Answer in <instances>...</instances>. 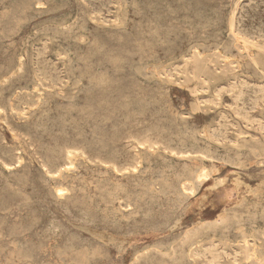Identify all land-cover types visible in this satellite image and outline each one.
Returning <instances> with one entry per match:
<instances>
[{"label": "rangeland", "instance_id": "rangeland-1", "mask_svg": "<svg viewBox=\"0 0 264 264\" xmlns=\"http://www.w3.org/2000/svg\"><path fill=\"white\" fill-rule=\"evenodd\" d=\"M10 1V2H9ZM22 1V2H19ZM8 0V2H6L5 0H0L1 4H0V13H2L0 15V23L1 25H6L7 23L9 25L6 26H1L0 25V42L2 43V45H0L1 49H0V62L1 66H0V251H2V253L0 252V264H11V263H15V264H183V263H187V264H249L247 263L249 260L245 259V252L246 249H244L242 247L243 240L246 239V241L249 242L250 247H258L257 252H261V255L263 253V257H264V130L262 131L261 129H264V36L262 37L261 35H264V0H240L237 1L239 2L237 4L236 0H179V2L177 0L173 1V0H165L163 2V0H156L157 2L159 1V3L153 2V0H147L149 2H147L146 0H122V2H120L121 0H106V4H108V6L106 4H104L103 0L102 2H100L101 0H51V2H49L48 0L44 1V0H35L37 2H30V0ZM26 1V3H25ZM48 1V2H47ZM64 1V2H63ZM86 1V3H84ZM95 1V2H94ZM97 1V3H96ZM109 1V2H108ZM112 1V2H111ZM126 1V2H125ZM135 5L137 3L136 6L133 7V5L131 6V3ZM133 1L135 3H133ZM140 1V2H139ZM161 1V3H160ZM173 1V2H172ZM181 1V2H180ZM184 1V3H183ZM204 1V2H203ZM207 1L209 3H207ZM211 1V3H210ZM218 1V2H217ZM230 1V2H229ZM250 1V2H249ZM4 2V4H3ZM16 2V3H15ZM38 2H40V7L38 5ZM63 2V3H62ZM90 2V3H88ZM94 2V3H92ZM153 2V4H152ZM167 2V3H166ZM175 2V3H174ZM216 2V3H215ZM220 2L226 4H221ZM229 4H227V3ZM7 3V4H6ZM20 3L21 5L25 6V7H20L21 5L18 4ZM33 3V4H30ZM106 5L103 6L102 5ZM110 3V5H109ZM144 3V4H143ZM157 3V4H156ZM173 3V5H172ZM202 3V4H201ZM207 4L206 5L204 4ZM215 3V4H212ZM236 3V4H235ZM251 3V4H249ZM255 3V4H253ZM3 4V5H2ZM9 4V6H7ZM18 4V5H17ZM42 4H44V6H42ZM55 4V5H54ZM62 4H68V5H62ZM89 4V5H88ZM100 4V5H99ZM127 4V5H126ZM144 5L141 6V5ZM148 4V7L145 6ZM150 4H152L153 6H151ZM166 6H169L166 7ZM175 4H183L181 6L179 5H175ZM221 4V5H219ZM234 4V5H233ZM246 4H248V6H245ZM259 4V5H258ZM263 5L261 8L260 6ZM2 5V6H1ZM38 5V7H37ZM51 5H53L51 7ZM76 5V7H75ZM97 7H96V6ZM141 6V10L138 8ZM150 5V6H149ZM156 5V6H155ZM161 5V6H160ZM209 5V6H208ZM216 7H215V6ZM219 5V7H218ZM254 8H253V6ZM5 8H4V7ZM10 6H12L10 8ZM17 8H16V7ZM28 6V8H27ZM33 6V8H32ZM58 6V7H57ZM62 6V7H61ZM91 6V7H90ZM103 6V9H101ZM115 6V7H114ZM125 6V7H124ZM131 6V7H130ZM163 6V7H162ZM176 6L174 10V7ZM179 6V8H178ZM212 6V7H211ZM228 8H227V7ZM234 6V7H233ZM239 6V7H238ZM256 6V7H255ZM20 9H19V8ZM31 7V8H30ZM57 7V9H56ZM61 7V8H60ZM64 7V8H63ZM69 9H68V8ZM71 7V8H70ZM108 7V9H106ZM124 7V8H123ZM151 7V8H150ZM153 7V8H152ZM173 7V9L171 8ZM210 7V8H209ZM232 7H233V11H232ZM244 9H243V8ZM246 7H248L246 9ZM252 7V9H251ZM6 10H4V9ZM15 8V9H14ZM40 8V9H39ZM74 8V9H73ZM83 8V9H82ZM99 8V9H98ZM121 8V9H120ZM127 8V9H126ZM132 8V9H131ZM138 8V9H136ZM144 8V9H143ZM146 8V9H145ZM155 8V9H154ZM166 8V9H164ZM169 8V9H168ZM172 9V12L170 11ZM217 8V9H216ZM227 8V9H226ZM250 8V9H249ZM258 8V9H257ZM13 9V10H12ZM33 9V10H31ZM61 13H60V11ZM64 9V10H63ZM73 9V10H72ZM95 9V10H93ZM151 9V10H149ZM154 9V10H153ZM161 9V10H160ZM188 9V10H187ZM220 9V10H219ZM229 9V10H228ZM240 9V10H239ZM242 9V10H241ZM4 10V11H3ZM12 12H11V11ZM18 10V11H17ZM20 10V11H19ZM58 10V13H56ZM71 10V11H70ZM77 12H76V11ZM108 10V11H107ZM110 10V12H109ZM143 10V11H142ZM148 10V11H147ZM164 10V11H163ZM168 12H165V11ZM186 11L185 13H183V11ZM213 10V11H212ZM219 10V11H217ZM231 10V11H230ZM246 12H242L245 11ZM262 10V11H261ZM10 11V12H9ZM16 11V12H15ZM33 11V12H30ZM52 11V12H51ZM94 11V12H93ZM98 11L99 14H98ZM134 11V13H133ZM140 11V13H139ZM142 11V12H141ZM146 11V12H145ZM177 11V12H176ZM222 11V12H221ZM237 11V12H235ZM254 11V12H252ZM257 11V12H256ZM5 14H4V13ZM7 12V14H6ZM17 14V16L14 14ZM20 12V13H19ZM22 12V13H21ZM30 12V13H29ZM39 12L41 14H39ZM74 12H76L74 14ZM93 12V13H92ZM107 12V13H106ZM113 12V13H112ZM126 12L128 13L127 15ZM136 12V13H135ZM149 12H150V16L152 15V12H154L153 14L156 15H152L151 17L149 16ZM163 14H162V13ZM173 14L172 16H170L171 14ZM180 12L181 14L179 15ZM241 12V16L243 14V16H239ZM253 14H252V13ZM12 13V14H11ZM25 13V14H23ZM37 13V15L35 16V14ZM60 13V14H59ZM65 15H64V14ZM69 13V14H68ZM86 15H85V14ZM148 13V14H146ZM168 15H165L167 14ZM177 13V14H176ZM188 13V15H186ZM203 13V14H202ZM236 13V14H234ZM238 13V14H237ZM248 17H245V15ZM263 13V14H262ZM11 14V15H10ZM34 14V16H30V15ZM48 14V15H46ZM72 14V15H71ZM79 14V15H78ZM131 14V15H129ZM136 14V15H135ZM138 14V16H137ZM145 14V15H144ZM158 14V15H157ZM170 14V15H169ZM183 14V15H182ZM190 14V15H189ZM200 14V16H199ZM221 14V15H220ZM229 14V15H227ZM248 14V15H247ZM255 14V15H254ZM259 14V15H258ZM262 14V15H261ZM5 15V16H4ZM25 15V16H22ZM27 15V16H26ZM44 15V16H43ZM58 15V16H57ZM77 15V17H76ZM91 15L93 18H91ZM99 15V16H98ZM111 15V16H110ZM141 15V16H139ZM147 15V16H146ZM176 15V16H175ZM178 15V16H177ZM258 15V16H257ZM4 16V17H3ZM10 16V17H9ZM14 16V17H11ZM30 16V17H29ZM42 16V17H41ZM54 16V17H52ZM61 16V17H60ZM64 18H63V17ZM72 16V18H71ZM85 16V17H84ZM154 16V18H153ZM158 16V17H157ZM165 16L167 17L165 19ZM187 18L185 19L184 18ZM199 16V17H198ZM3 20L4 18L6 20L5 23ZM8 17V18H6ZM21 17V18H20ZM25 17V19H24ZM35 17V18H34ZM37 17H39L37 19ZM41 17V18H40ZM58 17V18H57ZM69 17V18H68ZM88 17V18H87ZM140 19H139V18ZM156 17V18H155ZM172 17V18H171ZM229 17V18H227ZM238 17V18H237ZM257 17V18H256ZM262 17V18H261ZM14 19V21H17V23L15 22L14 26H17L18 30L16 27L13 26L14 21H12ZM18 18V19H17ZM29 18V20H28ZM53 18L54 21L52 20ZM63 18V19H62ZM90 18V20H89ZM141 20V21H139ZM147 18V19H146ZM184 18V19H183ZM232 18V19H231ZM242 18V19H241ZM245 18H247L245 20ZM256 18V19H255ZM7 19L9 21H7ZM21 19L23 20V22L21 21ZM36 19V20H35ZM49 22H47L46 20ZM49 19V20H48ZM65 19V21H63ZM97 19V20H96ZM122 19V20H121ZM149 19V20H148ZM156 21H154V20ZM160 19H163L162 21H160ZM165 19V20H164ZM172 20V22L170 20ZM180 19V20H179ZM183 19V21L181 20ZM195 19H199L197 22V20ZM206 21H205V20ZM216 19V20H215ZM244 19V20H243ZM31 20V22H30ZM51 20V21H50ZM60 20V21H59ZM68 20V21H67ZM74 23H73V21ZM76 20V21H75ZM104 20V21H103ZM124 20V21H123ZM135 20V21H134ZM174 20V21H173ZM176 20V22H175ZM181 21L179 23H177L178 21ZM187 20V22H186ZM191 22H190V21ZM194 20V21H192ZM243 20V22H242ZM7 21V22H6ZM11 21V23H10ZM43 21V22H42ZM62 21V22H61ZM94 21V22H93ZM151 21V23H150ZM158 21V22H157ZM193 23L195 25H190ZM204 21V22H203ZM240 21V22H239ZM248 21V22H247ZM251 21V24H250ZM254 21V22H253ZM21 22V23H20ZM30 22V23H29ZM41 22V23H40ZM61 22V23H60ZM65 22V23H64ZM67 22V23H66ZM87 22V23H86ZM92 22V23H90ZM104 22V24H103ZM106 22V24H105ZM129 22V23H128ZM135 22V23H133ZM139 22V23H138ZM145 22V23H144ZM157 24V26L154 24ZM183 22V23H182ZM203 22V23H202ZM215 22V23H213ZM227 22V23H226ZM229 22V23H228ZM238 22V23H237ZM242 22V26L241 23ZM254 24H253V23ZM4 23V24H3ZM29 23V25H28ZM55 23V24H53ZM89 23V25H88ZM141 23V24H140ZM160 23V24H159ZM177 23V24H176ZM197 23V24H196ZM206 23V24H205ZM226 23V24H225ZM244 23V25H243ZM249 23V24H248ZM258 23V24H257ZM12 24V25H11ZM27 24V25H26ZM33 24V25H32ZM36 24V25H35ZM39 24H41L39 26ZM69 24V26H68ZM72 24V25H71ZM85 24V25H84ZM128 24V25H127ZM133 24L135 26H133ZM146 24V25H144ZM154 26H153V25ZM182 24L184 26H182ZM199 24V25H198ZM204 24V26H203ZM240 24V25H238ZM246 24V25H245ZM263 24V25H261ZM24 25H26L24 27ZM35 25V27H34ZM38 25V26H37ZM79 25V26H78ZM81 25V27H80ZM84 25V28H83ZM100 25V26H99ZM132 25V26H131ZM138 25V26H137ZM143 25V26H142ZM148 25V26H147ZM162 25V26H161ZM190 25V26H189ZM196 29L194 26H197ZM216 25V26H215ZM227 25V26H226ZM250 25V27H249ZM11 26V27H10ZM13 26V27H12ZM67 26V27H66ZM78 26V27H77ZM119 26V27H118ZM124 26H126L124 28ZM137 26L136 29L132 30L133 28H135ZM156 26V27H155ZM186 26V27H185ZM188 26V27H187ZM210 27V28H204V27ZM226 26V27H225ZM231 26V27H230ZM236 26V28H235ZM239 26V28H238ZM248 26V28H247ZM254 26V27H253ZM256 26V27H255ZM4 27V29L2 28ZM6 27V28H5ZM23 27V28H21ZM35 28V32H34V28H33V35H31L32 33H30V31L32 32V28ZM57 27V28H56ZM88 27V28H86ZM90 27V28H89ZM132 27V28H131ZM141 27V28H140ZM153 27V28H152ZM162 27V28H161ZM201 27V29L199 28ZM229 27V28H228ZM16 28V29H14ZM96 28V29H94ZM123 28V29H122ZM148 28V29H146ZM150 28V29H149ZM155 28V30H154ZM183 28V29H182ZM189 30L192 29V30ZM199 28V29H197ZM229 30H228V29ZM244 28V29H243ZM252 28V29H251ZM10 29V30H9ZM84 29V30H82ZM94 29V30H93ZM109 30L110 34H108V31H104V30ZM123 32H122V30ZM126 29V30H124ZM159 29H162L161 31ZM174 29V30H173ZM203 29V30H202ZM210 29V30H209ZM241 31H239V30ZM11 32L10 31H13ZM76 30V31H75ZM89 34H88V31ZM120 30V31H119ZM137 30V32H136ZM157 30V31H156ZM237 30V31H236ZM245 30H248L247 32ZM255 33H253L252 32ZM7 31V33H6ZM17 31V32H16ZM19 31V32H18ZM23 31V32H21ZM26 31V32H25ZM49 31V32H48ZM59 31V32H58ZM86 31V32H84ZM115 31V32H113ZM117 31V32H116ZM151 31V32H149ZM164 31H167L164 32ZM186 31V32H185ZM189 33H188V32ZM193 31V32H192ZM196 31V32H194ZM201 31V32H200ZM205 31V33H203ZM229 32V33H223V32ZM234 31V32H232ZM243 31V32H242ZM245 31V32H244ZM30 34H29V33ZM42 32V33H41ZM48 32V33H47ZM54 36H53V34ZM58 32V33H56ZM77 32V33H74ZM82 32V33H81ZM119 32V33H118ZM129 32L131 35H129ZM133 32V33H132ZM140 32V33H138ZM143 32H146V34ZM162 32V33H160ZM164 32V34H163ZM193 33V34H190ZM231 32L233 34H231ZM240 32V33H239ZM250 32V33H249ZM259 32V33H258ZM21 33V34H20ZM45 33V34H44ZM64 33V34H63ZM86 33V34H85ZM116 33V34H115ZM124 33V34H123ZM128 33V34H127ZM169 33V34H168ZM202 35H201V34ZM211 34V36L209 34ZM221 33V34H220ZM237 33V34H236ZM241 33H245V37L243 35L240 36ZM6 34V35H5ZM13 34V35H10ZM19 34V35H18ZM42 34V35H41ZM79 35V36H76ZM91 34V37H90ZM94 34V35H93ZM108 34V36H106ZM122 34V35H121ZM150 34V35H149ZM160 34V35H159ZM185 34V35H184ZM197 36H195V35ZM206 37H205V35ZM215 34V35H214ZM217 34V35H216ZM220 34V35H219ZM235 34V35H234ZM248 34V35H247ZM259 34V36H258ZM5 35V38H4ZM28 35V36H27ZM50 35V38H49ZM59 35V36H58ZM65 35V37H63ZM82 35V36H81ZM118 35V36H117ZM129 35V36H128ZM139 35V36H137ZM147 35V36H146ZM149 35V36H148ZM176 35V36H175ZM178 35V36H177ZM180 35L182 37H180ZM209 35V36H208ZM253 35V36H252ZM256 35V36H254ZM9 36V38H8ZM14 36V37H13ZM24 38H23V37ZM26 36V37H25ZM41 36V38H40ZM48 36V37H47ZM57 36V38H56ZM111 36V40L110 39ZM113 36V38H112ZM116 36V37H115ZM132 36V37H130ZM135 36V37H134ZM142 36V38H141ZM153 36V37H151ZM161 38H160V37ZM187 36V37H186ZM192 38L190 39L189 38ZM196 38H195V37ZM201 36V37H200ZM215 36V38H214ZM233 38H232V37ZM249 36V37H247ZM261 36V38H260ZM7 37V38H6ZM21 37V39H20ZM35 37V38H34ZM39 37V38H38ZM54 39H52V38ZM58 37H61L58 38ZM75 37V38H74ZM97 39H96V38ZM103 39H102V38ZM107 37V38H106ZM121 37V38H120ZM123 37V38H122ZM130 37V38H129ZM134 37V38H133ZM141 40H140V38ZM144 37V38H143ZM155 37V38H154ZM164 37V38H163ZM172 37V38H170ZM204 37L206 39H204ZM212 40H210V38ZM217 37V38H216ZM229 39H228V38ZM244 37V38H243ZM252 37V38H250ZM256 37V39L254 38ZM38 38V39H37ZM49 38V39H48ZM56 38V40H55ZM72 38V39H71ZM87 38V39H86ZM93 38V39H92ZM95 38V39H94ZM106 38V39H105ZM124 38H126V40H124ZM153 38L157 41H153ZM180 38V39H179ZM250 38V39H249ZM258 38L260 40H258ZM4 39V40H3ZM21 40L20 43L19 41L16 40ZM25 39V40H24ZM52 39V40H51ZM101 39V41H100ZM110 39V40H109ZM128 39V40H127ZM134 39V40H133ZM144 39H147L146 41ZM171 41H170V40ZM203 39V40H201ZM224 39V40H223ZM239 39V40H238ZM248 39V40H247ZM34 40H36L35 42H33ZM58 40V41H57ZM65 40V41H64ZM99 40V41H97ZM103 40V41H102ZM138 40V41H137ZM151 40V42L149 41ZM165 40V42H164ZM170 42H168V41ZM193 40V41H192ZM194 40L196 41L194 43ZM200 40V41H199ZM210 42H209V41ZM217 40V42H216ZM219 40V41H218ZM238 40V42L235 41ZM253 40V41H252ZM258 40V41H256ZM263 40V41H262ZM14 41V42H13ZM25 43H23V42ZM32 41V43L30 44V42ZM87 41V42H86ZM89 41V42H88ZM105 41V42H104ZM108 41V43L106 42ZM120 41V42H119ZM127 41V42H126ZM137 41V42H136ZM142 41V42H140ZM163 41V42H162ZM212 41V42H211ZM230 41L233 42L232 44H230ZM242 41V42H241ZM12 42V43H11ZM16 42V43H15ZM22 42L23 45H20ZM45 42V43H44ZM63 42V43H62ZM69 42V43H67ZM123 42V43H122ZM140 42V43H139ZM176 44H174V43ZM181 42L183 45H181ZM184 42V43H183ZM187 42V43H186ZM191 44H190V43ZM205 42V44H204ZM207 42V43H206ZM215 42V44H214ZM225 42V43H224ZM5 43V44H4ZM36 43V44H35ZM97 43V45H96ZM107 43V44H105ZM110 43V44H109ZM115 43V44H114ZM127 43V44H126ZM138 43V44H137ZM145 43H147L145 45ZM161 43V44H160ZM169 43V45H167ZM173 43V44H172ZM197 43V44H196ZM241 43H247V50L244 51ZM9 44V45H8ZM11 44V45H10ZM30 45V46H27ZM62 44L64 46H62ZM73 44V45H72ZM77 44V45H76ZM114 44V46H113ZM136 44L138 46V48H140L141 50H139L137 48V46L134 45ZM153 44V45H152ZM207 44V45H206ZM236 44V45H235ZM253 44V45H252ZM254 44L256 46H254ZM14 47H13V46ZM18 45V46H17ZM72 45V46H71ZM89 45V46H87ZM109 45V46H108ZM124 45V46H122ZM127 45V47H126ZM129 45V46H128ZM163 45V46H162ZM187 45V46H186ZM201 45V46H199ZM205 45V46H204ZM214 45H216V47L219 46V48H216ZM232 45V46H231ZM235 45V47H234ZM238 45V46H237ZM262 45V46H261ZM11 49H9V47ZM61 48H60V47ZM73 48H71V47ZM121 49H119L118 48ZM121 46V47H120ZM132 46V48H131ZM150 46V47H149ZM161 46V47H158ZM166 46V47H165ZM168 46V47H167ZM192 46V48L190 47ZM204 48H203V47ZM209 46V47H208ZM212 46V47H210ZM221 46V47H220ZM5 50H4V48ZM17 47V48H16ZM28 49H27V48ZM44 47V49H43ZM81 50H80V48ZM86 47V48H85ZM89 47V48H88ZM94 47V48H93ZM102 47V48H101ZM134 47V49H133ZM147 47V48H146ZM156 49H155V48ZM183 47L185 49V51L183 50ZM200 47V49H199ZM207 47V48H206ZM234 47V49H233ZM250 47V48H249ZM14 48V49H13ZM21 48V49H20ZM26 48V49H25ZM62 48H64V50H62ZM79 48V49H78ZM104 48V49H103ZM112 49L108 50V49ZM116 48H118V51H116ZM124 48V49H123ZM130 48V49H128ZM136 48V49H135ZM145 48V49H143ZM171 48V49H170ZM175 48V49H173ZM177 48V49H176ZM179 48V49H178ZM202 48V49H201ZM224 48V49H223ZM263 48V49H262ZM25 49V50H24ZM52 49L57 50V51H52ZM69 49V52L67 51ZM100 49V51H99ZM123 49V50H122ZM128 49V50H127ZM132 49V50H131ZM150 49V51L148 50ZM163 49V50H162ZM190 51H189V50ZM7 50V52H6ZM15 50V53H14ZM24 50V51H23ZM28 50V51H27ZM75 50V52L73 51ZM83 53H81L80 51ZM98 50V51H97ZM104 50V51H103ZM130 50V51H129ZM135 52H132L134 51ZM143 50V51H142ZM153 50V51H152ZM157 50V51H155ZM161 50V51H160ZM168 50V51H167ZM171 50V51H170ZM173 50L175 51V53L173 52ZM216 50V51H215ZM232 52H231V51ZM250 50V51H249ZM261 50V51H260ZM39 51V52H38ZM44 51V52H43ZM48 51V52H47ZM88 51V52H87ZM103 51V52H102ZM115 51V52H114ZM121 51V52H119ZM128 51V52H127ZM163 51V53H162ZM178 51V53H177ZM183 51V52H182ZM193 51V52H192ZM229 51V52H228ZM238 53H237V52ZM242 51V52H241ZM244 51V52H243ZM69 56L68 55V53ZM87 52V54H86ZM90 52V53H89ZM107 52H109L107 54ZM113 52V53H111ZM119 52V54H117ZM124 52V53H123ZM148 52V53H147ZM150 52V54H149ZM168 52H171L170 54ZM180 52V53H179ZM185 52V53H184ZM188 52V53H187ZM192 52V54H191ZM198 52V54H197ZM218 52V53H217ZM247 52V53H245ZM5 55H4V54ZM6 53H8L6 55ZM12 53V54H11ZM17 53V55H16ZM37 53V54H36ZM58 53V54H57ZM71 53V54H70ZM76 53V54H75ZM115 53V54H114ZM128 55H126V54ZM135 53V54H134ZM137 53V55H136ZM141 53V55H139ZM143 53V54H142ZM157 55V58L155 56V54ZM158 53V54H157ZM174 54L171 56V54ZM196 53V54H195ZM215 53V54H214ZM252 53V56H251ZM19 54V55H18ZM73 54V56H72ZM75 54V55H74ZM96 54V55H95ZM100 54V55H99ZM104 55L102 57V55ZM107 54V56H106ZM121 54V56H120ZM125 54V55H124ZM129 57V55H131ZM169 54V55H167ZM179 54V56H178ZM187 54V55H186ZM200 54V55H199ZM212 54V55H211ZM219 54V55H218ZM241 54V55H240ZM248 56H247V55ZM14 55V56H13ZM80 55V57H79ZM92 55V56H91ZM147 55V56H146ZM153 55V57L151 56ZM163 55V56H162ZM185 55V56H184ZM198 55V57H197ZM204 56L201 58V56ZM207 55V56H205ZM236 55V56H235ZM16 56V57H15ZM57 56V57H56ZM78 56V57H77ZM87 56V57H86ZM139 56V57H137ZM147 58H146V57ZM183 56V57H181ZM193 56V57H192ZM221 56V57H220ZM247 56V57H246ZM36 57V58H35ZM74 57V58H73ZM107 57V58H106ZM110 57V59H109ZM112 57V58H111ZM116 57V58H115ZM122 57V58H121ZM126 57V58H124ZM142 57V58H141ZM152 57V59H151ZM164 57V58H163ZM166 57V58H165ZM170 57L171 60H170ZM233 57V58H232ZM239 57V58H238ZM8 58V59H7ZM28 58V59H27ZM73 58V60H72ZM76 58V59H75ZM132 58V59H130ZM136 58V59H135ZM149 58V59H148ZM156 58L157 61H155L154 59ZM190 58V59H189ZM200 58V59H199ZM232 58V59H231ZM250 58V59H249ZM253 58V60H252ZM5 59V60H4ZM23 59V61L21 60ZM36 59V60H34ZM58 59V60H57ZM66 59V60H65ZM118 61H117V60ZM121 59V60H120ZM145 59H147V61H145ZM160 59V61H159ZM165 59V60H164ZM235 62H232L234 61ZM259 59V60H258ZM12 60V61H11ZM20 60V61H19ZM94 62H93V61ZM101 60V61H100ZM106 60V61H105ZM120 60V61H119ZM150 60V61H149ZM152 60V61H151ZM173 60V61H172ZM176 60V62H175ZM179 60V61H178ZM187 60V61H186ZM221 60V62H220ZM232 60V61H231ZM6 61V62H5ZM10 61V62H9ZM40 63H39V62ZM61 61V62H60ZM99 61V62H97ZM105 61V62H104ZM112 61V62H111ZM129 61V62H128ZM138 61V62H137ZM163 61V62H162ZM229 61V62H228ZM231 61V62H230ZM240 61V63H239ZM92 62V63H91ZM116 62V63H115ZM132 62V63H131ZM142 62V65H141ZM146 62V63H145ZM160 62V63H159ZM166 62V63H165ZM225 62H228L227 64ZM250 62V63H249ZM255 64V68L252 65V63ZM6 63V64H5ZM12 65H11V64ZM16 63V64H15ZM18 63V64H17ZM96 63V64H95ZM112 63V65H111ZM121 63V64H120ZM129 63V64H126ZM131 63V65H130ZM135 63V64H134ZM138 63V64H137ZM144 63V64H143ZM153 63V64H152ZM159 63V64H158ZM163 63V64H162ZM169 63V65H168ZM173 63V64H172ZM175 63V64H174ZM225 63V64H223ZM242 63V64H241ZM261 63V64H260ZM4 64V65H3ZM36 64V65H35ZM96 67H95V65ZM108 64V65H107ZM124 64V65H123ZM148 64V65H147ZM161 64V65H160ZM166 64V65H164ZM242 66H241V65ZM251 64V65H250ZM9 65V67H8ZM18 65V66H17ZM26 65V66H25ZM43 65V66H42ZM104 65V66H103ZM123 65V66H122ZM129 65V66H128ZM133 65V66H132ZM141 65V67H140ZM146 65V66H145ZM157 65V66H156ZM181 65V66H180ZM250 65V66H249ZM258 65V67H257ZM12 66V67H11ZM17 66V70L16 67ZM36 66V67H35ZM48 66V67H47ZM72 66V67H71ZM79 66V69L76 68ZM84 66V67H83ZM104 68H103V67ZM108 66V67H105ZM122 66V67H121ZM126 66V67H125ZM131 66V67H130ZM137 66V68H136ZM145 66V67H144ZM153 66V67H152ZM167 66V67H166ZM208 66V67H207ZM232 66V67H231ZM238 66V67H237ZM241 66V67H240ZM244 66V67H243ZM252 66V67H251ZM3 67V68H2ZM24 67V68H23ZM43 67V69H42ZM76 69H75V68ZM129 69H128V68ZM207 67V68H206ZM6 68V69H5ZM38 71H37V69ZM63 68V69H62ZM72 68V69H71ZM74 68V69H73ZM88 68V69H87ZM126 68V70H125ZM141 68V69H139ZM160 68V69H159ZM178 70H177V69ZM259 68H261L259 70ZM71 69V70H69ZM101 69V70H100ZM111 71H109V70ZM138 69V70H137ZM154 69V70H153ZM172 69V70H171ZM239 69V70H238ZM244 69V70H243ZM255 69V70H253ZM4 70V71H3ZM20 70V74L19 71ZM25 70V71H24ZM87 70V71H86ZM89 70V71H88ZM94 70V71H93ZM168 70V71H167ZM243 70V71H242ZM24 73H23V72ZM74 71V72H73ZM100 71V72H99ZM109 71V73H108ZM132 71V72H131ZM135 71V72H134ZM166 71V72H165ZM173 71V72H172ZM175 71V72H174ZM245 71V72H244ZM258 73H257V72ZM262 71V72H261ZM6 74H5V73ZM32 73L29 74V73ZM38 72V73H37ZM44 72V73H43ZM46 72V73H45ZM68 72V73H67ZM74 74H73V73ZM94 72V73H93ZM97 72V73H95ZM103 74H102V73ZM129 74H128V73ZM142 72V73H141ZM218 72V73H217ZM244 72V73H243ZM41 73V74H40ZM55 73V74H54ZM61 73V74H60ZM72 73V75H71ZM117 73V74H116ZM127 73V74H126ZM163 73V74H162ZM263 73V74H262ZM12 74V75H11ZM43 74V75H42ZM80 74V75H79ZM84 74V75H83ZM90 74V75H89ZM112 74V75H111ZM119 74V75H118ZM130 74L132 77L134 78H130ZM135 74V76H134ZM144 74V75H143ZM240 74V75H239ZM243 74L245 76H243ZM259 74V75H258ZM3 75V76H2ZM14 75V76H13ZM31 75V76H30ZM35 77H34V76ZM46 75V77H45ZM69 75V77H68ZM78 75V79L77 76ZM93 77H92V76ZM98 75V76H97ZM102 75V77H101ZM108 75V77H106ZM154 75V76H153ZM171 75V76H170ZM181 75V76H180ZM191 75V76H190ZM252 75V76H250ZM2 76V77H1ZM11 76V77H9ZM23 76V77H22ZM30 76V77H29ZM44 76V77H43ZM71 76V77H70ZM83 76V77H82ZM104 76V77H103ZM112 76V77H111ZM125 76L127 78H125ZM148 76V77H145ZM151 76L153 77V79L151 78ZM248 76V77H247ZM260 76V77H259ZM9 77V78H8ZM14 77V78H12ZM41 77V78H40ZM73 77V78H72ZM81 79H80V78ZM101 79H100V78ZM110 77V78H109ZM121 77V80H119V78ZM124 77V80H123ZM139 77V78H137ZM145 77V78H144ZM161 77V78H160ZM163 77V78H162ZM167 77V78H166ZM171 77V78H170ZM178 77V78H177ZM195 77V78H194ZM203 77V78H202ZM207 79H206V78ZM234 77V78H233ZM246 77V78H245ZM26 78V79H25ZM54 82H52V79ZM69 78V80L67 79ZM89 78V79H88ZM93 78V79H90ZM98 78V79H97ZM103 78V79H102ZM113 78V79H112ZM118 78V80H117ZM231 78V79H230ZM251 78V79H250ZM262 78V79H260ZM11 79V80H10ZM24 79V80H23ZM51 82H50V80ZM88 82H87V80ZM133 79V80H132ZM136 79V80H135ZM186 79V80H185ZM189 79V80H187ZM191 79V81H190ZM6 80V81H4ZM17 80H19L20 82H18ZM22 80V81H21ZM57 80H59L58 82H56ZM75 80H77L75 82ZM91 80V81H89ZM148 80V81H147ZM153 80V81H152ZM220 80V81H219ZM259 80V81H258ZM29 81L31 82L30 84ZM72 81L73 83H70ZM83 83H82V82ZM105 81H108L107 83H105ZM137 81V82H135ZM142 81H147V82H142ZM151 81V83H150ZM170 84H169V82ZM222 81V82H221ZM242 81V82H241ZM7 82V83H5ZM27 82V83H26ZM46 82V83H45ZM75 82V83H74ZM78 82V83H77ZM80 82V83H79ZM86 82V84L84 83ZM91 82V83H90ZM96 84H95V83ZM99 82V83H97ZM104 82V83H103ZM124 82V83H122ZM133 82V83H132ZM159 82V83H158ZM181 82V83H180ZM190 82V85L189 83ZM197 82V83H196ZM202 82V83H200ZM205 82V83H204ZM221 82V83H220ZM39 83L41 84V87L39 85ZM102 83V84H100ZM130 83V85H129ZM139 83V84H138ZM144 83V84H143ZM150 83V84H149ZM163 83V84H162ZM172 83V85H171ZM179 85H177V84ZM183 83V84H182ZM247 83V84H246ZM38 84V86H37ZM54 84V85H53ZM77 84V85H75ZM111 84V85H110ZM156 84V85H155ZM168 84V87H167ZM185 84V86H184ZM241 86H238V85ZM246 84V85H244ZM21 85L23 88H21ZM25 85V86H24ZM28 85V87H27ZM71 85V86H70ZM79 85V86H78ZM85 85V86H84ZM90 87V88H86ZM94 85L92 88L91 86ZM101 85V87H100ZM120 85V86H119ZM127 85V86H126ZM141 88V86H143L138 89V86ZM148 87H146V86ZM154 85V86H153ZM170 85V87H169ZM176 85V86H175ZM198 85V86H197ZM231 87H230V86ZM248 85V86H247ZM3 86V87H2ZM20 86V87H19ZM37 88H36V87ZM78 88H77V87ZM125 86V87H124ZM135 86V87H134ZM157 88H156V87ZM175 86V87H173ZM235 86V87H234ZM245 86V88H243ZM252 86V87H251ZM258 86V87H257ZM15 87V88H14ZM18 87V88H16ZM27 87V88H25ZM46 87V88H45ZM80 87V88H79ZM82 87V88H81ZM85 87V88H84ZM96 87V89H95ZM123 87V88H122ZM151 89H150V88ZM182 87V88H179ZM197 87V88H196ZM222 87V89H221ZM234 87V88H233ZM249 87V88H248ZM254 87V88H253ZM260 87V89H259ZM7 88V89H6ZM33 88V89H31ZM76 88V89H75ZM109 88V89H108ZM125 88V91L123 90ZM129 88V91L128 89ZM133 88L135 90H133ZM149 88V89H147ZM165 88V89H164ZM168 88V89H167ZM178 88V89H177ZM188 88V89H187ZM224 88V89H223ZM230 88V89H229ZM234 90H233V89ZM257 88V89H256ZM22 89V90H20ZM70 89V90H69ZM79 94H78V91ZM81 89V90H80ZM88 89H92L89 90L91 91L90 93L88 92ZM121 89V91H119ZM144 89V90H143ZM162 89V90H161ZM172 89V90H171ZM182 89V90H181ZM187 89V90H186ZM191 89V90H190ZM237 91H236V90ZM251 89V90H250ZM263 89V90H262ZM11 90V91H10ZM46 90V92H45ZM98 90V91H97ZM132 90V91H131ZM148 90V91H147ZM156 90V91H155ZM161 90V91H160ZM206 92H205V91ZM218 90V91H217ZM245 93H244V91ZM35 91V92H34ZM87 94H86V92ZM93 91V92H92ZM134 91V92H133ZM144 91V93H143ZM151 91V93H153V95L156 93V95H152L149 94ZM155 91V92H153ZM167 94H165L166 92ZM169 91V92H168ZM192 91V92H191ZM196 91V92H195ZM199 91V92H198ZM252 91H254L252 93ZM262 91V93H261ZM20 95H18L19 93ZM23 92V94H22ZM34 92V93H31ZM42 92V93H41ZM115 94H114V93ZM118 92V93H117ZM121 92V93H120ZM126 92V93H125ZM133 92V93H132ZM148 92V94H147ZM163 92V93H161ZM203 92V93H202ZM219 92V93H218ZM244 95H243V93ZM248 92V93H247ZM256 92V93H255ZM258 92V93H257ZM12 93V94H11ZM17 93V94H15ZM29 93V94H28ZM41 93V94H40ZM59 93V94H58ZM74 93V94H73ZM77 93V94H76ZM89 93V94H88ZM98 93V94H95ZM100 93V94H99ZM125 93V94H124ZM159 93V94H158ZM198 93V94H197ZM215 93H217L215 95ZM241 95H239V94ZM251 93V94H250ZM4 94V95H3ZM7 94V95H6ZM28 94V95H27ZM39 94V95H38ZM44 94V96H42ZM70 94V95H69ZM72 94V95H71ZM93 94V97H92ZM117 94V95H116ZM143 94V95H142ZM161 94L163 96H161ZM194 94V95H193ZM196 94V95H195ZM258 94L257 96H254ZM263 96V100L260 101V97ZM6 95V96H5ZM9 95V96H8ZM25 95V96H24ZM82 95V96H81ZM96 95L98 96V98H96ZM104 96L101 98V96ZM110 95V96H108ZM122 95V96H120ZM130 95V96H129ZM142 95V96H141ZM146 99H145V97ZM147 95V96H146ZM151 95L152 100L151 101ZM167 95H169L168 97H166ZM192 95V97H191ZM228 95V96H227ZM236 95V96H233ZM246 95H250L249 97H247ZM253 95V97H252ZM21 96V97H20ZM34 96V97H33ZM40 96V97H39ZM57 96V97H56ZM74 96V97H72ZM79 96V97H78ZM84 96V97H83ZM88 96V97H87ZM109 98H108V97ZM134 96V97H133ZM139 96H141V99L139 98ZM161 96V97H160ZM165 96V97H164ZM173 96V97H172ZM241 96V98H240ZM20 97V98H19ZM23 97V98H22ZM30 97L32 99H30ZM36 97V98H35ZM100 97V100H99ZM114 101H113V98ZM133 98V99H130ZM163 97V98H162ZM219 97V98H218ZM245 97V98H244ZM257 97V98H256ZM78 98V99H77ZM86 101H85V99ZM94 98V99H93ZM96 98V99H95ZM143 98V99H142ZM150 98V99H149ZM159 98V100H158ZM161 98V99H160ZM167 98V99H166ZM169 98V99H168ZM171 98V99H170ZM197 98V100H196ZM238 98V99H237ZM245 103H242L244 102ZM254 98V99H252ZM18 99V100H17ZM22 101H21V100ZM108 99V101H107ZM128 99V100H127ZM145 99V101H144ZM156 99V102H155ZM163 99V100H162ZM227 99V100H226ZM235 101H234V100ZM250 99V100H249ZM259 101H258V100ZM21 103H20V101ZM25 100V101H23ZM36 100V101H34ZM39 100V101H38ZM53 101V102H49V101ZM81 104H78V101ZM83 100V102H82ZM92 100V101H91ZM95 100V101H94ZM104 100V101H103ZM118 101V103L116 101ZM131 100V101H130ZM134 100H136L134 102ZM139 102H138V101ZM160 100H162V103H159ZM165 100V101H164ZM167 100V102H166ZM241 100V101H240ZM243 100V101H242ZM255 100V101H254ZM16 101V102H15ZM19 101V102H18ZM39 103H38V102ZM59 103H58V102ZM89 101V102H88ZM126 101V102H125ZM152 103H151V102ZM177 101V102H176ZM196 101V102H195ZM200 103H199V102ZM234 101V103H233ZM237 101V102H236ZM240 101V102H239ZM251 101V102H250ZM257 101V103H256ZM91 102V103H90ZM94 102V103H93ZM104 102V103H103ZM125 102V106L124 103ZM129 102H133L130 103ZM137 102V103H136ZM142 102V104L140 103ZM165 102V103H164ZM175 102V103H174ZM240 104H239V103ZM248 102H250L248 104ZM19 103V104H18ZM27 103V105H25ZM51 103V104H50ZM88 103V104H87ZM103 103V104H102ZM107 103V104H106ZM113 103V104H112ZM121 103V105L119 104ZM129 103V104H128ZM148 103V104H147ZM151 103V104H150ZM171 103V104H170ZM206 103V104H205ZM237 103V104H235ZM242 103V104H241ZM256 103V104H255ZM11 104V105H10ZM31 104V106H30ZM38 104V105H37ZM51 106H50V105ZM57 104V105H56ZM68 104H70L68 106ZM73 104V105H72ZM90 104V106H89ZM119 104V105H118ZM123 104V105H122ZM139 104V105H138ZM140 104L142 106H140ZM146 104V105H145ZM155 104V105H154ZM160 104V105H158ZM174 104V105H173ZM198 106H197V105ZM15 105V106H14ZM30 107H29V106ZM56 105V107H55ZM67 105V106H65ZM83 105V106H82ZM96 105V106H95ZM138 105V107H137ZM155 107H154V106ZM167 105V106H166ZM210 105V106H209ZM237 107H236V106ZM242 105V106H240ZM244 105V107H243ZM263 105V106H262ZM61 106V107H60ZM87 106V107H86ZM98 106V107H97ZM120 106V107H119ZM130 108H128V107ZM133 106V107H131ZM136 106V107H135ZM149 106V107H147ZM160 108H158V107ZM165 106V107H164ZM172 106V107H171ZM186 106V107H184ZM215 106V107H214ZM230 106V107H229ZM247 106V108H246ZM254 106V107H253ZM24 107V108H23ZM34 107V108H33ZM50 109H49V108ZM69 107V108H68ZM76 107V108H74ZM77 107L79 109H77ZM81 107V108H80ZM86 107V108H85ZM90 107V108H88ZM117 107V108H116ZM146 107V108H145ZM154 107V108H153ZM164 107V108H162ZM167 107V109H166ZM170 107V108H169ZM217 107V108H216ZM258 107V108H257ZM15 108V109H14ZM17 108H19L18 110H16ZM62 108V109H61ZM85 108V109H83ZM93 108V109H92ZM133 108V109H132ZM136 108V109H135ZM143 108V109H142ZM145 108V110H144ZM149 108V109H148ZM172 108V109H171ZM174 108V110H173ZM179 108V109H178ZM183 108V109H182ZM239 108V109H238ZM250 110L252 111H249ZM255 108V109H254ZM23 109V110H22ZM44 109L46 111H44ZM50 111H49V110ZM54 110L53 111H51ZM56 109V110H55ZM97 111H95V110ZM98 109H102L101 111ZM122 109V110H121ZM131 109V110H128ZM137 109L138 112H137ZM157 109V110H156ZM166 109V110H164ZM178 109V110H177ZM236 109V110H235ZM246 109V111L244 110ZM260 109V110H259ZM62 110V111H61ZM87 110V112L85 111ZM88 110L89 113L88 114ZM111 110V111H110ZM119 110V111H117ZM135 112H134V111ZM168 110V111H167ZM189 110V111H188ZM241 110V111H240ZM244 110V111H243ZM40 111V112H39ZM57 111V112H56ZM66 111V112H64ZM69 111V112H68ZM83 111L85 114H83ZM93 111V112H92ZM95 111V112H94ZM100 111V112H98ZM115 111V113H113ZM129 111V112H128ZM155 111V114L154 112ZM161 113H160V112ZM167 111V112H166ZM240 111V112H239ZM12 112V113H11ZM14 112V113H13ZM53 112V114H52ZM59 112V113H58ZM112 112V113H111ZM119 113V115H115L116 113ZM131 112V113H130ZM134 112V113H133ZM158 112V113H156ZM164 112V113H162ZM166 112V113H165ZM169 112V113H168ZM178 112V113H177ZM197 112V113H196ZM201 112V113H200ZM212 112V113H211ZM220 112V113H219ZM244 112V114H243ZM246 112V113H245ZM250 112V113H248ZM9 113V114H8ZM11 113V114H10ZM45 113V114H44ZM105 113V114H104ZM110 115H109V114ZM142 113V114H139ZM149 113V115H148ZM153 115H151V114ZM173 113V114H172ZM50 114V115H49ZM62 114V115H60ZM66 114V115H65ZM68 114V117L72 114L71 118L66 117ZM80 114V115H79ZM87 114V115H86ZM92 114V115H91ZM108 114V115H107ZM123 114V116H122ZM129 114V115H128ZM134 114V116H133ZM158 114V115H156ZM165 116H163V115ZM184 114V115H183ZM209 114V115H208ZM237 114V115H236ZM250 116V118L247 116ZM5 115V116H4ZM9 115L11 117H9ZM17 115V116H16ZM20 115V116H19ZM53 115L55 118H53ZM59 115V116H58ZM76 115V116H75ZM96 115V116H95ZM100 115V118H98ZM103 118H102V116ZM106 115V116H105ZM113 115V116H111ZM115 115V116H114ZM139 115L141 117H139ZM160 115V116H159ZM188 115V116H187ZM222 115V116H221ZM239 115V116H238ZM46 116V118H45ZM50 116V117H49ZM105 116V118H104ZM132 116V117H131ZM167 116V117H166ZM172 116V117H171ZM182 116H184L182 118ZM221 116V117H220ZM224 116V117H223ZM234 116V117H233ZM246 118H242L245 117ZM13 117V118H12ZM25 117V118H24ZM36 117L38 119H36ZM42 117V118H41ZM48 117V118H47ZM66 119H65V118ZM77 117V118H76ZM109 117V119H108ZM119 117V118H118ZM128 117V118H127ZM131 117V118H130ZM176 117V120H175ZM188 117V118H187ZM44 118V119H43ZM60 118V120H59ZM80 118V119H79ZM84 118L86 120L89 121H85L84 122ZM92 118V119H91ZM114 118L119 119V123L118 120L115 119V121H111L114 120ZM125 118V119H124ZM127 118V119H126ZM161 118V119H160ZM165 118V119H163ZM172 118H174L172 120ZM190 118V119H189ZM223 121H221L220 120ZM252 118V119H251ZM13 119V121H12ZM34 119V120H33ZM51 119H55V121L52 120L51 123ZM57 119V120H56ZM73 119V120H71ZM76 119V120H75ZM94 119V120H93ZM99 119V120H98ZM105 119H106V123H105ZM121 119V120H120ZM156 119V120H155ZM258 119V120H257ZM68 120V121H67ZM81 120V121H80ZM110 120V123H109ZM124 120V121H123ZM126 120V121H125ZM128 120L130 122H128ZM163 120V121H162ZM165 120V121H164ZM170 122L171 120V123ZM246 120V122H245ZM251 120V122H250ZM255 120V121H253ZM18 121V123H17ZM60 121V122H59ZM70 121V122H69ZM72 121V122H71ZM83 121V122H82ZM94 121V122H93ZM104 121V122H103ZM108 121V122H107ZM121 121V122H120ZM154 121V122H153ZM156 121V123H155ZM173 121V122H172ZM210 121V122H209ZM262 121V122H261ZM28 122V123H27ZM39 122V123H38ZM41 122V123H40ZM45 122V124H44ZM59 122V123H58ZM88 122V123H87ZM114 122V123H112ZM116 122L118 124H116ZM124 122V123H122ZM153 122V123H152ZM159 122V123H158ZM161 122V123H160ZM165 122V123H164ZM167 122V123H166ZM217 122V124H216ZM2 123V125H1ZM33 123V124H32ZM48 123V125H47ZM69 123V124H67ZM77 123V124H76ZM81 123V124H80ZM86 123V124H85ZM103 123V124H102ZM133 123V124H132ZM177 123V124H176ZM182 123V124H181ZM186 123V124H185ZM188 123V124H187ZM223 123V124H222ZM254 125H253V124ZM261 123V124H260ZM38 124V125H37ZM50 124H52L54 127H52ZM62 130H58L60 128V125ZM80 124V125H79ZM85 124V125H84ZM90 124V126H89ZM98 124V125H97ZM100 124V125H99ZM107 125L105 127V125ZM116 124V125H115ZM120 124V127H119ZM167 124V126L165 127V125ZM170 124V125H169ZM176 124V125H175ZM180 124V125H179ZM192 124V125H191ZM219 124V125H218ZM259 124V125H258ZM55 125L56 128H55ZM75 125V126H74ZM83 125V128L80 127ZM89 127H87V126ZM94 125V126H92ZM111 125H115V128H110L113 127ZM118 125V126H117ZM123 127H122V126ZM156 125V126H155ZM163 125V126H162ZM173 125V127H171ZM191 125V126H190ZM218 125V127H217ZM222 125V126H221ZM232 125V126H231ZM19 126V127H18ZM39 126V127H38ZM65 129H63L64 127ZM70 126V128L68 127ZM72 126V127H71ZM102 126V127H101ZM106 129L104 131V128ZM110 126V127H109ZM124 126L126 128H124ZM159 126V127H158ZM171 128H170V127ZM177 126V127H175ZM187 126V127H186ZM209 126V127H208ZM221 126V127H220ZM235 126V127H234ZM243 126V127H242ZM261 128H259V127ZM24 128L23 130L21 128ZM37 127V128H34ZM74 127V128H73ZM78 127V128H77ZM85 127V128H84ZM90 127L93 130L90 129ZM101 127V128H100ZM109 127V128H108ZM129 129H128V128ZM161 127H165L166 129H163ZM203 127V129H202ZM225 127V128H224ZM258 127V128H257ZM29 128V129H28ZM47 128V130H46ZM50 128V129H49ZM53 128V131H52ZM60 128V129H61ZM67 128V129H66ZM77 128V130H76ZM81 128V129H80ZM122 128V129H120ZM146 128L149 130H147L148 132H146ZM160 128V129H159ZM169 128V129H168ZM174 128V129H173ZM177 128V129H176ZM180 128V129H179ZM198 128V129H197ZM211 128L213 130V132L211 131ZM216 128V129H215ZM224 128V129H222ZM227 128V131H226ZM41 129V130H40ZM48 129L50 131H52L50 133V131H48ZM70 129V130H69ZM75 129V130H74ZM95 129H98L95 130ZM111 131H110V130ZM114 129V130H113ZM118 129L119 131L115 130ZM126 129V130H125ZM152 129V130H151ZM183 129V130H182ZM184 129H186L187 132L184 131ZM190 129V130H189ZM197 131H196V130ZM200 129V130H199ZM219 129L221 131H219ZM21 130L23 132H21ZM34 130V131H33ZM57 132H56V131ZM65 130V132H64ZM69 130V132H68ZM80 130V131H79ZM81 130H83V132L81 133ZM128 130V131H127ZM165 130V131H164ZM175 130V131H172ZM179 130V131H178ZM181 130V132H180ZM224 130V132H223ZM29 131V132H28ZM73 131V133L71 132ZM101 131V132H100ZM105 133H104V132ZM145 131V133L143 132ZM178 131V132H177ZM190 131V132H189ZM219 131V132H217ZM38 132V133H37ZM47 132V133H46ZM57 134H56V133ZM60 134H59V133ZM87 132V133H86ZM113 132V135H110V133ZM116 132V133H115ZM125 132V133H124ZM152 132V133H151ZM168 132V133H167ZM174 132V133H172ZM176 132V133H175ZM194 132V133H193ZM13 133V134H12ZM30 133V134H29ZM32 133V134H31ZM35 133V134H34ZM53 133H55L53 135ZM62 133V134H61ZM68 133V135H67ZM74 135H72V134ZM111 136H109L108 134ZM123 133V134H122ZM163 133L165 134V136L163 135ZM188 133L192 134L188 135ZM213 133V134H212ZM216 133V136H215ZM221 133V136L219 135ZM224 133V134H222ZM226 133V134H225ZM26 134V135H25ZM38 134V136H37ZM41 134V136L39 135ZM86 135V136H82V135ZM105 134V135H103ZM120 134V135H119ZM122 134V135H121ZM145 134V135H143ZM148 134V135H147ZM155 134V135H154ZM168 134V135H167ZM181 134H183L184 136L186 135L187 137L184 138V136H182ZM195 134V137H194ZM218 134V136H217ZM250 134V135H249ZM28 135V136H27ZM32 135V136H30ZM34 135V136H33ZM71 135V136H70ZM77 135V136H76ZM96 135V136H95ZM115 135V137H114ZM130 135V136H129ZM174 135V136H172ZM181 135V137H180ZM201 135V136H200ZM205 135V136H204ZM225 138H223L224 136ZM261 135V136H260ZM18 136V137H17ZM38 139H37V137ZM68 136H70L68 138ZM90 136V137H89ZM94 137L93 140L92 137ZM120 136V137H117ZM123 136V137H122ZM134 136V137H133ZM141 136L143 138H141ZM167 136V137H166ZM190 136V137H189ZM200 138H198V137ZM33 137V139L31 138ZM41 137L43 138V140L41 139ZM45 137V138H44ZM48 137V138H47ZM57 137V138H56ZM60 137V139H59ZM81 137V138H80ZM83 137V138H82ZM99 140H97L96 139ZM99 137V138H98ZM110 139H109V138ZM117 137V138H116ZM163 137V138H162ZM173 137V138H172ZM176 139H175V138ZM183 137V138H182ZM215 137V139H214ZM220 139H217V138ZM249 137V138H248ZM14 138V139H13ZM15 138L17 140H15ZM25 138V140H24ZM51 138V139H50ZM73 138V139H72ZM87 138V139H86ZM108 138V139H107ZM119 138V139H118ZM149 138V139H148ZM151 138V139H150ZM222 138V139H221ZM20 139V140H19ZM32 139V140H31ZM50 139V140H49ZM57 139V140H54ZM66 141H65V140ZM69 139V141L67 140ZM82 139V140H81ZM96 139V140H95ZM104 141L102 142L101 141ZM166 139V140H165ZM172 139V140H171ZM179 139V140H178ZM192 142H191V140ZM197 139V140H196ZM205 139V140H202ZM224 139V140H223ZM226 139V140H225ZM247 139V140H246ZM54 140V141H53ZM59 140V141H58ZM76 140V142H75ZM81 140V142H80ZM85 140V141H84ZM148 140V141H146ZM165 140V141H164ZM174 142L171 144V142ZM180 140H183L181 142H179ZM188 140V143H187ZM194 140V141H193ZM196 140V141H195ZM210 140V141H209ZM223 140V141H222ZM232 140V141H230ZM18 141V143H17ZM22 141V142H21ZM50 141V142H49ZM52 141V143H51ZM57 141V142H55ZM72 141V142H71ZM84 141V142H83ZM90 141V143H89ZM94 141V142H93ZM150 141L151 144H150ZM177 141V142H175ZM186 141V142H185ZM199 141V142H197ZM202 141V142H201ZM238 141V142H237ZM43 142V143H42ZM65 142V144H64ZM70 142V144H69ZM83 142V143H82ZM101 142V143H99ZM106 142V143H105ZM170 142V143H169ZM193 142H197L198 145H196L197 143H193ZM232 142V143H231ZM45 143V144H44ZM81 143V145L79 146V144ZM87 143V144H86ZM95 143V144H94ZM103 143V144H102ZM105 143V144H104ZM108 143V144H107ZM179 143V146L177 145ZM182 143H184V145H182ZM203 145H202V144ZM212 143V144H211ZM255 143V144H254ZM55 144V146H54ZM59 146H58V145ZM98 144V145H97ZM108 147H107V145ZM142 144V145H141ZM171 144V145H169ZM174 144L176 146H174ZM190 144V145H189ZM195 144V145H194ZM201 144V145H200ZM208 144V145H207ZM251 144V145H249ZM262 144V145H261ZM45 145V146H44ZM69 145V146H68ZM73 145V146H72ZM89 145V146H87ZM97 145V146H96ZM103 145V146H101ZM137 145H139V148ZM151 145V146H150ZM155 147H154V146ZM199 145H200V149H199ZM207 145V148L205 149V146ZM213 145V146H211ZM255 145V146H253ZM258 145V146H257ZM48 146V147H47ZM66 146V147H65ZM105 146V148H104ZM167 146V147H166ZM173 146V147H172ZM186 146V147H185ZM194 150H193V148ZM198 146V147H197ZM247 146V147H246ZM255 148V149H253ZM262 146V147H260ZM44 147V148H43ZM52 147V148H51ZM59 147V148H57ZM73 148L75 150H77V156H76V161H75V169L72 170L69 173H63L59 178H52V176L56 177V175H52V173H48L47 171H50V169L53 167L54 164H59L62 162L63 160V149L64 148ZM100 147H102L99 149ZM117 147V148H116ZM121 149H120V148ZM135 147V148H134ZM170 147V148H169ZM172 147V148H171ZM178 147V148H177ZM210 147V149H209ZM213 147V149H212ZM108 148H110V150H108ZM131 148V149H130ZM134 148V149H133ZM168 148V149H167ZM175 148V150H173ZM185 148V149H184ZM187 148V149H186ZM192 148V149H191ZM196 148V149H195ZM225 148V150H224ZM227 148V149H226ZM239 148V149H238ZM252 150H251V149ZM260 148V149H259ZM262 148V149H261ZM4 149V150H3ZM94 149H96L94 151ZM117 149V150H116ZM158 149V150H157ZM166 149V150H165ZM178 149H182V150H178ZM191 149V152H189V150ZM198 149L200 150V152L198 151ZM202 149V150H201ZM208 149V152H207ZM212 149V150H211ZM219 149V150H218ZM244 149V150H243ZM246 149V150H245ZM44 150V151H43ZM59 150V152H58ZM89 150V151H88ZM148 150V151H147ZM184 150H188L187 152ZM197 150V151H196ZM205 150V151H203ZM228 150V151H227ZM261 150V151H260ZM28 151V152H27ZM98 151V152H97ZM167 151V152H166ZM178 151V152H177ZM184 151V152H182ZM193 151V152H192ZM196 151V152H195ZM203 151V153H201ZM210 151V152H209ZM214 151V152H213ZM220 151V152H219ZM224 151V154H223ZM231 151V152H230ZM249 151V152H248ZM53 152V153H52ZM56 152V153H55ZM102 152V153H100ZM104 152V154H103ZM110 153L109 155L107 153ZM150 152V153H149ZM173 152H175L173 154ZM189 152V153H188ZM207 154H206V153ZM228 152V153H227ZM234 152L236 154H234ZM240 156H239V154ZM245 154H244V153ZM258 152V153H257ZM261 152V153H260ZM19 153V154H18ZM24 153V154H22ZM45 153V154H44ZM51 153V154H50ZM58 153V154H57ZM142 153V154H141ZM152 153V154H151ZM166 153V154H165ZM191 153V154H190ZM197 153H199L197 155ZM209 153H211V156L214 157L212 159V157L209 155ZM215 153H217V155L215 156ZM227 153V154H225ZM7 154V155H6ZM55 154V155H54ZM57 154V155H56ZM102 154V155H101ZM115 154V155H114ZM134 154V155H133ZM137 154V155H135ZM141 154V155H140ZM149 154V156H148ZM173 154V155H172ZM201 154V155H200ZM203 154V155H202ZM233 154V155H231ZM247 154V155H246ZM44 155V156H43ZM113 155V156H112ZM129 155V156H128ZM161 155V156H160ZM187 155V156H185ZM205 155V156H204ZM220 155V156H219ZM222 155V157H221ZM228 156L225 158V156ZM230 155V156H229ZM238 155V156H237ZM243 155V156H242ZM252 155V156H251ZM4 156V157H3ZM54 156V157H53ZM59 156V157H58ZM119 156V157H118ZM122 156V157H121ZM125 156V157H124ZM179 156V157H178ZM231 161H230V157ZM237 156V157H236ZM19 157V158H18ZM30 159H29V158ZM42 157V158H41ZM44 157V158H43ZM50 157V158H49ZM58 157V158H57ZM83 157V158H82ZM96 157V158H95ZM121 157V159H119ZM142 157V158H141ZM144 157V158H143ZM146 157V158H145ZM153 159H151V158ZM206 157V159H205ZM236 157V158H235ZM240 157V158H239ZM253 159H252V158ZM255 157V158H254ZM2 158V159H1ZM48 158V159H47ZM85 158V159H84ZM108 161H107V159ZM123 158V159H122ZM125 158V159H124ZM161 158H164L162 161ZM237 158H239V160L237 161ZM242 158V159H241ZM262 158V159H261ZM46 159V161L44 160ZM106 159V160H105ZM158 159V160H157ZM193 159V160H192ZM204 159V160H202ZM251 159L253 161H251ZM257 159V160H256ZM23 161L20 163L19 166V162ZM88 160V161H87ZM96 160V161H95ZM152 162H151V161ZM154 160L156 162H154ZM170 160V161H169ZM183 160V161H182ZM215 160V161H214ZM225 160H228L225 161ZM234 160V161H233ZM260 160V161H259ZM18 161V162H17ZM35 161V162H34ZM53 161V162H52ZM84 161V162H83ZM114 161V162H113ZM139 161V162H138ZM172 161V162H171ZM194 161V162H193ZM196 161V162H195ZM211 161V162H210ZM233 161V162H232ZM244 161L243 164H241V162ZM256 161V162H255ZM259 163H258V162ZM33 162V163H32ZM55 162V163H54ZM89 162V163H88ZM113 162V163H112ZM116 162V163H115ZM120 162V163H119ZM130 162L132 164H130ZM166 162V163H165ZM175 162V163H174ZM217 162V163H216ZM230 162V164H228ZM240 162V163H239ZM37 163V164H36ZM47 163V164H46ZM122 163V164H121ZM124 163V164H123ZM181 163V164H180ZM185 165H184V164ZM188 163V164H187ZM191 163V165H190ZM195 165H194V164ZM197 163V164H196ZM231 163L233 164L231 167L229 165H231ZM238 165H237V164ZM254 163V164H253ZM262 163V164H261ZM15 164V166H14ZM34 164V165H31ZM45 164V165H44ZM85 164H87V167ZM103 164V165H102ZM121 164V166L119 165ZM140 164H142L141 166H143L142 168H140ZM149 164H152L151 166H149ZM179 164V165H178ZM189 166H187V165ZM109 165V166H108ZM156 165V166H155ZM177 165V167L175 168V166ZM182 165H184L182 167ZM201 165V166H198ZM237 166L236 168H234V166ZM241 167H240V166ZM247 165V166H246ZM17 166V167H16ZM38 166L40 168H38ZM104 166V167H103ZM107 166V167H105ZM133 166V167H131ZM139 166V167H138ZM149 166V167H147ZM172 166V167H171ZM250 166V167H249ZM3 167V168H2ZM7 167L8 170L7 171ZM115 169H114V168ZM157 167V168H156ZM171 167V168H170ZM180 167V168H179ZM186 167V170H185ZM188 167V168H187ZM195 167V168H194ZM200 167V168H199ZM46 168V169H45ZM87 168V170H86ZM93 168H98L97 170H94ZM107 168V169H106ZM134 168V169H133ZM148 168V170L146 169ZM163 168V169H162ZM184 168V169H183ZM243 168V169H242ZM6 169V171H5ZM38 169V172H37ZM42 169V170H41ZM89 169V170H88ZM99 169L101 172H99ZM123 169V170H122ZM149 169H151L152 171H150ZM158 169V170H157ZM166 169V170H165ZM181 169V170H179ZM197 170V169H204L206 170L205 172L207 173V176L204 180V182L198 187L196 185H190V181L191 179L186 177L190 172H192L193 170ZM210 169V170H209ZM257 169V170H256ZM260 169V170H259ZM77 170V171H76ZM93 170V171H92ZM114 170V171H113ZM122 170V171H121ZM127 170V171H126ZM144 170V171H142ZM146 170V172H145ZM155 170V171H154ZM162 170H165L164 172ZM177 170V171H176ZM187 171V172H184ZM190 170V171H189ZM213 170V171H212ZM217 172H216V171ZM246 170V171H245ZM92 171V172H91ZM108 173H107V172ZM137 171V172H136ZM160 171V172H159ZM170 171V172H169ZM183 171V172H182ZM209 173H208V172ZM234 171V172H233ZM250 171V172H249ZM24 174H23V173ZM44 172V173H43ZM88 172V173H87ZM105 173V175L103 173ZM124 172V173H123ZM144 172V173H143ZM174 172V173H173ZM12 173V174H11ZM22 173V174H21ZM36 173V174H35ZM46 173V174H45ZM102 173V174H101ZM122 173V174H121ZM140 173V174H139ZM147 173V174H146ZM156 173V174H155ZM162 173V174H161ZM164 173V175H163ZM180 173V175H179ZM184 173V174H183ZM214 173V174H213ZM217 173V174H216ZM250 173V174H249ZM6 174V175H5ZM15 174V175H14ZM21 174V175H20ZM93 174V175H91ZM95 174V175H94ZM101 174V176H100ZM110 174V175H109ZM125 174V175H124ZM146 174V176H145ZM162 175V177L160 175ZM167 174V176H166ZM5 175V176H4ZM26 175V176H25ZM42 175V176H41ZM48 175V176H47ZM98 175V176H96ZM113 175V176H112ZM116 175V176H115ZM141 175V176H138ZM144 175V176H143ZM179 175V176H178ZM181 175H183L181 177ZM209 175V176H208ZM30 176V177H29ZM38 176V177H37ZM93 176V178H92ZM102 180V178H104ZM112 176V177H111ZM151 176V177H149ZM154 176V177H153ZM157 176V177H156ZM159 176V177H158ZM164 176V177H163ZM177 177V179H175V177ZM6 177V178H5ZM14 177V178H13ZM27 177V178H26ZM49 177V178H48ZM51 177V178H50ZM78 177V178H77ZM84 177V178H83ZM91 177V178H90ZM99 177V178H97ZM109 177V178H108ZM116 177V178H115ZM126 177V178H125ZM128 177V178H127ZM133 177V178H131ZM167 177V178H166ZM10 178V179H9ZM12 178V179H11ZM22 178V180H21ZM71 178V179H70ZM97 178V180L95 179ZM116 180V181H114ZM120 178V179H118ZM131 178V179H129ZM138 178V179H137ZM148 178V179H146ZM154 178V179H153ZM155 178L158 180L159 178L162 179V181L159 179V181L157 182V180H155ZM181 178V179H180ZM212 178V179H211ZM222 178V179H221ZM7 179V182H6ZM42 179V182H41ZM75 179V180H74ZM79 179V180H78ZM94 179V180H93ZM102 181H101V180ZM123 179V182L122 181ZM126 179V180H125ZM127 179H129L127 181ZM133 179V180H132ZM152 179V181H151ZM169 179V180H167ZM185 179V180H183ZM190 179V180H189ZM12 180V181H11ZM71 180V181H70ZM82 180V181H81ZM88 180V181H87ZM92 182H91V181ZM105 180V181H104ZM111 180H113L111 182ZM125 180V181H124ZM131 180V181H130ZM139 180V182H138ZM156 184H154L155 182ZM175 180V181H174ZM182 180V181H181ZM188 181V185H186L187 183H185L184 181ZM223 180V182H222ZM6 182V184H3V182ZM20 181V182H18ZM38 181V182H37ZM45 181V182H44ZM62 181V182H61ZM69 181V182H68ZM74 181V182H73ZM84 181V182H83ZM86 181V182H85ZM98 181V183H97ZM101 181V182H100ZM105 184H104V182ZM111 183H108V182ZM130 181V182H129ZM135 181V183H134ZM144 181V183H143ZM147 181V182H146ZM166 183H163V182ZM177 181V182H176ZM180 181V183L182 182V184L178 183ZM186 181V182H187ZM238 181V182H237ZM16 182V183H15ZM25 182L27 183V185L25 184ZM48 182V183H47ZM72 182V183H71ZM88 182V184H87ZM97 184H95V183ZM115 182V183H114ZM118 184H117V183ZM154 182V183H153ZM162 184H160V183ZM172 182V183H171ZM192 182V181H191ZM220 182H222L221 184L224 186H221V184H219ZM237 182V184L235 183ZM11 185H10V184ZM14 183V184H13ZM43 183V184H42ZM60 183V185H59ZM71 185H67V184ZM79 183V184H78ZM81 183V184H80ZM92 183V184H91ZM129 183L130 184L129 186ZM134 183V184H133ZM142 183V184H141ZM146 183H148L149 185H147ZM159 183V184H158ZM168 183V184H167ZM174 183V185H173ZM185 184V186H187L188 190H183V185ZM224 183V184H223ZM18 184V185H17ZM42 184V185H41ZM78 184V185H77ZM90 184V185H89ZM103 184V186H102ZM112 186H111V185ZM123 184V185H122ZM127 184V185H126ZM143 184H146L143 186ZM151 184V185H150ZM158 184V185H157ZM166 184V185H165ZM4 187H2V186ZM26 185V187H25ZM37 185V186H36ZM40 185V186H39ZM93 185V187H92ZM109 185V186H108ZM119 187H118V186ZM121 185V186H120ZM137 185V186H134ZM156 188H155V186ZM167 185H171L170 187ZM180 185V186H179ZM235 185V187H234ZM261 185V186H260ZM11 186V187H9ZM15 186V187H14ZM56 186H64L68 189V194L63 197L60 198L57 196L56 192H55V188ZM68 186V187H67ZM79 186V187H78ZM82 186V187H81ZM97 186V187H96ZM105 186V187H104ZM113 186H115L114 188H112ZM124 186L126 188H124ZM147 186V187H146ZM152 186V187H151ZM158 186V187H157ZM162 186V187H160ZM166 186V187H165ZM192 186V187H191ZM194 186V187H193ZM21 187V188H20ZM70 187V188H69ZM77 187V188H76ZM109 187V189H108ZM140 187V188H139ZM151 187V190H150ZM153 187L155 190H153ZM166 189V194L164 193L165 191L162 189ZM177 187V189H176ZM211 187V189H210ZM216 187V188H215ZM2 188V189H1ZM29 188V189H28ZM33 188V190H32ZM75 188V189H74ZM95 188V189H94ZM98 188V189H97ZM117 188V189H116ZM120 188V189H119ZM124 190H122V189ZM128 188V189H127ZM136 188V189H135ZM140 190H139V189ZM146 189V193L145 190L142 191L143 189ZM158 188H160L163 192L159 191ZM170 188V189H169ZM173 188V189H172ZM180 188V189H179ZM194 188V189H193ZM199 188V189H198ZM216 189L215 190L213 189ZM255 188H259L263 194L262 197L260 195V193H262L259 189ZM6 189V190H5ZM14 189V190H13ZM72 189V190H71ZM74 189V190H73ZM79 189V191H78ZM82 189H86V193L85 191H82ZM97 189V190H96ZM105 189V190H104ZM113 189V190H112ZM131 189V190H130ZM136 191H134V190ZM149 189V190H148ZM176 192H175V190ZM179 189V190H178ZM191 189V190H189ZM210 189V190H209ZM1 190L3 191V193L1 192ZM32 190V191H30ZM81 190V191H80ZM112 192V194H109V191ZM116 190V193H115ZM119 190V191H118ZM125 190H127L125 192ZM150 192H148V191ZM159 192H158V191ZM170 190V192H169ZM204 190V191H203ZM6 191V192H5ZM19 191V192H18ZM21 191V192H20ZM28 191V192H27ZM34 191V192H33ZM37 193H36V192ZM44 191V192H43ZM89 191V192H88ZM114 191V192H113ZM133 191V192H132ZM138 191L140 192L138 194ZM152 191V192H151ZM156 191V193H155ZM180 191V192H179ZM184 191V192H183ZM196 191V192H195ZM211 191V194H210ZM232 192V195H230V192ZM257 191V193H255ZM30 192V193H29ZM73 192V193H72ZM75 192V193H74ZM81 194H80V193ZM93 192V193H92ZM100 192V193H99ZM125 192V193H123ZM154 192V193H153ZM158 192V194H157ZM170 197H169V194ZM175 192V193H174ZM228 192V193H225ZM5 193V194H4ZM14 193V194H13ZM28 194V196L26 194ZM41 193V195H40ZM47 193L48 196H47ZM79 193V194H77ZM107 193V194H106ZM119 195H118V194ZM137 194L138 198L136 195H132V194ZM160 193V194H159ZM162 193H164L163 195H161ZM177 193V194H176ZM185 195L183 197V194ZM189 193V194H188ZM192 193V194H191ZM220 193V194H218ZM252 195H251V194ZM255 193V195H254ZM4 194V195H3ZM21 194V195H20ZM23 194V195H22ZM32 194V195H30ZM56 194V195H55ZM77 194V195H76ZM84 194H86L85 198H87L90 194V196L87 199H84ZM94 194V195H93ZM103 194V195H101ZM106 194V195H104ZM123 194V195H122ZM126 197V195H128ZM146 194V196L144 198H142V196H144ZM153 194H156L153 196ZM175 194V195H173ZM180 194V196H179ZM210 194V195H209ZM226 194V195H225ZM14 195V196H13ZM74 195V196H73ZM82 197H81V196ZM93 195V197H92ZM97 195V198H96ZM108 195V196H107ZM112 195V197H111ZM118 195V196H116ZM132 195V196H131ZM152 195V196H150ZM158 195V196H157ZM177 195L179 197H177ZM200 195V196H199ZM222 195V196H221ZM236 195V196H235ZM260 195V196H259ZM7 196V197H6ZM14 197V198H9V197ZM27 196V197H26ZM34 196V198H33ZM73 196V198H72ZM104 196H106V198H103ZM114 196V197H113ZM149 196V197H147ZM168 199V202L166 200V198ZM175 196V197H173ZM187 196V198H185ZM232 196V198H231ZM252 196V197H251ZM30 197V198H29ZM32 197V198H31ZM53 197V198H52ZM80 197V198H79ZM119 197V198H117ZM152 197V198H151ZM155 197H159V200H156L157 198ZM164 197V198H163ZM177 197V198H176ZM203 197V198H200ZM221 197V198H220ZM227 197V198H225ZM258 197V198H256ZM8 198V199H7ZM36 198V199H35ZM38 198V200H37ZM41 202H40V199ZM58 198V199H57ZM71 198V199H70ZM78 198V200H76ZM93 200H92V199ZM111 199V203L108 199ZM116 198V199H115ZM121 198V199H120ZM123 198V199H122ZM140 198V199H139ZM147 198V199H146ZM176 198V199H175ZM179 198V199H178ZM185 198V199H184ZM206 198V201H204ZM244 198V199H243ZM33 199V201L31 200ZM75 199V200H74ZM81 199V200H80ZM90 199V200H89ZM101 199V201H100ZM118 199V203L115 202ZM130 199V200H129ZM154 202H153V200ZM162 199V200H161ZM165 199V200H164ZM202 199V200H201ZM12 202H11V201ZM28 200V201H27ZM67 200V202H66ZM96 200V203L94 202ZM123 200V201H120ZM139 200V201H138ZM143 200V201H141ZM152 200V201H151ZM173 200V202H172ZM195 200V201H194ZM221 200V201H219ZM226 200V201H225ZM231 200V201H230ZM243 200V201H242ZM4 201L5 202V206H4ZM71 201V203H70ZM81 201V202H80ZM90 201V202H89ZM100 201V202H98ZM104 201V203H103ZM107 203H106V202ZM120 201V202H119ZM130 201H132L133 203H131ZM151 201V202H149ZM164 203H163V202ZM179 201V202H177ZM184 201V202H183ZM188 201V202H187ZM194 201V202H193ZM241 201V202H240ZM255 203H254V202ZM257 201V202H256ZM261 201V202H260ZM2 202V203H1ZM14 202V203H13ZM48 202V203H47ZM54 202V203H53ZM60 202V203H59ZM64 202V203H63ZM79 202V204H78ZM85 202H87V205L85 204ZM102 202V203H101ZM140 202V203H139ZM143 204H142V203ZM166 202V204H165ZM168 202V203H167ZM187 202V203H186ZM225 202V203H224ZM229 202V203H228ZM9 203V204H7ZM44 203V204H43ZM47 203V204H46ZM50 203V205H49ZM63 203V204H62ZM73 203V204H72ZM85 205H84V204ZM98 203V204H97ZM162 203V204H161ZM175 203L177 204L175 206ZM199 203V204H198ZM263 203V204H262ZM7 204V205H6ZM25 204V205H24ZM43 204V205H42ZM77 207H75V205ZM83 204V205H82ZM89 204V207H88ZM96 204V205H95ZM110 204V205H109ZM124 204V206H123ZM128 204V205H127ZM155 204H158L157 206ZM184 204V205H183ZM186 204V206H185ZM256 207H255V205ZM258 204V205H257ZM12 205V206H11ZM24 207H23V206ZM28 209L27 208V206ZM68 205V206H67ZM72 205V207H70ZM93 205V206H92ZM136 205V206H135ZM138 205V206H137ZM155 205V207H154ZM163 207H162V206ZM172 206L169 209H167L168 206ZM175 207H174V206ZM261 205V206H260ZM4 206V207H2ZM47 206V207H46ZM55 206V207H54ZM63 206V207H62ZM66 206V207H65ZM81 206V208H80ZM94 206L96 208H94ZM114 208H113V207ZM140 206V207H139ZM148 206V208H146ZM184 206V207H183ZM188 206V207H187ZM248 206V208H247ZM254 206V207H253ZM263 206V207H262ZM7 207V208H6ZM21 207V208H20ZM36 207V208H35ZM40 207H42L40 209ZM46 207V208H44ZM61 207V208H60ZM86 207V208H85ZM94 209V213H93V209ZM108 207V208H107ZM120 207V208H119ZM130 207V208H129ZM141 207H144L141 208ZM154 207V208H153ZM157 207V208H156ZM166 207V208H165ZM174 207V209H173ZM177 207V208H176ZM181 207V209H180ZM190 207V208H189ZM197 207V208H196ZM232 207V208H231ZM259 207V208H258ZM2 208L4 209V212L2 211ZM13 208V209H12ZM19 208V209H18ZM27 208V210H25ZM35 208V209H33ZM56 208V209H55ZM65 208V209H64ZM71 211H70V209ZM74 208V209H73ZM88 208V209H87ZM99 208V209H98ZM112 208V209H111ZM118 208V209H117ZM129 208V209H128ZM153 208V209H151ZM185 208V209H184ZM189 208V209H188ZM255 208V209H253ZM17 209V211L15 210ZM38 209V210H37ZM45 209V210H43ZM53 209V211H52ZM61 209V210H60ZM69 209V210H68ZM86 209V210H85ZM90 209V212L88 211ZM92 209V210H91ZM96 209V210H95ZM98 209V210H97ZM101 209V211H100ZM117 209V210H115ZM123 209V211L121 210ZM125 209V210H124ZM139 209V210H138ZM143 209V211L141 210ZM150 209V210H149ZM162 211H161V210ZM180 209V210H179ZM188 209V210H187ZM199 209V210H198ZM245 209V210H244ZM249 209V211H248ZM10 210V211H9ZM26 212H25V211ZM57 210V211H56ZM84 210V211H81ZM104 210V213H103ZM107 210V211H106ZM114 215L111 214L114 211ZM141 210V212L139 213V211ZM178 210V211H177ZM192 210V212H191ZM237 210V211H235ZM239 210V211H238ZM257 210V211H255ZM263 210V211H262ZM43 211V212H42ZM64 211V213H63ZM69 211V212H67ZM75 212V214L73 212ZM86 211V212H85ZM96 211V212H95ZM109 211H111L109 213ZM146 211V212H145ZM151 211V212H150ZM154 211V212H153ZM159 211V212H158ZM165 211V212H164ZM235 211V213H234ZM252 211V212H251ZM2 212V213H1ZM15 212V213H13ZM26 214H23V213ZM28 212V213H27ZM47 212V213H46ZM56 212V214H55ZM59 212V213H58ZM84 212V213H83ZM99 212V213H98ZM103 214H102V213ZM120 212V215L119 213ZM129 212V213H128ZM137 212L136 215H134V213ZM145 212V213H144ZM148 212V213H147ZM151 215H150V213ZM164 212V213H163ZM169 212V213H168ZM170 212H172L170 214ZM187 212V213H186ZM232 212V214H231ZM240 212V213H239ZM249 214L247 216V214ZM10 213V214H9ZM30 213V214H29ZM37 213V214H36ZM43 217H41L42 215ZM49 213V214H48ZM54 213V214H53ZM73 213V214H72ZM82 213V214H79ZM88 213V214H87ZM154 213V214H152ZM162 213V214H161ZM185 213V214H184ZM242 216L244 214V216H239V214ZM243 213V214H242ZM252 213V214H251ZM21 214V216H20ZM32 214V216H31ZM84 214H87L84 216ZM92 214V215H91ZM102 214V215H101ZM111 216H109V215ZM122 214V215H121ZM132 214V215H131ZM140 214H144L142 216H140ZM147 214V215H146ZM160 214V218L159 219V215ZM181 214V215H180ZM224 214L226 215V217L224 216ZM251 214V215H250ZM15 217H14V216ZM28 217H26V216ZM35 215V216H33ZM39 217H38V216ZM48 215V216H47ZM54 215V216H53ZM59 215V216H58ZM80 217H79V216ZM94 215V217H93ZM98 215V217L96 216ZM150 217H149V216ZM157 215V217H156ZM172 215V216H171ZM180 215V217H179ZM186 215V216H185ZM263 217H262V216ZM20 216V217H19ZM49 216L51 218H49ZM64 216V217H61ZM73 216V217H71ZM83 216V218H82ZM86 216H90L86 217ZM107 216V217H106ZM122 216V217H121ZM124 216V217H123ZM126 216V218H125ZM130 216V217H128ZM138 216V217H137ZM165 216V217H164ZM177 216V217H176ZM222 216V221H217L218 217ZM236 216H239L237 218H235ZM252 216V217H251ZM257 216V217H256ZM3 217V218H2ZM4 217L6 218V222L4 220ZM8 217V218H7ZM30 217V219H29ZM35 219H33V218ZM101 217V218H100ZM110 217L109 221L108 218ZM112 217V219H111ZM116 217V218H115ZM121 217V219H120ZM134 217H135V221H134ZM155 217V218H153ZM171 217V218H170ZM179 217V218H178ZM183 217V218H182ZM262 217V218H260ZM14 218V219H13ZM16 218H18L17 220H15ZM25 220L23 222V220ZM38 218V219H37ZM40 218V219H39ZM48 218V219H46ZM53 218V219H52ZM74 218V219H73ZM88 218V219H87ZM97 221L95 222L94 220ZM100 218V219H98ZM126 220H124V219ZM130 218V219H129ZM139 218H143L142 220H140ZM147 218V219H146ZM153 218V220L151 219ZM163 218L165 221H163ZM167 218V219H165ZM182 218V219H181ZM189 218V219H188ZM244 222L243 221V219ZM245 218H248L247 220ZM252 218V219H251ZM28 221H27V220ZM64 219V220H63ZM67 219V220H66ZM83 219V220H82ZM94 219V220H92ZM114 219V220H113ZM122 220L121 222L118 220ZM146 219V220H145ZM172 219V220H171ZM175 219V220H174ZM241 219V220H240ZM251 219V220H250ZM41 220V221H40ZM51 220V222H49ZM62 220V221H61ZM66 220V221H65ZM87 220V221H86ZM91 220V221H90ZM100 220V221H99ZM104 222H103V221ZM108 222H107V221ZM133 220V221H132ZM140 220V221H139ZM145 220V222H144ZM151 220V222H150ZM167 220V221H166ZM181 222H179V221ZM188 220V221H187ZM191 220V221H190ZM257 220V221H256ZM3 221V222H2ZM12 221V222H11ZM40 221V222H39ZM45 221V222H44ZM53 221V223H52ZM58 221V222H57ZM83 221V223H81ZM93 221V222H92ZM115 221V222H114ZM138 221V222H137ZM158 221V222H156ZM162 221V222H161ZM172 221V222H171ZM206 223H204V222ZM238 221L237 224H235ZM241 221V223H240ZM250 221V222H249ZM253 224H252V222ZM261 221V222H260ZM10 222V223H9ZM27 222V224L25 223ZM34 224H33V223ZM71 223L69 225V223ZM79 222V223H78ZM87 222V223H86ZM91 222V224H90ZM99 222V223H98ZM101 222V223H100ZM113 222V223H112ZM119 223V225L117 226V224ZM128 226H127V224ZM130 222V223H128ZM136 222V223H135ZM153 222V223H152ZM156 222V223H155ZM165 222V224H164ZM170 222V223H169ZM215 222V224L213 223ZM217 222V223H216ZM225 222V225H224ZM249 222V223H248ZM256 222V223H255ZM3 223V224H2ZM15 223V224H14ZM21 223L22 226H25V228H23L20 224ZM24 223V224H22ZM30 223L33 225L31 226ZM93 223L95 225H93ZM139 223V224H138ZM162 223V224H161ZM174 223V225H173ZM178 223V224H177ZM200 223V224H199ZM210 223V224H209ZM218 223H220L221 225L223 224V226H221L219 224V226L221 228L218 227ZM242 223H246V224H242ZM251 223V225L249 226V224ZM9 224V225H8ZM11 224V226H10ZM49 224V225H48ZM52 224V225H50ZM59 226H57V225ZM65 224V226H64ZM80 224V225H79ZM84 224V225H82ZM90 224V225H87ZM106 224V225H105ZM114 224V225H113ZM121 224L122 227H121ZM135 224V225H133ZM155 224H157V227L155 226ZM160 224V225H159ZM165 226H164V225ZM167 224V227H166ZM185 224V225H184ZM191 224V225H190ZM232 224L234 226V228H232ZM261 224V225H260ZM27 225V227H26ZM56 225V227L54 226ZM68 225V226H67ZM97 225V226H96ZM111 225V226H110ZM125 225V226H124ZM144 225H146V229L144 227ZM155 226L154 227H152ZM173 225V226H171ZM183 225V227H182ZM195 227H194V226ZM212 225V227H211ZM243 225V226H242ZM255 225V226H254ZM11 228H10V227ZM18 226V229L17 227ZM20 226V227H19ZM32 228H31V227ZM42 226V227H41ZM52 226V227H51ZM71 228H70V227ZM84 226V227H83ZM110 228H109V227ZM114 226V227H112ZM117 226V227H116ZM133 229L131 230L130 228ZM135 226V227H134ZM153 229V230H151ZM169 226V227H168ZM185 226V227H184ZM192 226V227H191ZM209 226V227H208ZM215 226V229L213 228ZM239 226V227H238ZM7 227V228H6ZM22 227V228H21ZM40 229H39V228ZM57 228V231H53L55 230V228ZM66 227V228H65ZM68 227V228H67ZM91 227V228H90ZM104 227V228H103ZM116 227V228H115ZM124 227V229H123ZM129 229H128V228ZM144 227V228H143ZM160 227V228H159ZM165 227V228H164ZM181 227V228H180ZM191 227V228H190ZM211 227V228H210ZM228 227V228H225ZM237 227V229L235 228ZM243 227V228H242ZM253 227V228H252ZM257 227V228H256ZM12 228H16L15 230L18 231V233L16 231H14V229ZM21 228V229H20ZM28 228V229H27ZM48 228V229H47ZM52 230H49V229ZM62 228V229H61ZM70 228V229H69ZM103 228V229H102ZM107 230H106V229ZM112 228V229H111ZM120 230H119V229ZM141 228V229H140ZM143 228V229H142ZM149 230H148V229ZM161 229V231L159 229ZM167 228L169 230H167ZM175 228V229H174ZM206 228V229H205ZM213 228V229H212ZM223 228V229H222ZM249 228V229H248ZM252 228V229H251ZM260 230H257V229ZM64 230L65 232L67 231V234L70 236H68L67 234H65V232H63V234H61V230ZM69 229V231H68ZM78 231H77V230ZM80 229H82L80 231ZM87 229V230H86ZM145 229V230H144ZM158 229V230H157ZM173 229V230H172ZM188 229V230H187ZM205 229V230H203ZM211 229V230H209ZM232 229V230H231ZM244 229V230H242ZM1 230H4L3 232ZM33 230H35L34 232H32ZM47 230H49V234L48 233H44ZM71 230V231H70ZM76 232H75V231ZM113 230H115V232H113ZM130 230V232H129ZM144 230V231H142ZM156 230L158 232H156ZM168 232H166V231ZM187 230V231H186ZM197 230V231H196ZM209 230V231H208ZM218 230V231H217ZM223 230V231H222ZM225 230V231H224ZM227 230V231H226ZM237 230V231H236ZM238 230L240 231L238 233ZM247 233L244 234L243 232ZM6 231V232H5ZM11 231V232H10ZM39 231V232H38ZM42 233H41V232ZM53 231V233H52ZM59 231V232H58ZM83 231H86L83 232ZM88 231L90 232H94L93 233H88ZM105 231V232H103ZM106 231L108 233H106ZM126 231V232H125ZM132 231V232H131ZM136 231V232H135ZM139 231V232H138ZM146 231V232H145ZM152 231V232H150ZM200 231V232H199ZM206 231V233H205ZM216 231V233L214 232ZM252 233H251V232ZM261 231V232H259ZM263 231V233H262ZM15 232V233H14ZM69 232V233H68ZM100 232V233H99ZM103 232V233H102ZM118 232V234L116 233ZM136 235H134V233ZM141 232V233H140ZM143 232V233H142ZM173 232V233H172ZM199 232V233H198ZM202 232V236L201 235ZM205 234H204V233ZM225 232V233H224ZM228 232V233H227ZM260 234V235H258ZM4 233H6L7 235H5ZM22 233V234H21ZM25 233V234H24ZM32 233V234H31ZM56 233V234H55ZM60 233V235H59ZM76 233V234H75ZM80 233V235H79ZM102 233V234H101ZM123 235H122V234ZM133 236H132V234ZM140 233V234H139ZM148 233V234H147ZM151 233V234H150ZM156 233V234H155ZM165 233V235H164ZM177 233V234H176ZM179 233V234H178ZM193 233V235H191ZM212 233V235H210ZM215 233V234H214ZM222 235H221V234ZM230 233V234H229ZM232 233V234H231ZM238 233V234H237ZM250 233V234H249ZM257 235H256V234ZM40 234V235H39ZM45 234V236H44ZM47 234V235H46ZM73 237H71V235ZM75 234V235H74ZM78 234V235H77ZM93 235L94 237H92L91 235ZM97 234V235H95ZM101 236H99V235ZM108 234V235H107ZM116 236H115V235ZM121 234V235H120ZM170 234V235H169ZM174 234V235H173ZM184 234V235H183ZM209 234V235H208ZM228 234V235H227ZM253 234V235H252ZM31 235V236H29ZM38 238H37V236ZM43 235V236H42ZM54 236L51 238V236ZM59 235V236H58ZM112 235V236H111ZM127 235V236H126ZM130 235V236H129ZM144 235V236H143ZM167 235V237H166ZM169 235V236H168ZM182 235V238H181ZM204 235L206 236V238L208 237V239L206 240V238H204ZM208 235V236H207ZM238 235V236H237ZM241 235V236H240ZM250 237H249V236ZM4 236V238H3ZM7 236V237H6ZM36 236V237H35ZM47 236V237H46ZM56 236V237H55ZM58 236V237H57ZM76 236V237H75ZM95 236L98 237L100 240L102 241H98L99 239L96 238ZM103 236V237H102ZM111 236V237H110ZM124 236V237H122ZM137 236V237H136ZM188 236V238H187ZM215 239H214V237ZM222 236H224L219 240V238ZM228 236V237H227ZM236 236V237H235ZM252 236V237H251ZM49 237V238H48ZM61 237L63 239H61ZM67 237V238H66ZM86 237V238H85ZM88 237V238H87ZM102 237V238H101ZM108 237V238H107ZM120 239L118 240L117 238ZM131 237V239H130ZM175 237V238H173ZM195 237V238H194ZM200 237H202L200 239ZM218 237V238H217ZM227 237V238H226ZM239 239H238V238ZM254 237H256V239H254ZM263 237V239H262ZM7 238V241H6ZM14 238H16L14 240ZM20 238V239H18ZM26 238V240H25ZM31 238V239H29ZM42 238V239H41ZM48 238V240H47ZM57 238V239H56ZM59 238V239H58ZM70 238V240H69ZM74 238V239H73ZM90 238H92L90 240ZM105 238V239H103ZM115 238V239H113ZM124 238V239H123ZM158 238V239H157ZM172 238V240H171ZM177 238V239H176ZM179 238V240H178ZM181 238V239H180ZM190 238H194L191 239ZM198 238V239H197ZM210 238V239H209ZM226 238V239H225ZM230 238L232 240H230ZM239 240L236 241L235 240ZM251 238V240H250ZM261 241H260V239ZM3 241H2V240ZM22 239V240H21ZM29 239V240H28ZM38 239L40 240L38 242ZM48 241H46V240ZM50 239V240H49ZM52 239V240H51ZM68 239V244H66ZM77 239V240H76ZM83 239V240H82ZM107 239H111V241H106ZM127 239V240H126ZM136 239V240H135ZM159 239L161 241H159ZM165 239V240H163ZM189 239V240H188ZM205 241L207 242H204ZM217 239V240H216ZM228 239V241H227ZM249 239V240H248ZM259 239V240H258ZM13 240V241H12ZM21 240V242L19 241ZM43 240V241H42ZM66 240V241H65ZM114 240V241H113ZM117 240V241H116ZM123 240V241H122ZM158 240V241H157ZM174 240V242H173ZM176 240H178L176 242ZM188 240V241H187ZM194 240V242H193ZM255 240V241H254ZM8 246H7V242ZM20 243H23L20 245ZM35 243H34V242ZM51 241V242H50ZM53 241H55L53 243ZM74 241V243H73ZM83 243L85 244H82ZM90 241V242H88ZM120 241V242H119ZM126 241V242H125ZM132 241V242H131ZM152 241V242H151ZM171 241V242H170ZM189 241H191V243H189ZM197 241V242H196ZM200 241V242H199ZM209 241V242H208ZM234 241V242H232ZM242 241V242H240ZM259 243H258V242ZM6 242V243H5ZM12 242V243H11ZM14 242L16 244H14ZM31 242V243H30ZM51 244H50V243ZM61 242V243H60ZM71 242V243H70ZM88 242V243H87ZM94 242V243H93ZM98 242V243H97ZM116 242V243H114ZM118 242V244H117ZM125 242V243H124ZM129 242V243H128ZM153 242H155L153 244ZM160 242V245H159ZM168 242L170 244H168ZM195 243V244H192ZM229 242V243H228ZM261 242V243H260ZM19 243V244H17ZM43 243V245H42ZM45 243V244H44ZM49 243V244H48ZM60 243V244H59ZM62 243H64L65 245H63ZM112 243V245L110 244ZM127 243V244H126ZM131 243V244H130ZM133 243V244H132ZM171 243H174L171 244ZM186 243V246H185ZM190 245V247L188 246V244ZM204 243V244H202ZM234 243V245L232 244ZM251 243V244H250ZM3 244V245H2ZM5 244V245H4ZM27 244V245H26ZM53 244V245H52ZM77 244V245H76ZM89 244V245H88ZM92 244V245H91ZM94 244V246H93ZM102 246L101 249L100 247L97 248V246ZM105 244L107 245V247L105 246ZM129 244V245H128ZM197 244V245H196ZM232 244V245H231ZM241 246H240V245ZM255 244V245H254ZM257 244V245H256ZM16 247H13V246ZM34 245V246H33ZM46 245V246H45ZM59 245V246H58ZM67 245V246H66ZM70 245V246H69ZM74 245H76L74 247ZM88 245V247H86ZM116 245V246H114ZM118 245V246H117ZM140 245V246H139ZM151 245V246H150ZM156 245V246H155ZM164 245V246H162ZM166 245H168L166 247ZM176 245V246H175ZM182 245V246H181ZM216 247H215V246ZM260 245V246H259ZM262 245V247H261ZM39 246V247H38ZM48 246V247H47ZM53 246V247H52ZM66 246V247H65ZM84 246V247H83ZM113 246V247H112ZM143 246V247H142ZM154 246V247H152ZM159 246V247H158ZM162 248H161V247ZM171 246L173 249H171ZM214 246V247H213ZM7 247V248H6ZM25 247H27L25 249ZM43 247V249H42ZM47 247V248H45ZM55 247V248H54ZM61 247V248H60ZM70 247V248H69ZM77 247V249H76ZM90 247V248H89ZM118 247V248H117ZM126 249H125V248ZM130 247V248H129ZM133 247V248H132ZM136 247V248H135ZM150 247V250H149ZM152 247V248H151ZM166 247V248H164ZM170 247V248H168ZM182 249H181V248ZM192 249V250H190ZM207 247V248H206ZM209 247V248H208ZM212 247V248H211ZM237 247V248H236ZM16 250H15V249ZM21 248V249H20ZM49 248V249H48ZM57 249L54 251V249ZM80 248V249H79ZM83 248V249H82ZM93 248V249H92ZM96 248V249H95ZM138 248V249H137ZM155 248V249H154ZM180 248V250L178 249ZM215 248V249H214ZM260 248V249H259ZM263 248V250L261 251V249ZM13 251H12V250ZM20 249V250H19ZM25 249V250H24ZM31 249V250H30ZM35 249V250H34ZM42 249V250H40ZM47 249V250H46ZM53 249V250H51ZM82 249V250H81ZM95 249V250H94ZM100 251H99V250ZM107 249V250H105ZM110 249V250H109ZM125 251H124V250ZM135 249V250H134ZM166 249L167 252H165L164 250ZM170 249V250H169ZM189 249V250H188ZM210 249V250H209ZM212 249V251H211ZM215 251H214V250ZM235 249V250H234ZM257 249V248H256ZM8 250V251H7ZM23 250V251H22ZM34 250V251H33ZM38 250V251H37ZM44 250H46L44 252ZM49 250V251H48ZM74 250V251H72ZM87 250V251H86ZM92 250V252H91ZM94 250V251H93ZM128 250V251H127ZM147 250V251H145ZM157 250V251H156ZM164 252H162V251ZM182 250V251H181ZM185 250V251H184ZM208 250V251H205ZM223 250V251H222ZM234 250V251H233ZM19 252L18 254L16 252ZM21 251V252H20ZM25 251V254H24ZM27 251V253H26ZM51 251V253H50ZM53 251V252H52ZM59 251L60 256L62 257H58L59 254L57 253ZM80 251V252H79ZM120 251L119 255L117 252ZM130 251V252H129ZM136 251V252H135ZM151 251H152V255H151ZM160 251V252H159ZM176 251V252H175ZM180 251V252H179ZM226 251V252H224ZM235 251L239 252L236 253ZM5 252V254L3 253ZM13 252V253H12ZM23 252V253H22ZM31 252V253H30ZM42 254H40V253ZM61 252V253H60ZM90 252V253H89ZM105 254H104V253ZM122 252V253H121ZM127 254H126V253ZM134 252V253H133ZM143 252V253H142ZM156 254H155V253ZM175 252V253H174ZM177 252H179L177 255ZM182 252L184 253L182 255ZM189 252V253H188ZM200 252V253H199ZM206 252V253H205ZM224 252V253H222ZM229 252V255H228ZM258 252V255L260 256V253ZM10 253L12 255V257L10 256ZM14 253H16L14 255ZM22 253V255H21ZM50 253V254H49ZM71 253V254H70ZM75 253V254H74ZM79 253V255H78ZM87 253V254H86ZM96 253V255H95ZM136 253V254H135ZM141 253V254H138ZM164 253V254H163ZM188 253V254H187ZM204 253V254H203ZM214 253V254H212ZM216 253V254H215ZM218 253V254H217ZM7 254V255H6ZM30 254V255H29ZM32 254V256H31ZM49 254V255H48ZM57 256H56V255ZM64 254V255H63ZM66 254V255H65ZM91 256H90V255ZM93 254V256H92ZM134 254V255H133ZM166 254V255H165ZM184 257H182L181 255ZM226 254V255H224ZM231 254V255H230ZM14 255V256H13ZM20 255V256H19ZM48 255V256H47ZM52 255V256H51ZM54 255V256H53ZM86 256V258L83 257ZM104 255V256H103ZM107 255V256H106ZM165 255V256H164ZM168 255V258H166ZM191 255V256H190ZM206 255V256H204ZM209 255V256H208ZM224 255V256H223ZM228 255V256H227ZM239 255V256H238ZM18 256V257H17ZM51 256V258H50ZM64 256V257H63ZM81 256V257H80ZM102 256V258H101ZM116 256V257H115ZM124 256V257H123ZM136 256V257H135ZM157 256V257H156ZM162 256V257H161ZM176 256V257H175ZM186 256V257H185ZM197 256V257H196ZM202 256V258H201ZM211 256V257H210ZM214 256H219L218 258L215 257L218 261H216V259L214 258ZM226 256V257H225ZM235 256V257H234ZM43 257V258H42ZM57 259H56V258ZM133 257V259H132ZM170 257V259H169ZM229 257V258H228ZM231 257V258H230ZM261 258H263L262 256H260ZM7 258V260H6ZM9 258V259H8ZM16 258V259H14ZM46 261H45V259ZM50 258V259H49ZM59 258V259H58ZM66 258V259H65ZM88 258V259H87ZM91 258V259H90ZM116 258V259H115ZM122 258V259H120ZM157 258V259H154ZM187 258V261H186ZM210 261V263L206 260ZM235 258H237L235 260ZM244 258V259H243ZM24 259V260H22ZM43 259V260H42ZM84 259V262H82ZM88 262H87V260ZM95 259L97 260L98 263L95 262ZM119 259V260H118ZM145 262H144V260ZM160 259V261L158 260ZM167 261V262H163ZM179 259V260H177ZM205 259V260H204ZM10 260H12V262H10ZM19 260V261H16ZM33 260V261H32ZM41 260V261H40ZM49 260V261H48ZM55 263H54V261ZM63 260V261H62ZM124 260V261H122ZM139 260V261H138ZM158 260V261H157ZM172 260V261H171ZM184 260V261H183ZM234 260V261H233ZM48 261V262H47ZM57 261V262H56ZM68 261V262H67ZM77 261V262H76ZM91 261V262H89ZM111 261V262H110ZM115 263H114V262ZM155 261V262H153ZM171 261V262H169ZM183 263H182V262ZM192 261V262H191ZM247 261V262H246ZM17 262V263H16ZM38 262V263H37ZM50 262V263H49ZM60 262V263H59ZM62 262V263H61ZM87 262V263H85ZM123 262V263H122ZM162 262V263H161ZM176 262V263H175ZM197 262V263H196ZM213 262V263H212ZM13 263V264H14Z\"/></svg>", "mask_w": 264, "mask_h": 264}, {"label": "bare ground", "instance_id": "bare-ground-1", "mask_svg": "<svg viewBox=\"0 0 264 264\" xmlns=\"http://www.w3.org/2000/svg\"><path fill=\"white\" fill-rule=\"evenodd\" d=\"M5 1L8 2V0H5ZM15 1H17V0H15ZM18 1H19V0H18ZM28 1H29V0H28ZM34 1H35V0H34ZM34 1H31V0H30V2H34ZM37 1H38V0H37ZM37 1H35V2H37ZM40 1H41V0H40ZM44 1H46V0H44ZM48 1H49V0H48ZM48 1H47V2H48ZM52 1H53V0H52ZM57 1H58V0H57ZM61 1H62V0H61ZM64 1H65V0H64ZM64 1H63V2H64ZM82 1H84V0H82ZM87 1H88V0H87ZM104 1H105V2H104ZM126 1H127V0H126ZM126 1H125V2H126ZM129 1H130V0H129ZM136 1H137V0H136ZM136 1H135V2H136ZM140 1H142V0H140ZM140 1H139V2H140ZM146 1H147V0H146ZM161 1H162V0H161ZM161 1H160V3H161ZM164 1H165V0H163V2H164ZM167 1H169V0H167ZM173 1H175V0H173ZM173 1H172V2H173ZM177 1L179 2V0H177ZM205 1H206V0H205ZM214 1H215V0H214ZM237 1H240V0H236V2H237ZM253 1H254V0H253ZM256 1H258V0H256ZM9 2H10V1H9ZM19 2H22V1H19ZM35 2H34V3H35ZM49 2H51V0H50ZM53 2H54V1H53ZM63 2H62V3H63ZM65 2H66V1H65ZM94 2H95V1H94ZM94 2H92V3H94ZM100 2H102V0H101ZM103 2H104V4H106L107 1H106V0H103ZM108 2H109V1H108ZM111 2H112V1H111ZM120 2H122V0H121ZM123 2H124V0H123ZM135 2L133 1V3H135ZM147 2H149V1H147ZM153 2H154V0H153ZM153 2H152V4H153ZM155 2H157V1L155 0ZM180 2H181V1H180ZM203 2H204V1H203ZM217 2H218V1H217ZM229 2H230V1H229ZM240 2H242V1H240ZM249 2H250V1H249ZM260 2H261V0H260ZM15 3H16V2H15ZM25 3H26V1H25ZM39 3H40V2H38V5H39V7H40V4H41V3H40V4H39ZM51 3H52V2H51ZM84 3H86V1H85ZM88 3H90V2H88ZM96 3H97V1H96ZM98 3H99V0H98ZM149 3H150V2H149ZM157 3H159V1H158ZM157 3H156V4H157ZM166 3H167V2H166ZM174 3H175V2H174ZM183 3H184V1H183ZM207 3H209V2L207 1ZM210 3H211V1H210ZM215 3H216V2H215ZM215 3H212V4H215ZM220 3H221V4H224V3H222V2H220ZM226 3H227V2H226ZM238 3H239V2H237V4H238ZM0 4H1V2H0ZM3 4H4V2H3ZM3 4H2V5H3ZM6 4H7V3H6ZM18 4H20V3H18ZM18 4H17V5H18ZM29 4H30V3H29ZM31 4H33V3H31ZM31 4H30V5H31ZM129 4H131V6H132V5H133V4H132V1H131V3H129ZM137 4H139V3H137ZM137 4L133 5V7L136 6ZM143 4H144V3H143ZM143 4H142L141 6L144 7ZM152 4H150V5L153 6L154 4H153V5H152ZM201 4H202V3H201ZM203 4H204V3H203ZM221 4H219V5H221ZM227 4H229V3H227ZM235 4H236V3H235ZM249 4H251V3H249ZM253 4H255V3H253ZM263 4H264V3H263ZM2 5H1V6H2ZM20 5H21V4H20ZM23 5H25V4H23ZM23 5H21L20 7H22ZM38 5H37V7H38ZM54 5H55V4H54ZM62 5L64 6V5H68V4H62ZM88 5H89V4H88ZM99 5H100V4H99ZM102 5H103V3H102ZM106 5L108 6V4H106ZM106 5H103V6L106 7ZM109 5H110V3H109ZM126 5H127V4H126ZM150 5H149V6H150ZM163 5H165V4H163ZM169 5H170V4H169ZM169 5H168V6H169ZM172 5H173V3H172ZM175 5H176V6H177V5L181 6V5H183V4H181V5H180V4H175ZM204 5H206V7H207V4H204ZM219 5H218V7H219ZM224 5H226V4H224ZM233 5H234V4H233ZM258 5H259V4H258ZM260 5H261V4H260ZM7 6H9V4H8ZM42 6H44V4H42ZM52 6H53V5H51V7H52ZM95 6H96V5H95ZM103 6H102L101 9H103ZM131 6H130V7H131ZM138 6H140V5H138ZM141 6L138 7V8L140 9ZM145 6L148 7V4L145 5ZM155 6H156V5H155ZM160 6H161V5H160ZM165 6H166V5H165ZM168 6H166V7H168ZM176 6H175V7L173 6V7H174V10H177V9H175ZM179 6H178V8H179ZM208 6H209V5H208ZM214 6H215V5H214ZM216 6H217V5H216ZM216 6H215V7H216ZM245 6H248V4H246ZM252 6H253V5H252ZM262 6H263V5H261L260 8H261ZM3 7H4V6H3ZM11 7H12V6H10V8H11ZM15 7H16V6H15ZM23 7H25V6H23ZM57 7H58V6H57ZM57 7H56V9H57ZM61 7H62V6H61ZM61 7H60V8H61ZM64 7H65V6H64ZM64 7H63V8H64ZM75 7H76V5H75ZM90 7H91V6H90ZM96 7H97V6H96ZM114 7H115V6H114ZM124 7H125V6H124ZM124 7H123V8H124ZM162 7H163V6H162ZM173 7H171V8L173 9ZM211 7H212V6H211ZM226 7H227V6H226ZM233 7H234V6H233ZM233 7H232V11H233ZM238 7H239V6H238ZM255 7H256V6H255ZM4 8H5V7H4ZM4 8H3V9H4ZM16 8H17V7H16ZM18 8H19V7H18ZM27 8H28V6H27ZM30 8H31V7H30ZM32 8H33V6H32ZM44 8H45V6H44ZM67 8H68V7H67ZM70 8H71V7H70ZM134 8H135V7H134ZM138 8H136V9H138ZM148 8H149V7H148ZM150 8H151V7H150ZM152 8H153V7H152ZM171 8H170V9H171ZM209 8H210V7H209ZM227 8H228V7H227ZM227 8H226V9H227ZM242 8H243V7H242ZM247 8H248V7H246V9H247ZM253 8H254V6H253ZM14 9H15V8H14ZM19 9H20V8H19ZM39 9H40V8H39ZM68 9H69V8H68ZM73 9H74V8H73ZM73 9H72V10H73ZM82 9H83V8H82ZM98 9H99V8H98ZM106 9H108V7H107ZM120 9H121V8H120ZM126 9H127V8H126ZM131 9H132V8H131ZM143 9H144V8H143ZM145 9H146V8H145ZM154 9H155V8H154ZM154 9H153V10H154ZM164 9H166V8H164ZM168 9H169V8H168ZM172 9L170 10L171 12H172ZM179 9H180V8H179ZM216 9H217V8H216ZM243 9H244V8H243ZM249 9H250V8H249ZM251 9H252V7H251ZM254 9H255V8H254ZM257 9H258V8H257ZM4 10H5V9H4ZM4 10H3V11H4ZM6 10H7V9H6ZM6 10H5V11H6ZM12 10H13V9H12ZM31 10H33V9H31ZM58 10H59V9H58ZM58 10H57L56 13H58ZM60 10H61V9H60ZM60 10H59V11H60ZM63 10H64V9H63ZM93 10H95V9H93ZM103 10H104V9H103ZM140 10H141V9H140ZM149 10H151V9H149ZM160 10H161V9H160ZM187 10H188V9H187ZM219 10H220V9H219ZM219 10H217V11H219ZM228 10H229V9H228ZM239 10H240V9H239ZM241 10H242V9H241ZM10 11H11V10H10ZM10 11H9V12H10ZM17 11H18V10H17ZM19 11H20V10H19ZM70 11H71V10H70ZM75 11H76V10H75ZM107 11H108V10H107ZM142 11H143V10H142ZM142 11H141V12H142ZM147 11H148V10H147ZM151 11H152V10H151ZM163 11H164V10H163ZM177 11H178V10H177ZM177 11H176V12H177ZM182 11H183V13L186 12V11H184V10H182ZM212 11H213V10H212ZM230 11H231V10H230ZM261 11H262V10H261ZM11 12H12V11H11ZM15 12H16V11H15ZM30 12H33V11H30ZM30 12H29V13H30ZM51 12H52V11H51ZM76 12H77V11H76ZM76 12H74V14H75ZM93 12H94V11H93ZM93 12H92V13H93ZM99 12H100V11H98V14H99ZM109 12H110V10H109ZM145 12H146V11H145ZM165 12H168V11L166 10ZM171 12H170V14H171ZM221 12H222V11H221ZM235 12H237V11H235ZM242 12H246V10H245V11H242ZM252 12H254V11H252ZM252 12H251V13H252ZM256 12H257V11H256ZM3 13H4V12H3ZM13 13H14V12H13ZM19 13H20V12H19ZM21 13H22V12H21ZM33 13H34V12H33ZM60 13H61V11H60ZM60 13H59V14H60ZM106 13H107V12H106ZM112 13H113V12H112ZM133 13H134V11H133ZM135 13H136V12H135ZM139 13H140V11H139ZM153 13H154V12H152V15L155 14V13H154V14H153ZM161 13H162V12H161ZM178 13H179V15L181 14L180 12H178ZM263 13H264V11H263ZM263 13H262V14H263ZM1 14H2V13H0V15H1ZM4 14H5V13H4ZM6 14H7V12H6ZM11 14H12V13H11ZM11 14H10V15H11ZM14 14H15V13H14ZM23 14H25V13H23ZM39 14H41V13L39 12ZM63 14H64V13H63ZM68 14H69V13H68ZM84 14H85V13H84ZM127 14H128V13L126 12L125 15H127ZM146 14H148V13H146ZM162 14H163V13H162ZM170 14H169V15H170ZM176 14H177V13H176ZM202 14H203V13H202ZM234 14H236V13H234ZM237 14H238V13H237ZM252 14H253V13H252ZM262 14H261V15H262ZM15 15L17 16V14H15ZM29 15H30V14H29ZM36 15H37V13L35 14V16H36ZM46 15H48V14H46ZM64 15H65V14H64ZM71 15H72V14H71ZM78 15H79V14H78ZM85 15H86V14H85ZM129 15H131V14H129ZM135 15H136V14H135ZM144 15H145V14H144ZM152 15H151V16H152ZM157 15H158V14H157ZM165 15H168V13L165 14ZM172 15H173V14H171L170 16H172ZM182 15H183V14H182ZM186 15H188V13H187ZM189 15H190V14H189ZM220 15H221V14H220ZM227 15H229V14H227ZM244 15H245V13H244ZM247 15H248V14H247ZM254 15H255V14H254ZM258 15H259V14H258ZM258 15H257V16H258ZM4 16H5V15H4ZM4 16H3V17H4ZM22 16H25V15H22ZM26 16H27V15H26ZM30 16H34V14H33V15L31 14ZM30 16H29V17H30ZM43 16H44V15H43ZM57 16H58V15H57ZM98 16H99V15H98ZM110 16H111V15H110ZM137 16H138V14H137ZM139 16H141V15H139ZM146 16H147V15H146ZM149 16H150V12H149ZM151 16H150V17H151ZM154 16H156V15H154ZM154 16H153V18H154ZM175 16H176V15H175ZM177 16H178V15H177ZM199 16H200V14H199ZM199 16H198V17H199ZM239 16H241V12H240V15H239ZM242 16H243V14H242ZM242 16H241V17H242ZM3 17H2V20H3ZM9 17H10V16H9ZM11 17H14V16H11ZM41 17H42V16H41ZM41 17H40V18H41ZM52 17H54V16H52ZM60 17H61V16H60ZM62 17H63V16H62ZM76 17H77V15H76ZM84 17H85V16H84ZM157 17H158V16H157ZM167 17H168V16H167ZM167 17L165 16V19H166ZM245 17H248V16L245 15ZM6 18H8V17H6ZM20 18H21V17H20ZM34 18H35V17H34ZM38 18H39V17H37V19H38ZM57 18H58V17H57ZM63 18H64V17H63ZM63 18H62V19H63ZM68 18H69V17H68ZM71 18H72V16H71ZM73 18H74V17H73ZM73 18H72V19H73ZM87 18H88V17H87ZM91 18H93L92 15H91ZM138 18H139V17H138ZM138 18H137V19H138ZM151 18H152V17H151ZM155 18H156V17H155ZM171 18H172V17H171ZM184 18H185V16H184ZM184 18H183V19H184ZM227 18H229V17H227ZM237 18H238V17H237ZM256 18H257V17H256ZM256 18H255V19H256ZM261 18H262V17H261ZM14 19H15V18H13L12 21H14ZM17 19H18V18H17ZM24 19H25V17H24ZM54 19H55V18H53L52 20L54 21ZM74 19H75V18H74ZM139 19H140V18H139ZM139 19H138V20H139ZM146 19H147V18H146ZM165 19H164V20H165ZM183 19H181V20L183 21ZM185 19H187V18H185ZM229 19H230V18H229ZM231 19H232V18H231ZM241 19H242V18H241ZM246 19H247V18H245V20H246ZM4 20H6V19L4 18ZM4 20H3V21H4ZM15 20H16V19H15ZM28 20H29V18H28ZM35 20H36V19H35ZM45 20H46V19H45ZM48 20H49V19H48ZM89 20H90V18H89ZM96 20H97V19H96ZM121 20H122V19H121ZM148 20H149V19H148ZM153 20H154V19H153ZM155 20H156V19H155ZM155 20H154V21H155ZM162 20H163V19H160V21H162ZM168 20H170V19H168ZM179 20H180V19H179ZM187 20H188V19H187ZM187 20H186V22H187ZM195 20H197V19H195ZM198 20H199V19H198ZM198 20H197V22H200V23H201V21H198ZM204 20H205V19H204ZM215 20H216V19H215ZM243 20H244V19H243ZM243 20H242V22H243ZM247 20H248V19H247ZM7 21H9V20L7 19ZM7 21H6V22H7ZM21 21L23 22L22 19H21ZM46 21H47V20H46ZM50 21H51V20H50ZM59 21H60V20H59ZM63 21H65V19H64ZM67 21H68V20H67ZM72 21H73V20H72ZM75 21H76V20H75ZM103 21H104V20H103ZM123 21H124V20H123ZM134 21H135V20H134ZM139 21H141V20H139ZM170 21L172 22V20H170ZM173 21H174V20H173ZM177 21H178V20H177ZM189 21H190V20H189ZM189 21H188V22H189ZM192 21H194V20H192ZM205 21H206V20H205ZM15 22L17 23V21H14L13 26L15 25ZM30 22H31V20H30ZM30 22H29V23H30ZM42 22H43V21H42ZM47 22H48V21H47ZM61 22H62V21H61ZM61 22H60V23H61ZM93 22H94V21H93ZM155 22H156V21H155ZM157 22H158V21H157ZM175 22H176V20H175ZM179 22H181V21H178L177 23H179ZM183 22H184V21H183ZM183 22H182V23H183ZM190 22H191V21H190ZM190 22H189V24H190ZM203 22H204V21H203ZM203 22H202V23H203ZM239 22H240V21H239ZM242 22L240 23L241 26H242ZM247 22H248V21H247ZM253 22H254V21H253ZM253 22H252V23H253ZM1 23H2V21H1ZM1 23H0V25H1ZM4 23H5V21H4ZM4 23H3V24H4ZM10 23H11V21H10ZM20 23H21V22H20ZM29 23H28V25H29ZM40 23H41V22H40ZM48 23H49V22H48ZM64 23H65V22H64ZM66 23H67V22H66ZM73 23H74V21H73ZM86 23H87V22H86ZM90 23H92V22H90ZM128 23H129V22H128ZM133 23H135V22H133ZM138 23H139V22H138ZM144 23H145V22H144ZM150 23H151V21H150ZM153 23H154V22H153ZM177 23H176V24H177ZM194 23H195V21H194ZM213 23H215V22H213ZM226 23H227V22H226ZM226 23H225V24H226ZM228 23H229V22H228ZM237 23H238V22H237ZM53 24H55V23H53ZM103 24H104V22H103ZM105 24H106V22H105ZM140 24H141V23H140ZM154 24H155V23H154ZM159 24H160V23H159ZM192 24H193V23H191L190 25H192ZM196 24H197V23H196ZM205 24H206V23H205ZM240 24H238V25H240ZM248 24H249V23H248ZM250 24H251V21H250ZM253 24H254V23H253ZM257 24H258V23H257ZM7 25H9V24L7 23L6 25H1V26H6V27H8ZM11 25H12V24H11ZM26 25H27V24H26ZM26 25H24V27H25ZM32 25H33V24H32ZM35 25H36V24H35ZM35 25H34V27H35ZM40 25H41V24H39V26H40ZM71 25H72V24H71ZM84 25H85V24H84ZM84 25H83V28H84ZM88 25H89V23H88ZM127 25H128V24H127ZM144 25H146V24H144ZM152 25H153V24H152ZM155 25L157 26V24H155ZM190 25H189V26H190ZM193 25H195V24H193ZM193 25H192V26H193ZM198 25H199V24H198ZM198 25H197V26H194L195 29H196V27H198ZM243 25H244V23H243ZM245 25H246V24H245ZM261 25H263V24H261ZM13 26H12V27H13ZM37 26H38V25H37ZM41 26H42V25H41ZM68 26H69V24H68ZM78 26H79V25H78ZM78 26H77V27H78ZM99 26H100V25H99ZM131 26H132V25H131ZM133 26H135V25L133 24ZM137 26H138V25H137ZM137 26H136L135 28H133L132 30L136 29ZM142 26H143V25H142ZM147 26H148V25H147ZM153 26H154V25H153ZM156 26H155V27H156ZM161 26H162V25H161ZM182 26H184V25L182 24ZM203 26H204V24H203ZM215 26H216V25H215ZM226 26H227V25H226ZM226 26H225V27H226ZM6 27H5V28H6ZM10 27H11V26H10ZM14 27L17 28V26H14ZM34 27H33V28H34ZM66 27H67V26H66ZM80 27H81V25H80ZM118 27H119V26H118ZM125 27H126V26H124V28H125ZM185 27H186V26H185ZM187 27H188V26H187ZM230 27H231V26H230ZM249 27H250V25H249ZM253 27H254V26H253ZM255 27H256V26H255ZM263 27H264V26H263ZM2 28L4 29V27H2ZM16 28H14V29H16ZM18 28H19V27H18ZM18 28H17V29H18ZM21 28H23V27H21ZM31 28H32V27H31ZM33 28L31 29L32 32L30 31V33H32L31 35L34 34V33H33ZM56 28H57V27H56ZM86 28H88V27H86ZM89 28H90V27H89ZM131 28H132V27H131ZM140 28H141V27H140ZM152 28H153V27H152ZM161 28H162V27H161ZM199 28L201 29V27H199ZM199 28H197V29H199ZM204 28H210V27L206 26V27H204ZM228 28H229V27H228ZM228 28H227V29H228ZM235 28H236V26H235ZM238 28H239V26H238ZM240 28H241V27H240ZM240 28H239V29H240ZM247 28H248V26H247ZM17 29H16V30H17ZM94 29H96V28H94ZM94 29H93V30H94ZM122 29H123V28H122ZM122 29H121V30H122ZM137 29H138V28H137ZM146 29H148V28H146ZM149 29H150V28H149ZM182 29H183V28H182ZM239 29H238V30H239ZM243 29H244V28H243ZM251 29H252V28H251ZM263 29H264V28H263ZM9 30H10V29H9ZM18 30H20V29H18ZM82 30H84V29H82ZM124 30H126V29H124ZM154 30H155V28H154ZM159 30L161 31L162 29H159ZM173 30H174V29H173ZM188 30H189V28H188ZM190 30H192V29H190ZM190 30H189V31H190ZM202 30H203V29H202ZM209 30H210V29H209ZM228 30H229V29H228ZM4 31H5V29H4ZM75 31H76V30H75ZM87 31H88V30H87ZM90 31H91V30H90ZM90 31H88V34H89ZM104 31H105V32H106V31L109 32L108 29H107V30H104ZM119 31H120V30H119ZM156 31H157V30H156ZM236 31H237V30H236ZM239 31H240V30H239ZM245 31L247 32L248 30H245ZM245 31H244V32H245ZM263 31H264V30H263ZM11 32H14V30H13V31H10V33H11ZM16 32H17V31H16ZM18 32H19V31H18ZM21 32H23V31H21ZM25 32H26V31H25ZM34 32H35V28H34ZM48 32H49V31H48ZM48 32H47V33H48ZM58 32H59V31H58ZM58 32H56V33H58ZM84 32H86V31H84ZM91 32H92V31H91ZM113 32H115V31H113ZM116 32H117V31H116ZM122 32H123V30H122ZM136 32H137V30H136ZM149 32H151V31H149ZM164 32L167 33V31H164ZM164 32H163V34H164ZM185 32H186V31H185ZM187 32H188V31H187ZM192 32H193V31H192ZM194 32H196V31H194ZM200 32H201V31H200ZM226 32H227V31H225V32H223V33H226ZM232 32H234V31H232ZM232 32H231V34H233ZM240 32H241V31H240ZM240 32H239V33H240ZM242 32H243V31H242ZM252 32H253V30H252ZM6 33H7V31H6ZM28 33H29V32H28ZM30 33H29V34H30ZM41 33H42V32H41ZM74 33H77V32H74ZM81 33H82V32H81ZM118 33H119V32H118ZM132 33H133V32H132ZM138 33H140V32H138ZM144 33L146 34V32H143L142 35H144ZM160 33H162V32H160ZM188 33H189V32H188ZM203 33H205V31H204ZM227 33H229V32H227ZM249 33H250V32H249ZM253 33H254V32H253ZM258 33H259V32H258ZM20 34H21V33H20ZM44 34H45V33H44ZM52 34H53V32H52ZM63 34H64V33H63ZM85 34H86V33H85ZM108 34H110V32H109ZM108 34H107L106 36H108ZM115 34H116V33H115ZM123 34H124V33H123ZM127 34H128V33H127ZM168 34H169V33H168ZM190 34H193V33L190 32ZM200 34H201V33H200ZM208 34H209V33H208ZM220 34H221V33H220ZM220 34H219V35H220ZM236 34H237V33H236ZM254 34H255V33H254ZM5 35H6V34H5ZM5 35H4V38H5ZM10 35H13V34H10ZM18 35H19V34H18ZM41 35H42V34H41ZM79 35H80V34H79ZM79 35L76 34V36H79ZM93 35H94V34H93ZM121 35H122V34H121ZM129 35H131L130 32H129ZM129 35H128V36H129ZM149 35H150V34H149ZM149 35H148V36H149ZM159 35H160V34H159ZM184 35H185V34H184ZM194 35H195V34H194ZM201 35H202V34H201ZM204 35H205V34H204ZM209 35L211 36V34H209ZM209 35H208V36H209ZM214 35H215V34H214ZM216 35H217V34H216ZM234 35H235V34H234ZM241 35H243V36L245 37V33H241L240 36H241ZM247 35H248V34H247ZM27 36H28V35H27ZM53 36H54V34H53ZM58 36H59V35H58ZM81 36H82V35H81ZM117 36H118V35H117ZM137 36H139V35H137ZM146 36H147V35H146ZM175 36H176V35H175ZM177 36H178V35H177ZM195 36H197V35H195ZM195 36H194V37H195ZM252 36H253V35H252ZM254 36H256V35H254ZM258 36H259V34H258ZM261 36L263 37L264 35H261ZM261 36H260V38H261ZM0 37H1V36H0ZM13 37H14V36H13ZM22 37H23V36H22ZM25 37H26V36H25ZM47 37H48V36H47ZM63 37H65V35H64ZM90 37H91V34H90ZM115 37H116V36H115ZM130 37H132V36H130ZM130 37H129V38H130ZM134 37H135V36H134ZM134 37H133V38H134ZM144 37H145V35H144ZM144 37H143V38H144ZM151 37H153V36H151ZM159 37H160V36H159ZM180 37H182V36L180 35ZM186 37H187V36H186ZM200 37H201V36H200ZM205 37H206V35H205ZM205 37H204V39H206ZM211 37H212V36H211ZM231 37H232V36H231ZM244 37H243V38H244ZM247 37H249V36H247ZM6 38H7V37H6ZM8 38H9V36H8ZM23 38H24V37H23ZM34 38H35V37H34ZM38 38H39V37H38ZM38 38H37V39H38ZM40 38H41V36H40ZM49 38H50V35H49ZM49 38H48V39H49ZM51 38H52V37H51ZM56 38H57V36H56ZM56 38H55V40H56ZM58 38L61 39V37H58ZM74 38H75V37H74ZM95 38H96V37H95ZM95 38H94V39H95ZM101 38H102V37H101ZM103 38H104V37H103ZM103 38H102V39H103ZM106 38H107V37H106ZM106 38H105V39H106ZM112 38H113V36H112ZM120 38H121V37H120ZM122 38H123V37H122ZM139 38H140V37H139ZM141 38H142V36H141ZM141 38H140V40H141ZM154 38H155V37H154ZM154 38H153V41L155 40ZM160 38H161V37H160ZM163 38H164V37H163ZM170 38H172V37H170ZM189 38H190V36H189ZM192 38H193V37H192ZM192 38H190V39H192ZM195 38H196V37H195ZM209 38H210V37H209ZM214 38H215V36H214ZM216 38H217V37H216ZM227 38H228V37H227ZM232 38H233V37H232ZM250 38H252V37H250ZM250 38H249V39H250ZM253 38H254V37H253ZM20 39H21V37H20ZM52 39H54V38H52ZM52 39H51V40H52ZM71 39H72V38H71ZM86 39H87V38H86ZM92 39H93V38H92ZM96 39H97V38H96ZM110 39H111V36H110ZM110 39H109V40H110ZM179 39H180V38H179ZM228 39H229V38H228ZM254 39H256V37H255ZM0 40H1V39H0ZM3 40H4V39H3ZM15 40H16V39H15ZM24 40H25V39H24ZM111 40H113V39H111ZM124 40H126V38H124ZM127 40H128V39H127ZM133 40H134V39H133ZM144 40L146 41L147 39H144ZM157 40H158V39H156L155 41H157ZM169 40H170V39H169ZM201 40H203V39H201ZM210 40H212V39L210 38ZM223 40H224V39H223ZM238 40H239V39H238ZM238 40H237V41L234 40V41H235V42H238ZM247 40H248V39H247ZM258 40H260V39L258 38ZM258 40H256V41H258ZM16 41H19V40H16ZM20 41H21V40H20ZM20 41H19V43H20ZM32 41H33V40H32ZM32 41H31V42L29 41L30 44L32 43ZM35 41H36V40H34L33 42H35ZM57 41H58V40H57ZM64 41H65V40H64ZM97 41H99V40H97ZM100 41H101V39H100ZM102 41H103V40H102ZM137 41H138V40H137ZM137 41H136V42H137ZM149 41L151 42V40H149ZM167 41H168V40H167ZM170 41H171V40H170ZM192 41H193V40H192ZM199 41H200V40H199ZM208 41H209V40H208ZM218 41H219V40H218ZM252 41H253V40H252ZM262 41H263V40H262ZM13 42H14V41H13ZM22 42H23V41H22ZM22 42H21L20 45H23ZM86 42H87V41H86ZM88 42H89V41H88ZM104 42H105V41H104ZM106 42L108 43V41H106ZM119 42H120V41H119ZM126 42H127V41H126ZM140 42H142V41H140ZM140 42H139V43H140ZM146 42H147V41H146ZM162 42H163V41H162ZM164 42H165V40H164ZM168 42H169V41H168ZM195 42H196V41L194 40V43H195ZM209 42H210V41H209ZM211 42H212V41H211ZM216 42H217V40H216ZM241 42H242V41H241ZM11 43H12V42H11ZM15 43H16V42H15ZM23 43H24V42H23ZM44 43H45V42H44ZM62 43H63V42H62ZM67 43H69V42H67ZM107 43H105V44H107ZM122 43H123V42H122ZM169 43H170V42H169ZM169 43H168L167 45H169ZM173 43H174V42H173ZM173 43H172V44H173ZM178 43H181V42H178ZM183 43H184V42H183ZM186 43H187V42H186ZM189 43H190V42H189ZM206 43H207V42H206ZM217 43H218V42H217ZM224 43H225V42H224ZM232 43H233V42L230 41V44H232ZM4 44H5V43H4ZM24 44H25V43H24ZM35 44H36V43H35ZM109 44H110V43H109ZM114 44H115V43H114ZM114 44H113V46H114ZM126 44H127V43H126ZM137 44H138V43H137ZM142 44H143V42H142ZM146 44H147V43H145V45H146ZM160 44H161V43H160ZM174 44H175V43H174ZM190 44H191V43H190ZM196 44H197V43H196ZM204 44H205V42H204ZM214 44H215V42H214ZM246 44H247V43H241V45H242L244 51L247 50V45H246ZM0 45H2L1 42H0ZM8 45H9V44H8ZM10 45H11V44H10ZM72 45H73V44H72ZM72 45H71V46H72ZM76 45H77V44H76ZM96 45H97V43H96ZM133 45H134V44H133ZM135 45H136V44H135ZM135 45H134V46H135ZM152 45H153V44H152ZM175 45H176V44H175ZM181 45H183V44L181 43ZM206 45H207V44H206ZM235 45H236V44H235ZM235 45H234V47H235ZM252 45H253V44H252ZM12 46H13V45H12ZM17 46H18V45H17ZM27 46H30V45L27 44ZM62 46H64V45L62 44ZM71 46H69V47H71ZM87 46H89V45H87ZM108 46H109V45H108ZM122 46H124V45H122ZM128 46H129V45H128ZM136 46H137V45H136ZM162 46H163V45H162ZM186 46H187V45H186ZM199 46H201V45H199ZM204 46H205V45H204ZM214 46L216 47V45H214ZM231 46H232V45H231ZM237 46H238V45H237ZM254 46H256V45L254 44ZM261 46H262V45H261ZM8 47H9V46H8ZM13 47H14V46H13ZM59 47H60V46H59ZM120 47H121V46H120ZM126 47H127V45H126ZM149 47H150V46H149ZM158 47H161V46H158ZM165 47H166V46H165ZM167 47H168V46H167ZM190 47L192 48V46H190ZM202 47H203V46H202ZM208 47H209V46H208ZM210 47H212V46H210ZM220 47H221V46H220ZM234 47H233V49H234ZM3 48H4V47H3ZM16 48H17V47H16ZM26 48H27V47H26ZM26 48H25V49H26ZM60 48H61V47H60ZM71 48H73V47H71ZM79 48H80V47H79ZM79 48H78V49H79ZM81 48H82V47H81ZM81 48H80V50H81ZM85 48H86V47H85ZM88 48H89V47H88ZM93 48H94V47H93ZM101 48H102V47H101ZM118 48H119V46H118ZM118 48H116V51H118ZM131 48H132V46H131ZM137 48H138V46H137ZM146 48H147V47H146ZM154 48H155V47H154ZM203 48H204V47H203ZM206 48H207V47H206ZM216 48H219V46L216 47ZM249 48H250V47H249ZM0 49H1V47H0ZM9 49H11V48L9 47ZM13 49H14V48H13ZM20 49H21V48H20ZM25 49H24V50H25ZM27 49H28V48H27ZM43 49H44V47H43ZM103 49H104V48H103ZM119 49H120V48H119ZM123 49H124V48H123ZM123 49H122V50H123ZM128 49H130V48H128ZM128 49H127V50H128ZM133 49H134V47H133ZM135 49H136V48H135ZM138 49L141 50L140 48H138ZM143 49H145V48H143ZM155 49H156V48H155ZM170 49H171V48H170ZM173 49H175V48H173ZM176 49H177V48H176ZM178 49H179V48H178ZM199 49H200V47H199ZM201 49H202V48H201ZM223 49H224V48H223ZM262 49H263V48H262ZM4 50H5V48H4ZM24 50H23V51H24ZM54 50H55V49H54ZM54 50L52 49V51H54ZM62 50H64V48H62ZM80 50H79V51H80ZM108 50H111V51H112L111 48L108 49ZM120 50H121V49H120ZM131 50H132V49H131ZM148 50L150 51V49H148ZM162 50H163V49H162ZM183 50L185 51L184 47H183ZM188 50H189V49H188ZM234 50H235V49H234ZM27 51H28V50H27ZM55 51H57V50H55ZM67 51L69 52V49H68ZM73 51L75 52V50H73ZM97 51H98V50H97ZM99 51H100V49H99ZM103 51H104V50H103ZM103 51H102V52H103ZM129 51H130V50H129ZM142 51H143V50H142ZM152 51H153V50H152ZM155 51H157V50H155ZM160 51H161V50H160ZM167 51H168V50H167ZM170 51H171V50H170ZM189 51H190V50H189ZM215 51H216V50H215ZM230 51H231V50H230ZM244 51H243V52H244ZM249 51H250V50H249ZM260 51H261V50H260ZM6 52H7V50H6ZM38 52H39V51H38ZM43 52H44V51H43ZM47 52H48V51H47ZM68 52H67V53H68ZM80 52H81V51H80ZM87 52H88V51H87ZM87 52H86V54H87ZM114 52H115V51H114ZM119 52H121V51H119ZM119 52H118L117 54H119ZM127 52H128V51H127ZM132 52H135V50L132 51ZM173 52L175 53L174 50H173ZM182 52H183V51H182ZM192 52H193V51H192ZM192 52H191V54H192ZM228 52H229V51H228ZM231 52H232V51H231ZM236 52H237V51H236ZM241 52H242V51H241ZM14 53H15V50H14ZM81 53H82V52H81ZM89 53H90V52H89ZM108 53H109V52H107V54H108ZM111 53H113V52H111ZM121 53H122V52H121ZM123 53H124V52H123ZM147 53H148V52H147ZM162 53H163V51H162ZM168 53L170 54L171 52H168ZM177 53H178V51H177ZM179 53H180V52H179ZM184 53H185V52H184ZM187 53H188V52H187ZM217 53H218V52H217ZM237 53H238V52H237ZM245 53H247V52H245ZM0 54H1V53H0ZM3 54H4V53H3ZM7 54H8V53H6V55H7ZM11 54H12V53H11ZM36 54H37V53H36ZM57 54H58V53H57ZM70 54H71V53H70ZM75 54H76V53H75ZM75 54H74V55H75ZM82 54H83V53H82ZM107 54H106V56H107ZM114 54H115V53H114ZM125 54H126V53H125ZM125 54H124V55H125ZM128 54H129V53H128ZM128 54H126V55H128ZM134 54H135V53H134ZM142 54H143V53H142ZM149 54H150V52H149ZM154 54H155V53H154ZM157 54H158V53H157ZM169 54H167V55H169ZM195 54H196V53H195ZM197 54H198V52H197ZM214 54H215V53H214ZM4 55H5V54H4ZM8 55H9V54H8ZM16 55H17V53H16ZM18 55H19V54H18ZM68 55H69V53H68ZM95 55H96V54H95ZM99 55H100V54H99ZM101 55H102V54H101ZM104 55H105V54H104ZM104 55H102V57H103ZM136 55H137V53H136ZM139 55H141V53H140ZM172 55H174V54L172 53L171 56H172ZM186 55H187V54H186ZM199 55H200V54H199ZM211 55H212V54H211ZM218 55H219V54H218ZM240 55H241V54H240ZM246 55H247V54H246ZM13 56H14V55H13ZM69 56H71V55H69ZM72 56H73V54H72ZM91 56H92V55H91ZM120 56H121V54H120ZM130 56H132V54L129 55V57H130ZM146 56H147V55H146ZM146 56H145V57H146ZM151 56L153 57V55H151ZM155 56H156V58H157V55H156V54H155ZM162 56H163V55H162ZM178 56H179V54H178ZM184 56H185V55H184ZM205 56H207V55H205ZM235 56H236V55H235ZM247 56H248V55H247ZM247 56H246V57H247ZM251 56H252V53H251ZM15 57H16V56H15ZM56 57H57V56H56ZM77 57H78V56H77ZM79 57H80V55H79ZM86 57H87V56H86ZM137 57H139V56H137ZM152 57H151V59H152ZM172 57H174V56H172ZM172 57H170V60H171ZM181 57H183V56H181ZM192 57H193V56H192ZM197 57H198V55H197ZM202 57H204V56L202 55L201 58H202ZM220 57H221V56H220ZM252 57H253V56H252ZM35 58H36V57H35ZM73 58H74V57H73ZM73 58H72V60H73ZM103 58H104V57H103ZM106 58H107V57H106ZM111 58H112V57H111ZM115 58H116V57H115ZM121 58H122V57H121ZM124 58H126V57H124ZM141 58H142V57H141ZM146 58H147V57H146ZM156 58L154 59L155 61H157ZM163 58H164V57H163ZM165 58H166V57H165ZM232 58H233V57H232ZM232 58H231V59H232ZM238 58H239V57H238ZM7 59H8V58H7ZM27 59H28V58H27ZM75 59H76V58H75ZM109 59H110V57H109ZM130 59H132V58H130ZM135 59H136V58H135ZM148 59H149V58H148ZM189 59H190V58H189ZM199 59H200V58H199ZM249 59H250V58H249ZM4 60H5V59H4ZM21 60L23 61V59H21ZM34 60H36V59H34ZM57 60H58V59H57ZM65 60H66V59H65ZM116 60H117V59H116ZM120 60H121V59H120ZM120 60H119V61H120ZM132 60H133V59H132ZM152 60H153V59H152ZM152 60H151V61H152ZM164 60H165V59H164ZM252 60H253V58H252ZM258 60H259V59H258ZM11 61H12V60H11ZM19 61H20V60H19ZM73 61H74V60H73ZM92 61H93V60H92ZM100 61H101V60H100ZM105 61H106V60H105ZM105 61H104V62H105ZM117 61H118V60H117ZM145 61H147V59H145ZM149 61H150V60H149ZM159 61H160V59H159ZM172 61H173V60H172ZM178 61H179V60H178ZM186 61H187V60H186ZM231 61H232V60H231ZM231 61H230V62H231ZM0 62H2V61H0ZM5 62H6V61H5ZM9 62H10V61H9ZM38 62H39V61H38ZM60 62H61V61H60ZM93 62H94V61H93ZM97 62H99V61H97ZM111 62H112V61H111ZM128 62H129V61H128ZM137 62H138V61H137ZM162 62H163V61H162ZM175 62H176V60H175ZM220 62H221V60H220ZM228 62H229V61H228ZM228 62H225V63L227 64ZM232 62H235V59H234V61H232ZM39 63H40V62H39ZM91 63H92V62H91ZM115 63H116V62H115ZM131 63H132V62H131ZM131 63H130V65H131ZM145 63H146V62H145ZM159 63H160V62H159ZM159 63H158V64H159ZM165 63H166V62H165ZM225 63H223V64H225ZM235 63H236V62H235ZM239 63H240V61H239ZM249 63H250V62H249ZM251 63H252V62H251ZM5 64H6V63H5ZM10 64H11V63H10ZM12 64H13V63H12ZM12 64H11V65H12ZM15 64H16V63H15ZM17 64H18V63H17ZM95 64H96V63H95ZM95 64H94V65H95ZM120 64H121V63H120ZM126 64H129V63H126ZM134 64H135V63H134ZM137 64H138V63H137ZM143 64H144V63H143ZM152 64H153V63H152ZM162 64H163V63H162ZM172 64H173V63H172ZM174 64H175V63H174ZM226 64H225V65H226ZM241 64H242V63H241ZM241 64H240V65H241ZM255 64H256V63H255ZM255 64L252 63L253 66H254ZM260 64H261V63H260ZM3 65H4V64H3ZM35 65H36V64H35ZM107 65H108V64H107ZM111 65H112V63H111ZM123 65H124V64H123ZM123 65H122V66H123ZM141 65H142V62H141ZM141 65H140V67H141ZM147 65H148V64H147ZM160 65H161V64H160ZM164 65H166V64H164ZM168 65H169V63H168ZM170 65H171V64H170ZM170 65H169V66H170ZM250 65H251V64H250ZM250 65H249V66H250ZM0 66H1V63H0ZM17 66H18V65H17ZM17 66H15V67H16L15 70H17ZM25 66H26V65H25ZM42 66H43V65H42ZM103 66H104V65H103ZM103 66H102V67H103ZM122 66H121V67H122ZM128 66H129V65H128ZM132 66H133V65H132ZM145 66H146V65H145ZM145 66H144V67H145ZM156 66H157V65H156ZM180 66H181V65H180ZM241 66H242V65H241ZM241 66H240V67H241ZM255 66H256V65H255ZM255 66H254V68H255ZM8 67H9V65H8ZM11 67H12V66H11ZM35 67H36V66H35ZM47 67H48V66H47ZM71 67H72V66H71ZM83 67H84V66H83ZM95 67H96V65H95ZM105 67H108V66H105ZM125 67H126V66H125ZM130 67H131V66H130ZM152 67H153V66H152ZM166 67H167V66H166ZM207 67H208V66H207ZM207 67H206V68H207ZM231 67H232V66H231ZM237 67H238V66H237ZM243 67H244V66H243ZM251 67H252V66H251ZM257 67H258V65H257ZM2 68H3V67H2ZM23 68H24V67H23ZM74 68H75V67H74ZM74 68H73V69H74ZM76 68L79 69V66L76 67ZM76 68H75V69H76ZM103 68H104V67H103ZM108 68H109V67H108ZM127 68H128V67H127ZM136 68H137V66H136ZM5 69H6V68H5ZM36 69H37V68H36ZM42 69H43V67H42ZM62 69H63V68H62ZM71 69H72V68H71ZM71 69H69V70H71ZM87 69H88V68H87ZM128 69H129V68H128ZM139 69H141V68H139ZM159 69H160V68H159ZM176 69H177V68H176ZM260 69H261V68H259V70H260ZM100 70H101V69H100ZM108 70H109V69H108ZM125 70H126V68H125ZM137 70H138V69H137ZM141 70H142V69H141ZM153 70H154V69H153ZM171 70H172V69H171ZM177 70H178V69H177ZM238 70H239V69H238ZM243 70H244V69H243ZM243 70H242V71H243ZM253 70H255V69H253ZM3 71H4V70H3ZM24 71H25V70H24ZM37 71H38V69H37ZM86 71H87V70H86ZM88 71H89V70H88ZM93 71H94V70H93ZM109 71H110V70H109ZM109 71H108V73H109ZM167 71H168V70H167ZM18 72H19V74H20V70H19ZM22 72H23V71H22ZM73 72H74V71H73ZM73 72H72V73H73ZM99 72H100V71H99ZM110 72H111V71H110ZM131 72H132V71H131ZM134 72H135V71H134ZM165 72H166V71H165ZM172 72H173V71H172ZM174 72H175V71H174ZM244 72H245V71H244ZM244 72H243V73H244ZM256 72H257V71H256ZM258 72H259V71H258ZM258 72H257V73H258ZM261 72H262V71H261ZM4 73H5V72H4ZM23 73H24V72H23ZM28 73H29V72H28ZM37 73H38V72H37ZM43 73H44V72H43ZM45 73H46V72H45ZM67 73H68V72H67ZM72 73H71V75H72ZM93 73H94V72H93ZM95 73H97V72H95ZM101 73H102V72H101ZM127 73H128V72H127ZM127 73H126V74H127ZM141 73H142V72H141ZM217 73H218V72H217ZM5 74H6V73H5ZM29 74L32 75V73H29ZM40 74H41V73H40ZM54 74H55V73H54ZM60 74H61V73H60ZM73 74H74V73H73ZM102 74H103V73H102ZM116 74H117V73H116ZM128 74H129V73H128ZM162 74H163V73H162ZM262 74H263V73H262ZM11 75H12V74H11ZM31 75H30V76H31ZM42 75H43V74H42ZM79 75H80V74H79ZM83 75H84V74H83ZM89 75H90V74H89ZM111 75H112V74H111ZM118 75H119V74H118ZM143 75H144V74H143ZM239 75H240V74H239ZM258 75H259V74H258ZM2 76H3V75H2ZM2 76H1V77H2ZM13 76H14V75H13ZM30 76H29V77H30ZM33 76H34V75H33ZM91 76H92V75H91ZM97 76H98V75H97ZM134 76H135V74H134ZM153 76H154V75H153ZM170 76H171V75H170ZM180 76H181V75H180ZM190 76H191V75H190ZM243 76H245V75L243 74ZM250 76H252V75H250ZM262 76H264V75H262ZM9 77H11V76H9ZM9 77H8V78H9ZM22 77H23V76H22ZM34 77H35V76H34ZM43 77H44V76H43ZM45 77H46V75H45ZM68 77H69V75H68ZM70 77H71V76H70ZM76 77H77V79H78V75H77ZM82 77H83V76H82ZM92 77H93V76H92ZM101 77H102V75H101ZM103 77H104V76H103ZM106 77H108V75H107ZM111 77H112V76H111ZM131 77H132V76H131V74H130V78H131ZM145 77H148V76H145ZM145 77H144V78H145ZM247 77H248V76H247ZM259 77H260V76H259ZM12 78H14V77H12ZM40 78H41V77H40ZM72 78H73V77H72ZM79 78H80V77H79ZM99 78H100V77H99ZM109 78H110V77H109ZM125 78H127V77L125 76ZM132 78H134V77H132ZM137 78H139V77H137ZM151 78L153 79L152 76H151ZM160 78H161V77H160ZM162 78H163V77H162ZM166 78H167V77H166ZM170 78H171V77H170ZM177 78H178V77H177ZM194 78H195V77H194ZM202 78H203V77H202ZM205 78H206V77H205ZM233 78H234V77H233ZM245 78H246V77H245ZM25 79H26V78H25ZM51 79H52V78H51ZM67 79L69 80V78H67ZM80 79H81V78H80ZM88 79H89V78H88ZM90 79H93V78H90ZM97 79H98V78H97ZM100 79H101V78H100ZM102 79H103V78H102ZM112 79H113V78H112ZM139 79H140V78H139ZM206 79H207V78H206ZM230 79H231V78H230ZM250 79H251V78H250ZM260 79H262V78H260ZM10 80H11V79H10ZM23 80H24V79H23ZM49 80H50V79H49ZM86 80H87V79H86ZM117 80H118V78H117ZM119 80H121V77L119 78ZM123 80H124V77H123ZM132 80H133V79H132ZM135 80H136V79H135ZM185 80H186V79H185ZM187 80H189V79H187ZM4 81H6V80H4ZM17 81L20 82L19 80H17ZM21 81H22V80H21ZM58 81H59V80H57L56 82H58ZM76 81H77V80H75V82H76ZM89 81H91V80H89ZM147 81H148V80H147ZM147 81H142V82H147ZM152 81H153V80H152ZM190 81H191V79H190ZM219 81H220V80H219ZM258 81H259V80H258ZM50 82H51V80H50ZM52 82H54L53 79H52ZM69 82H70V81H69ZM75 82H74V83H75ZM81 82H82V81H81ZM87 82H88V80H87ZM107 82H108V81H105V83H107ZM135 82H137V81H135ZM168 82H169V81H168ZM191 82H192V81H191ZM221 82H222V81H221ZM221 82H220V83H221ZM241 82H242V81H241ZM5 83H7V82H5ZM26 83H27V82H26ZM30 83H31V82L29 81L28 84H30ZM45 83H46V82H45ZM70 83H73V82L71 81ZM77 83H78V82H77ZM79 83H80V82H79ZM82 83H83V82H82ZM84 83L86 84V82H84ZM88 83H89V82H88ZM90 83H91V82H90ZM94 83H95V82H94ZM97 83H99V82H97ZM103 83H104V82H103ZM122 83H124V82H122ZM132 83H133V82H132ZM150 83H151V81H150ZM150 83H149V84H150ZM158 83H159V82H158ZM180 83H181V82H180ZM188 83H189V85H190V82H188ZM196 83H197V82H196ZM200 83H202V82H200ZM204 83H205V82H204ZM95 84H96V83H95ZM100 84H102V83H100ZM138 84H139V83H138ZM143 84H144V83H143ZM162 84H163V83H162ZM169 84H170V82H169ZM176 84H177V83H176ZM182 84H183V83H182ZM246 84H247V83H246ZM246 84H244V85H246ZM39 85H40V87H41V84H40V83H39ZM53 85H54V84H53ZM75 85H77V84H75ZM102 85H103V84H102ZM110 85H111V84H110ZM129 85H130V83H129ZM155 85H156V84H155ZM171 85H172V83H171ZM177 85H179V84H177ZM237 85H238V84H237ZM263 85H264V84H263ZM24 86H25V85H24ZM37 86H38V84H37ZM70 86H71V85H70ZM78 86H79V85H78ZM84 86H85V85H84ZM93 86H94V85H92L91 88H92ZM119 86H120V85H119ZM126 86H127V85H126ZM130 86H131V85H130ZM135 86H136V85H135ZM135 86H134V87H135ZM137 86H138V85H137ZM137 86H136V87H137ZM139 86H140V85H139ZM139 86H138V89H136V90H139V88H140ZM144 86H146V85H144ZM153 86H154V85H153ZM175 86H176V85H175ZM175 86H173V87H175ZM184 86H185V84H184ZM197 86H198V85H197ZM229 86H230V85H229ZM238 86H241V85H238ZM247 86H248V85H247ZM2 87H3V86H2ZM19 87H20V86H19ZM27 87H28V85H27ZM27 87H25V88H27ZM35 87H36V86H35ZM76 87H77V86H76ZM100 87H101V85H100ZM124 87H125V86H124ZM142 87H143V86H141V88H142ZM146 87H148V86H146ZM155 87H156V86H155ZM167 87H168V84H167ZM169 87H170V85H169ZM230 87H231V86H230ZM234 87H235V86H234ZM234 87H233V88H234ZM251 87H252V86H251ZM257 87H258V86H257ZM14 88H15V87H14ZM16 88H18V87H16ZM21 88H23L22 85H21ZM36 88H37V87H36ZM42 88H43V87H41V90H42ZM45 88H46V87H45ZM77 88H78V87H77ZM79 88H80V87H79ZM81 88H82V87H81ZM84 88H85V87H84ZM86 88H90V87H87V85H86ZM93 88H94V87H93ZM122 88H123V87H122ZM141 88H140L139 91H141ZM149 88H150V87H149ZM149 88H147V89H149ZM156 88H157V87H156ZM178 88H179V87H178ZM178 88H177V89H178ZM180 88H182V87H180ZM180 88H179V89H180ZM196 88H197V87H196ZM233 88H232V89H233ZM243 88H245V86H244ZM248 88H249V87H248ZM253 88H254V87H253ZM6 89H7V88H6ZM31 89H33V88H31ZM43 89H44V88H43ZM75 89H76V88H75ZM95 89H96V87H95ZM108 89H109V88H108ZM127 89H128V91H129V88H127ZM150 89H151V88H150ZM164 89H165V88H164ZM167 89H168V88H167ZM182 89H184V88H182ZM182 89H181V90H182ZM187 89H188V88H187ZM187 89H186V90H187ZM221 89H222V87H221ZM223 89H224V88H223ZM229 89H230V88H229ZM245 89H246V88H245ZM256 89H257V88H256ZM259 89H260V87H259ZM20 90H22V89H20ZM69 90H70V89H69ZM80 90H81V89H80ZM89 90H92V89H88V92L90 93L91 91H89ZM123 90L125 91V88H124ZM133 90H135V89L133 88ZM143 90H144V89H143ZM161 90H162V89H161ZM161 90H160V91H161ZM171 90H172V89H171ZM190 90H191V89H190ZM233 90H234V89H233ZM235 90H236V89H235ZM250 90H251V89H250ZM262 90H263V89H262ZM10 91H11V90H10ZM77 91H78V89H77ZM97 91H98V90H97ZM119 91H121V89H120ZM131 91H132V90H131ZM147 91H148V90H147ZM155 91H156V90H155ZM155 91H153V92H155ZM204 91H205V90H204ZM217 91H218V90H217ZM236 91H237V90H236ZM243 91H244V90H243ZM34 92H35V91H34ZM34 92H31V93H34ZM45 92H46V90H45ZM85 92H86V91H85ZM92 92H93V91H92ZM133 92H134V91H133ZM133 92H132V93H133ZM141 92H142V91H141ZM165 92H166V91H165ZM168 92H169V91H168ZM191 92H192V91H191ZM195 92H196V91H195ZM198 92H199V91H198ZM205 92H206V91H205ZM253 92H254V91H252V93H253ZM18 93H19V92H18ZM41 93H42V92H41ZM41 93H40V94H41ZM89 93H88V94H89ZM113 93H114V92H113ZM117 93H118V92H117ZM120 93H121V92H120ZM125 93H126V92H125ZM125 93H124V94H125ZM143 93H144V91H143ZM161 93H163V92H161ZM202 93H203V92H202ZM218 93H219V92H218ZM242 93H243V92H242ZM244 93H245V91H244ZM244 93H243V95H244ZM247 93H248V92H247ZM255 93H256V92H255ZM257 93H258V92H257ZM261 93H262V91H261ZM11 94H12V93H11ZM15 94H17V93H15ZM22 94H23V92H22ZM28 94H29V93H28ZM28 94H27V95H28ZM58 94H59V93H58ZM73 94H74V93H73ZM76 94H77V93H76ZM78 94H79V91H78ZM86 94H87V92H86ZM90 94H91V93H90ZM95 94H98V93H95ZM99 94H100V93H99ZM114 94H115V93H114ZM147 94H148V92H147ZM149 94H152V95H153V93H151V91H150ZM158 94H159V93H158ZM165 94H167V92H166ZM197 94H198V93H197ZM216 94H217V93H215V95H216ZM238 94H239V93H238ZM250 94H251V93H250ZM263 94H264V92H263ZM3 95H4V94H3ZM6 95H7V94H6ZM6 95H5V96H6ZM18 95H20V93H19ZM38 95H39V94H38ZM69 95H70V94H69ZM71 95H72V94H71ZM79 95H80V94H79ZM116 95H117V94H116ZM142 95H143V94H142ZM142 95H141V96H142ZM152 95H151V101H153V100H152V97H153L154 95H156V93H155L153 96H152ZM163 95H164V94H163ZM163 95L161 94V96H163ZM193 95H194V94H193ZM195 95H196V94H195ZM239 95H241V94H239ZM257 95H258V94L254 95V96H257ZM8 96H9V95H8ZM24 96H25V95H24ZM42 96H44V94H43ZM81 96H82V95H81ZM100 96H101V95H100ZM108 96H110V95H108ZM108 96H107V97H108ZM120 96H122V95H120ZM129 96H130V95H129ZM141 96H139L140 99H141ZM146 96H147V95H146ZM161 96H160V97H161ZM168 96H169V95H167L166 97H168ZM227 96H228V95H227ZM233 96H236V95H233ZM246 96L249 97L250 95H246ZM258 96H259V95H258ZM261 96H262V94H261ZM20 97H21V96H20ZM20 97H19V98H20ZM33 97H34V96H33ZM39 97H40V96H39ZM56 97H57V96H56ZM72 97H74V96H72ZM78 97H79V96H78ZM83 97H84V96H83ZM87 97H88V96H87ZM92 97H93V94H92ZM102 97H104V96H101V98H102ZM133 97H134V96H133ZM144 97H145V95H144ZM164 97H165V96H164ZM172 97H173V96H172ZM191 97H192V95H191ZM236 97H237V96H236ZM252 97H253V95H252ZM22 98H23V97H22ZM35 98H36V97H35ZM96 98H98L97 95H96ZM96 98H95V99H96ZM108 98H109V97H108ZM112 98H113V97H112ZM162 98H163V97H162ZM218 98H219V97H218ZM240 98H241V96H240ZM244 98H245V97H244ZM256 98H257V97H256ZM261 98H263V96L260 97V101L263 100V99H261ZM30 99H32V98L30 97ZM77 99H78V98H77ZM84 99H85V98H84ZM86 99H87V98H86ZM86 99H85V101H86ZM93 99H94V98H93ZM130 99H133V98L130 97ZM142 99H143V98H142ZM145 99H146V97H145ZM145 99H144V101H145ZM149 99H150V98H149ZM160 99H161V98H160ZM166 99H167V98H166ZM168 99H169V98H168ZM170 99H171V98H170ZM237 99H238V98H237ZM242 99H243V98H242ZM252 99H254V98H252ZM17 100H18V99H17ZM20 100H21V99H20ZM20 100H19V101H20ZM99 100H100V97H99ZM127 100H128V99H127ZM158 100H159V98H158ZM162 100H163V99H162ZM162 100H160L159 103H162V102H163ZM196 100H197V98H196ZM226 100H227V99H226ZM233 100H234V99H233ZM243 100H244V99H243ZM243 100H242V101H243ZM249 100H250V99H249ZM257 100H258V99H257ZM19 101H18V102H19ZM21 101H22V100H21ZM21 101H20V103H21ZM23 101H25V100H23ZM34 101H36V100H34ZM38 101H39V100H38ZM38 101H37V102H38ZM77 101H78V100H77ZM91 101H92V100H91ZM94 101H95V100H94ZM103 101H104V100H103ZM107 101H108V99H107ZM113 101H114V98H113ZM115 101H116V100H115ZM130 101H131V100H130ZM135 101H136V100H134V102H135ZM137 101H138V100H137ZM151 101H150V102H151ZM164 101H165V100H164ZM234 101H235V100H234ZM234 101H233V103H234ZM240 101H241V100H240ZM240 101H239V102H240ZM254 101H255V100H254ZM258 101H259V100H258ZM263 101H264V100H263ZM15 102H16V101H15ZM49 102H53V101L51 100V101H49ZM57 102H58V101H57ZM82 102H83V100H82ZM88 102H89V101H88ZM116 102L118 103V101H116ZM125 102H126V101H125ZM125 102H123V103H124V106H125ZM138 102H139V101H138ZM153 102H154V101H153ZM155 102H156V99H155ZM166 102H167V100H166ZM176 102H177V101H176ZM195 102H196V101H195ZM198 102H199V101H198ZM236 102H237V101H236ZM239 102H238V103H239ZM250 102H251V101H250ZM250 102H248V104H249ZM38 103H39V102H38ZM58 103H59V102H58ZM90 103H91V102H90ZM93 103H94V102H93ZM103 103H104V102H103ZM103 103H102V104H103ZM129 103H130V105H131V103H133V102H129ZM129 103H128V104H129ZM136 103H137V102H136ZM140 103L142 104V102H140ZM151 103H152V102H151ZM151 103H150V104H151ZM164 103H165V102H164ZM174 103H175V102H174ZM199 103H200V102H199ZM242 103H245V100H244V102H242ZM242 103H241V104H242ZM256 103H257V101H256ZM256 103H255V104H256ZM18 104H19V103H18ZM50 104H51V103H50ZM50 104H49V105H50ZM78 104H81V103H79V101H78ZM87 104H88V103H87ZM106 104H107V103H106ZM112 104H113V103H112ZM119 104L121 105V103H119ZM119 104H118V105H119ZM141 104H140V106H142ZM147 104H148V103H147ZM162 104H163V103H162ZM170 104H171V103H170ZM205 104H206V103H205ZM235 104H237V103H235ZM239 104H240V103H239ZM250 104H251V103H250ZM10 105H11V104H10ZM25 105H27V103H26ZM37 105H38V104H37ZM56 105H57V104H56ZM56 105H55V107H56ZM69 105H70V104H68V106H69ZM72 105H73V104H72ZM122 105H123V104H122ZM138 105H139V104H138ZM138 105H137V107H138ZM145 105H146V104H145ZM154 105H155V104H154ZM154 105H153V106H154ZM158 105H160V104H158ZM173 105H174V104H173ZM196 105H197V104H196ZM14 106H15V105H14ZM28 106H29V105H28ZM30 106H31V104H30ZM30 106H29V107H30ZM50 106H51V105H50ZM65 106H67V105H65ZM82 106H83V105H82ZM89 106H90V104H89ZM95 106H96V105H95ZM166 106H167V105H166ZM197 106H198V105H197ZM209 106H210V105H209ZM235 106H236V105H235ZM240 106H242V105H240ZM262 106H263V105H262ZM60 107H61V106H60ZM86 107H87V106H86ZM86 107H85V108H86ZM90 107H91V106H90ZM90 107H88V108H90ZM97 107H98V106H97ZM119 107H120V106H119ZM127 107H128V106H127ZM131 107H133V106H131ZM135 107H136V106H135ZM147 107H149V106H147ZM154 107H155V106H154ZM154 107H153V108H154ZM157 107H158V106H157ZM164 107H165V106H164ZM164 107H162V108H164ZM171 107H172V106H171ZM184 107H186V106H184ZM214 107H215V106H214ZM229 107H230V106H229ZM236 107H237V106H236ZM243 107H244V105H243ZM253 107H254V106H253ZM23 108H24V107H23ZM33 108H34V107H33ZM48 108H49V107H48ZM68 108H69V107H68ZM74 108H76V107H74ZM80 108H81V107H80ZM85 108H83V109H85ZM116 108H117V107H116ZM128 108H130V107H128ZM145 108H146V107H145ZM145 108H144V110H145ZM149 108H150V107H149ZM149 108H148V109H149ZM158 108H160V107H158ZM169 108H170V107H169ZM216 108H217V107H216ZM246 108H247V106H246ZM257 108H258V107H257ZM14 109H15V108H14ZM18 109H19V108H17L16 110H18ZM49 109H50V108H49ZM49 109H48V110H49ZM61 109H62V108H61ZM77 109H79V108L77 107ZM92 109H93V108H92ZM132 109H133V108H132ZM135 109H136V108H135ZM142 109H143V108H142ZM166 109H167V107H166ZM166 109H164V110H166ZM171 109H172V108H171ZM178 109H179V108H178ZM178 109H177V110H178ZM182 109H183V108H182ZM238 109H239V108H238ZM247 109H248V108H247ZM254 109H255V108H254ZM22 110H23V109H22ZM55 110H56V109H55ZM94 110H95V109H94ZM98 110H100V109H98ZM101 110H102V109H101ZM101 110H100V111H101ZM121 110H122V109H121ZM128 110H131V109H128ZM138 110H139V109H137V112H138ZM156 110H157V109H156ZM173 110H174V108H173ZM235 110H236V109H235ZM244 110L246 111V109H244ZM244 110H243V111H244ZM251 110H252V109H251ZM251 110H250V108H249V111H251ZM259 110H260V109H259ZM18 111H19V110H18ZM44 111H46V110L44 109ZM49 111H50V110H49ZM51 111L54 112V110H52V109H51ZM61 111H62V110H61ZM85 111L87 112V110H85ZM95 111H97V110H95ZM95 111H94V112H95ZM100 111H98V112H100ZM110 111H111V110H110ZM117 111H119V110H117ZM131 111H132V110H131ZM133 111H134V110H133ZM167 111H168V110H167ZM167 111H166V112H167ZM188 111H189V110H188ZM240 111H241V110H240ZM240 111H239V112H240ZM39 112H40V111H39ZM53 112H52V114H53ZM56 112H57V111H56ZM64 112H66V111H64ZM68 112H69V111H68ZM92 112H93V111H92ZM128 112H129V111H128ZM134 112H135V111H134ZM134 112H133V113H134ZM153 112H154V114H155V111H153ZM159 112H160V111H159ZM166 112H165V113H166ZM246 112H247V111H246ZM246 112H245V113H246ZM251 112H252V111H251ZM11 113H12V112H11ZM11 113H10V114H11ZM13 113H14V112H13ZM58 113H59V112H58ZM111 113H112V112H111ZM113 113H115V111H114ZM130 113H131V112H130ZM156 113H158V112H156ZM160 113H161V112H160ZM162 113H164V112H162ZM168 113H169V112H168ZM177 113H178V112H177ZM196 113H197V112H196ZM200 113H201V112H200ZM211 113H212V112H211ZM219 113H220V112H219ZM248 113H250V112H248ZM8 114H9V113H8ZM44 114H45V113H44ZM83 114H85L84 111H83ZM88 114H90V113H89V110H88ZM104 114H105V113H104ZM108 114H109V113H108ZM108 114H107V115H108ZM139 114H142V113H139ZM150 114H151V113H150ZM172 114H173V113H172ZM243 114H244V112H243ZM49 115H50V114H49ZM60 115H62V114H60ZM65 115H66V114H65ZM72 115H74V114H72ZM72 115H70L69 117L71 118ZM79 115H80V114H79ZM86 115H87V114H86ZM91 115H92V114H91ZM109 115H110V114H109ZM115 115L118 116L119 113L117 112ZM115 115H114V116H115ZM128 115H129V114H128ZM148 115H149V113H148ZM151 115H153V114H151ZM156 115H158V114H156ZM162 115H163V114H162ZM183 115H184V114H183ZM208 115H209V114H208ZM236 115H237V114H236ZM4 116H5V115H4ZM16 116H17V115H16ZM19 116H20V115H19ZM58 116H59V115H58ZM62 116H63V115H62ZM75 116H76V115H75ZM95 116H96V115H95ZM101 116H102V115H101ZM105 116H106V115H105ZM105 116H104V118H105ZM111 116H113V115H111ZM122 116H123V114H122ZM133 116H134V114H133ZM153 116H154V115H153ZM159 116H160V115H159ZM163 116H165V115H163ZM187 116H188V115H187ZM221 116H222V115H221ZM221 116H220V117H221ZM238 116H239V115H238ZM247 116H248V114H247ZM247 116L242 117V118L244 119V118H246ZM9 117H11V116L9 115ZM49 117H50V116H49ZM55 117H56V116H55ZM55 117H54V115H53V118H55ZM66 117H68V114H67ZM69 117H68V118H69ZM131 117H132V116H131ZM131 117H130V118H131ZM139 117H141V116L139 115ZM154 117H155V116H154ZM166 117H167V116H166ZM171 117H172V116H171ZM183 117H184V116H182V118H183ZM223 117H224V116H223ZM233 117H234V116H233ZM248 117L250 118V116H248ZM12 118H13V117H12ZM24 118H25V117H24ZM41 118H42V117H41ZM45 118H46V116H45ZM47 118H48V117H47ZM64 118H65V117H64ZM76 118H77V117H76ZM98 118H100V115H99ZM102 118H103V116H102ZM118 118H119V117H118ZM127 118H128V117H127ZM127 118H126V119H127ZM187 118H188V117H187ZM36 119H38V118L36 117ZM43 119H44V118H43ZM65 119H66V118H65ZM79 119H80V118H79ZM89 119H90V118H89ZM89 119L86 120V119L84 118V122H85V121H89ZM91 119H92V118H91ZM108 119H109V117H108ZM115 119H117V118H114V120H111V121H115ZM124 119H125V118H124ZM160 119H161V118H160ZM163 119H165V118H163ZM173 119H174V118H172V120H173ZM189 119H190V118H189ZM251 119H252V118H251ZM33 120H34V119H33ZM52 120H53V119L50 120L51 123H52ZM56 120H57V119H56ZM59 120H60V118H59ZM71 120H73V119H71ZM75 120H76V119H75ZM93 120H94V119H93ZM98 120H99V119H98ZM117 120H118V123H119V119H117ZM120 120H121V119H120ZM155 120H156V119H155ZM175 120H176V117H175ZM220 120H221V118H220ZM225 120H226V119H225ZM225 120H223V121H225ZM257 120H258V119H257ZM12 121H13V119H12ZM53 121H55V119H54ZM67 121H68V120H67ZM80 121H81V120H80ZM123 121H124V120H123ZM125 121H126V120H125ZM162 121H163V120H162ZM164 121H165V120H164ZM221 121H222V120H221ZM223 121H222V122H223ZM253 121H255V120H253ZM55 122H56V121H55ZM59 122H60V121H59ZM59 122H58V123H59ZM69 122H70V121H69ZM71 122H72V121H71ZM82 122H83V121H82ZM93 122H94V121H93ZM103 122H104V121H103ZM107 122H108V121H107ZM120 122H121V121H120ZM128 122H130V121L128 120ZM153 122H154V121H153ZM153 122H152V123H153ZM168 122H169V120H168ZM172 122H173V121H172ZM209 122H210V121H209ZM245 122H246V120H245ZM250 122H251V120H250ZM261 122H262V121H261ZM17 123H18V121H17ZM27 123H28V122H27ZM38 123H39V122H38ZM40 123H41V122H40ZM87 123H88V122H87ZM105 123H106V119H105ZM109 123H110V120H109ZM112 123H114V122H112ZM118 123L116 122V124H118ZM122 123H124V122H122ZM155 123H156V121H155ZM158 123H159V122H158ZM160 123H161V122H160ZM164 123H165V122H164ZM166 123H167V122H166ZM169 123H171V120H170ZM263 123H264V122H263ZM32 124H33V123H32ZM44 124H45V122H44ZM67 124H69V123H67ZM76 124H77V123H76ZM80 124H81V123H80ZM80 124H79V125H80ZM85 124H86V123H85ZM85 124H84V125H85ZM102 124H103V123H102ZM116 124H115V125H116ZM132 124H133V123H132ZM176 124H177V123H176ZM176 124H175V125H176ZM181 124H182V123H181ZM185 124H186V123H185ZM187 124H188V123H187ZM216 124H217V122H216ZM222 124H223V123H222ZM252 124H253V123H252ZM260 124H261V123H260ZM1 125H2V123H1ZM37 125H38V124H37ZM47 125H48V123H47ZM50 125H51L52 127H54L52 124H50ZM59 125H60V124H59ZM97 125H98V124H97ZM99 125H100V124H99ZM104 125H105V124H104ZM115 125H114V126L111 125V126H113V127H110V126H109V127L112 129V128H115ZM169 125H170V124H169ZM179 125H180V124H179ZM191 125H192V124H191ZM191 125H190V126H191ZM218 125H219V124H218ZM218 125H217V127H218ZM253 125H254V124H253ZM258 125H259V124H258ZM56 126H57V125H55V128H56ZM74 126H75V125H74ZM86 126H87V125H86ZM89 126H90V124H89ZM89 126H87V127H89ZM92 126H94V125H92ZM106 126H107V125H105V127H106ZM117 126H118V125H117ZM121 126H122V125H121ZM155 126H156V125H155ZM162 126H163V125H162ZM166 126H167V124L165 125V127H166ZM221 126H222V125H221ZM221 126H220V127H221ZM231 126H232V125H231ZM18 127H19V126H18ZM38 127H39V126H38ZM63 127H64V126H63ZM65 127H66V126H65ZM65 127H64L63 129H65ZM68 127L70 128V126H68ZM71 127H72V126H71ZM80 127L83 128V125L80 126ZM101 127H102V126H101ZM101 127H100V128H101ZM109 127H108V128H109ZM119 127H120V124H119ZM122 127H123V126H122ZM158 127H159V126H158ZM165 127H164V128L161 127L162 130H163V129H166ZM169 127H170V126H169ZM171 127H173V125H172ZM171 127H170V128H171ZM175 127H177V126H175ZM186 127H187V126H186ZM208 127H209V126H208ZM234 127H235V126H234ZM242 127H243V126H242ZM258 127H259V126H258ZM258 127H257V128H258ZM34 128H37V127H34ZM60 128H61V125H60ZM60 128H59L58 130H62V128H61V129H60ZM73 128H74V127H73ZM77 128H78V127H77ZM77 128H76V130H77ZM84 128H85V127H84ZM103 128H104V126H103ZM124 128H126V127L124 126ZM127 128H128V127H127ZM224 128H225V127H224ZM224 128H222V129H224ZM259 128H260V127H259ZM21 129L23 130L24 128L22 127ZM28 129H29V128H28ZM49 129H50V128H49ZM49 129H48V131H50ZM66 129H67V128H66ZM80 129H81V128H80ZM90 129L92 130L91 127H90ZM120 129H122V128H120ZM128 129H129V128H128ZM159 129H160V128H159ZM168 129H169V128H168ZM173 129H174V128H173ZM176 129H177V128H176ZM179 129H180V128H179ZM197 129H198V128H197ZM202 129H203V127H202ZM215 129H216V128H215ZM222 129H221V130H222ZM260 129H261V128H260ZM22 130H21V132L24 131V130H23V131H22ZM40 130H41V129H40ZM46 130H47V128H46ZM69 130H70V129H69ZM69 130H68V132H69ZM74 130H75V129H74ZM93 130H94V129H93ZM93 130H92V133H93ZM95 130L98 131V129H95ZM105 130H106V129L104 128V131H105ZM109 130H110V129H109ZM113 130H114V129H113ZM115 130L119 131L118 129H115ZM125 130H126V129H125ZM147 130H148V129L146 128V132L149 131V130H148V131H147ZM151 130H152V129H151ZM182 130H183V129H182ZM189 130H190V129H189ZM195 130H196V129H195ZM199 130H200V129H199ZM221 130L219 129V131H221ZM261 130L263 131L264 129H261ZM33 131H34V130H33ZM52 131H53V128H52ZM52 131H50V133H51ZM55 131H56V130H55ZM79 131H80V130H79ZM104 131H103V132H104ZM110 131H111V130H110ZM127 131H128V130H127ZM164 131H165V130H164ZM172 131H175V130H172ZM178 131H179V130H178ZM178 131H177V132H178ZM184 131L187 132L186 129H184ZM196 131H197V130H196ZM211 131L213 132L212 128H211ZM219 131H217V132H219ZM226 131H227V128H226ZM28 132H29V131H28ZM53 132H54V131H53ZM56 132H57V131H56ZM56 132H55V133H56ZM64 132H65V130H64ZM71 132L73 133V131H71ZM82 132H83V130H81V133H82ZM100 132H101V131H100ZM143 132L145 133V131H143ZM180 132H181V130H180ZM189 132H190V131H189ZM223 132H224V130H223ZM37 133H38V132H37ZM46 133H47V132H46ZM55 133H53V135H54ZM58 133H59V132H58ZM72 133H71V134H72ZM86 133H87V132H86ZM104 133H105V132H104ZM115 133H116V132H115ZM124 133H125V132H124ZM148 133H149V132H148ZM151 133H152V132H151ZM167 133H168V132H167ZM172 133H174V132H172ZM175 133H176V132H175ZM193 133H194V132H193ZM12 134H13V133H12ZM29 134H30V133H29ZM31 134H32V133H31ZM34 134H35V133H34ZM56 134H57V133H56ZM59 134H60V133H59ZM61 134H62V133H61ZM93 134H94V133H93ZM107 134H108V133H107ZM122 134H123V133H122ZM122 134H121V135H122ZM212 134H213V133H212ZM222 134H224V133H222ZM225 134H226V133H225ZM25 135H26V134H25ZM39 135L41 136V134H39ZM67 135H68V133H67ZM72 135H74V134H72ZM103 135H105V134H103ZM108 135H109V134H108ZM110 135H113V132L110 133ZM110 135H109V136H110ZM119 135H120V134H119ZM143 135H145V134H143ZM147 135H148V134H147ZM154 135H155V134H154ZM163 135L165 136L164 133H163ZM167 135H168V134H167ZM181 135L184 136L183 134H181ZM181 135H180V137H181ZM186 135H187V134H186ZM186 135L184 136V138L187 137ZM188 135H191V136H192V134H190V133H188ZM219 135L221 136V133H220ZM249 135H250V134H249ZM27 136H28V135H27ZM30 136H32V135H30ZM33 136H34V135H33ZM37 136H38V134H37ZM37 136H36V137H37ZM70 136H71V135H70ZM70 136H68V138H69ZM76 136H77V135H76ZM82 136H86V135L84 134V135H82ZM95 136H96V135H95ZM129 136H130V135H129ZM172 136H174V135H172ZM200 136H201V135H200ZM204 136H205V135H204ZM215 136H216V133H215ZM217 136H218V134H217ZM223 136H224V135H223ZM260 136H261V135H260ZM17 137H18V136H17ZM89 137H90V136H89ZM91 137H92V136H91ZM110 137H111V136H110ZM114 137H115V135H114ZM117 137H120V136H117ZM117 137H116V138H117ZM122 137H123V136H122ZM133 137H134V136H133ZM166 137H167V136H166ZM189 137H190V136H189ZM194 137H195V134H194ZM197 137H198V136H197ZM218 137H219V136H218ZM31 138L33 139V137H31ZM44 138H45V137H44ZM47 138H48V137H47ZM56 138H57V137H56ZM80 138H81V137H80ZM82 138H83V137H82ZM98 138H99V137H98ZM108 138H109V137H108ZM108 138H107V139H108ZM141 138H143V137L141 136ZM162 138H163V137H162ZM172 138H173V137H172ZM174 138H175V137H174ZM182 138H183V137H182ZM187 138H188V137H187ZM198 138H200V137H198ZM216 138H217V137H216ZM223 138H225V136H224ZM248 138H249V137H248ZM13 139H14V138H13ZM32 139H31V140H32ZM37 139H38V137H37ZM41 139L43 140L42 137H41ZM50 139H51V138H50ZM50 139H49V140H50ZM59 139H60V137H59ZM69 139H70V138H69ZM69 139H67V140L69 141ZM72 139H73V138H72ZM86 139H87V138H86ZM93 139H94V137H92L91 140H93ZM96 139H97V137H96ZM96 139H95V140H96ZM109 139H110V138H109ZM118 139H119V138H118ZM148 139H149V138H148ZM150 139H151V138H150ZM175 139H176V138H175ZM214 139H215V137H214ZM217 139H220V138H217ZM221 139H222V138H221ZM15 140H17V139L15 138ZM19 140H20V139H19ZM24 140H25V138H24ZM54 140H57V139H54ZM54 140H53V141H54ZM64 140H65V139H64ZM81 140H82V139H81ZM81 140H80V142H81ZM97 140H98V139H97ZM99 140H100V139H99ZM99 140H98V141H99ZM165 140H166V139H165ZM165 140H164V141H165ZM171 140H172V139H171ZM178 140H179V139H178ZM190 140H191V139H190ZM196 140H197V139H196ZM196 140H195V141H196ZM202 140H205V139H202ZM223 140H224V139H223ZM223 140H222V141H223ZM225 140H226V139H225ZM246 140H247V139H246ZM58 141H59V140H58ZM65 141H66V140H65ZM84 141H85V140H84ZM84 141H83V142H84ZM101 141H102V139H101ZM146 141H148V140H146ZM169 141H170V140H169ZM181 141H183V140H180L179 142H181ZM193 141H194V140H193ZM205 141H206V140H205ZM209 141H210V140H209ZM230 141H232V140H230ZM21 142H22V141H21ZM49 142H50V141H49ZM55 142H57V141H55ZM71 142H72V141H71ZM75 142H76V140H75ZM77 142H78V141H77ZM77 142H76V143H77ZM83 142H82V143H83ZM93 142H94V141H93ZM102 142H104V141H102ZM151 142H152V141H150V144H151ZM170 142H171V141H170ZM170 142H169V143H170ZM175 142H177V141H175ZM183 142H184V141H183ZM185 142H186V141H185ZM191 142H192V140H191ZM197 142H199V141H197ZM197 142H193V143H197ZM201 142H202V141H201ZM237 142H238V141H237ZM17 143H18V141H17ZM42 143H43V142H42ZM51 143H52V141H51ZM89 143H90V141H89ZM99 143H101V142H99ZM105 143H106V142H105ZM105 143H104V144H105ZM172 143H174V142H171V144H172ZM187 143H188V140H187ZM231 143H232V142H231ZM44 144H45V143H44ZM64 144H65V142H64ZM69 144H70V142H69ZM86 144H87V143H86ZM94 144H95V143H94ZM102 144H103V143H102ZM107 144H108V143H107ZM107 144H106V145H107ZM171 144H169V145H171ZM201 144H202V143H201ZM201 144H200V145H201ZM211 144H212V143H211ZM254 144H255V143H254ZM57 145H58V144H57ZM80 145H81V143L79 144V146H80ZM97 145H98V144H97ZM97 145H96V146H97ZM141 145H142V144H141ZM177 145L179 146V143H178ZM182 145H184V143H182ZM189 145H190V144H189ZM194 145H195V144H194ZM196 145H198V143H197ZM200 145H199V149H200ZM202 145H203V144H202ZM207 145H208V144H207ZM207 145L205 146V149L207 148ZM249 145H251V144H249ZM261 145H262V144H261ZM44 146H45V145H44ZM54 146H55V144H54ZM58 146H59V145H58ZM68 146H69V145H68ZM72 146H73V145H72ZM87 146H89V145H87ZM101 146H103V145H101ZM137 146L139 147V145H137ZM150 146H151V145H150ZM153 146H154V145H153ZM174 146H176V145L174 144ZM211 146H213V145H211ZM253 146H255V145H253ZM257 146H258V145H257ZM47 147H48V146H47ZM65 147H66V146H65ZM107 147H108V145H107ZM154 147H155V146H154ZM166 147H167V146H166ZM172 147H173V146H172ZM172 147H171V148H172ZM185 147H186V146H185ZM197 147H198V146H197ZM246 147H247V146H246ZM251 147H252V146H251ZM260 147H262V146H260ZM263 147H264V146H263ZM43 148H44V147H43ZM51 148H52V147H51ZM57 148H59V147H57ZM63 148H64V147H63ZM98 148H99V147H98ZM100 148L102 149V147H100ZM100 148H99V149H100ZM104 148H105V146H104ZM116 148H117V147H116ZM119 148H120V147H119ZM121 148H122V147H121ZM121 148H120V149H121ZM134 148H135V147H134ZM134 148H133V149H134ZM139 148H140V147H139ZM141 148H142V147H141ZM141 148H140V149H141ZM169 148H170V147H169ZM177 148H178V147H177ZM192 148H193V146H192ZM192 148H191V149H192ZM252 148H253V147H252ZM105 149H106V148H105ZM130 149H131V148H130ZM142 149H143V148H142ZM167 149H168V148H167ZM184 149H185V148H184ZM186 149H187V148H186ZM191 149L189 150V152H191ZM195 149H196V148H195ZM199 149H198V151L200 152ZM209 149H210V147H209ZM212 149H213V147H212ZM212 149H211V150H212ZM226 149H227V148H226ZM238 149H239V148H238ZM250 149H251V148H250ZM253 149H255V148H253ZM259 149H260V148H259ZM261 149H262V148H261ZM3 150H4V149H3ZM95 150H96V149H94V151H95ZM102 150H104V149H102ZM108 150H110V148H108ZM116 150H117V149H116ZM157 150H158V149H157ZM165 150H166V149H165ZM173 150H175V148H174ZM178 150H182V149H178ZM193 150H194V148H193ZM201 150H202V149H201ZM218 150H219V149H218ZM224 150H225V148H224ZM243 150H244V149H243ZM245 150H246V149H245ZM251 150H252V149H251ZM43 151H44V150H43ZM88 151H89V150H88ZM147 151H148V150H147ZM184 151L187 152L188 150H184ZM184 151H182V152H184ZM196 151H197V150H196ZM196 151H195V152H196ZM203 151H205V150H203ZM203 151H202L201 153H203ZM227 151H228V150H227ZM260 151H261V150H260ZM27 152H28V151H27ZM58 152H59V150H58ZM76 152H77V150H75V149H73V148H64V149H63V157H62L63 160H62V162L59 163V164H54L53 167L50 169V171H47V174L50 172V173H52V175H56V177L52 176V178H59V179H60V177H61V175H62L63 173H66V174H67V173L71 172L72 170H74V169H75L76 156H77V155H76V154H77ZM97 152H98V151H97ZM166 152H167V151H166ZM177 152H178V151H177ZM189 152H188V153H189ZM192 152H193V151H192ZM207 152H208V149H207ZM209 152H210V151H209ZM213 152H214V151H213ZM219 152H220V151H219ZM230 152H231V151H230ZM248 152H249V151H248ZM52 153H53V152H52ZM55 153H56V152H55ZM100 153H102V152H100ZM106 153H107V152H106ZM149 153H150V152H149ZM174 153H175V152H173V154H174ZM205 153H206V152H205ZM227 153H228V152H227ZM227 153H225V154H227ZM243 153H244V152H243ZM257 153H258V152H257ZM260 153H261V152H260ZM18 154H19V153H18ZM22 154H24V153H22ZM44 154H45V153H44ZM50 154H51V153H50ZM57 154H58V153H57ZM57 154H56V155H57ZM103 154H104V152H103ZM107 154L109 155L110 153H107ZM141 154H142V153H141ZM141 154H140V155H141ZM151 154H152V153H151ZM165 154H166V153H165ZM173 154H172V155H173ZM190 154H191V153H190ZM198 154H199V153H197V155H198ZM206 154H207V153H206ZM223 154H224V151H223ZM234 154H236V153L234 152ZM238 154H239V152H238ZM244 154H245V153H244ZM6 155H7V154H6ZM54 155H55V154H54ZM101 155H102V154H101ZM114 155H115V154H114ZM133 155H134V154H133ZM135 155H137V154H135ZM174 155H175V157H176V154H174ZM200 155H201V154H200ZM202 155H203V154H202ZM209 155L211 156V153H209ZM216 155H217V153H215V156H216ZM231 155H233V154H231ZM246 155H247V154H246ZM43 156H44V155H43ZM112 156H113V155H112ZM128 156H129V155H128ZM148 156H149V154H148ZM160 156H161V155H160ZM185 156H187V155H185ZM204 156H205V155H204ZM219 156H220V155H219ZM224 156H225V155H224ZM229 156H230V155H229ZM233 156H234V155H233ZM237 156H238V155H237ZM237 156H236V157H237ZM239 156H240V154H239ZM242 156H243V155H242ZM251 156H252V155H251ZM3 157H4V156H3ZM53 157H54V156H53ZM58 157H59V156H58ZM58 157H57V158H58ZM118 157H119V156H118ZM121 157H122V156H121ZM121 157H120L119 159H121ZM124 157H125V156H124ZM178 157H179V156H178ZM211 157H212V156H211ZM221 157H222V155H221ZM226 157H228V156H225V158H226ZM236 157H235V158H236ZM240 157H241V156H240ZM240 157H239V158H240ZM18 158H19V157H18ZM28 158H29V157H28ZM41 158H42V157H41ZM43 158H44V157H43ZM49 158H50V157H49ZM82 158H83V157H82ZM95 158H96V157H95ZM141 158H142V157H141ZM143 158H144V157H143ZM145 158H146V157H145ZM149 158H151V157H149ZM213 158H214V157H212V159H213ZM231 158H232V156L230 157V161H231ZM239 158H237V161L239 160ZM251 158H252V157H251ZM254 158H255V157H254ZM263 158H264V156H263ZM1 159H2V158H1ZM29 159H30V158H29ZM47 159H48V158H47ZM84 159H85V158H84ZM106 159H107V158H106ZM106 159H105V160H106ZM122 159H123V158H122ZM124 159H125V158H124ZM151 159H153V158H151ZM161 159H162V161H164V160H163L164 158H161ZM205 159H206V157H205ZM241 159H242V158H241ZM252 159H253V158H252ZM252 159H251V161H253ZM261 159H262V158H261ZM44 160L46 161V159H44ZM157 160H158V159H157ZM192 160H193V159H192ZM202 160H204V159H202ZM256 160H257V159H256ZM19 161H20V160H19ZM87 161H88V160H87ZM95 161H96V160H95ZM107 161H108V159H107ZM150 161H151V160H150ZM169 161H170V160H169ZM182 161H183V160H182ZM214 161H215V160H214ZM225 161L228 162V160H225ZM233 161H234V160H233ZM233 161H232V162H233ZM259 161H260V160H259ZM263 161H264V160H263ZM17 162H18V161H17ZM21 162H23V161H20V162H19V166H20V163H21ZM34 162H35V161H34ZM52 162H53V161H52ZM83 162H84V161H83ZM113 162H114V161H113ZM113 162H112V163H113ZM138 162H139V161H138ZM151 162H152V161H151ZM154 162H156V161L154 160ZM171 162H172V161H171ZM193 162H194V161H193ZM195 162H196V161H195ZM210 162H211V161H210ZM240 162H241V161H240ZM240 162H239V163H240ZM255 162H256V161H255ZM257 162H258V161H257ZM32 163H33V162H32ZM54 163H55V162H54ZM88 163H89V162H88ZM115 163H116V162H115ZM119 163H120V162H119ZM165 163H166V162H165ZM174 163H175V162H174ZM216 163H217V162H216ZM243 163H244V161L241 162V164H243ZM258 163H259V162H258ZM36 164H37V163H36ZM46 164H47V163H46ZM121 164H122V163H121ZM121 164H119V165L121 166ZM123 164H124V163H123ZM130 164H132V163L130 162ZM180 164H181V163H180ZM183 164H184V163H183ZM187 164H188V163H187ZM187 164H186V165H187ZM193 164H194V163H193ZM196 164H197V163H196ZM228 164H230V162H229ZM236 164H237V163H236ZM253 164H254V163H253ZM261 164H262V163H261ZM31 165H34V164H31ZM44 165H45V164H44ZM85 165L87 166V164H85ZM102 165H103V164H102ZM141 165H142V164H140V166H141ZM151 165H152V164H149V166H151ZM178 165H179V164H178ZM184 165H185V164H184ZM184 165H182V167H183ZM190 165H191V163H190ZM194 165H195V164H194ZM232 165H233V164L231 163V165H229V166L231 167ZM237 165H238V164H237ZM14 166H15V164H14ZM108 166H109V165H108ZM149 166H147V167H149ZM152 166H153V165H152ZM155 166H156V165H155ZM187 166H189V165H187ZM198 166H201V165H198ZM239 166H240V165H239ZM246 166H247V165H246ZM16 167H17V166H16ZM87 167H89V166H87ZM103 167H104V166H103ZM105 167H107V166H105ZM131 167H133V166H131ZM138 167H139V166H138ZM142 167H143V166H141L140 168H142ZM171 167H172V166H171ZM171 167H170V168H171ZM176 167H177V165L175 166V168H176ZM236 167H237V166L235 165L234 168H236ZM240 167H241V166H240ZM249 167H250V166H249ZM2 168H3V167H2ZM38 168H40V167L38 166ZM113 168H114V167H113ZM156 168H157V167H156ZM177 168H178V167H177ZM179 168H180V167H179ZM187 168H188V167H187ZM194 168H195V167H194ZM199 168H200V167H199ZM0 169H1V168H0ZM45 169H46V168H45ZM93 169H94V170H97L98 168H96V169L93 168ZM106 169H107V168H106ZM114 169H115V168H114ZM133 169H134V168H133ZM145 169H146V168H145ZM162 169H163V168H162ZM183 169H184V168H183ZM242 169H243V168H242ZM1 170H2V169H1ZM8 170H11V169H8V167H7V171H8ZM41 170H42V169H41ZM86 170H87V168H86ZM88 170H89V169H88ZM122 170H123V169H122ZM122 170H121V171H122ZM146 170H148V168H147ZM146 170H145V172H146ZM149 170L152 171L151 169H149ZM157 170H158V169H157ZM165 170H166V169H165ZM165 170H162V171L164 172ZM179 170H181V169H179ZM185 170H186V167H185ZM185 170H184V172H187V171H185ZM209 170H210V169H209ZM256 170H257V169H256ZM259 170H260V169H259ZM5 171H6V169H5ZM76 171H77V170H76ZM92 171H93V170H92ZM92 171H91V172H92ZM113 171H114V170H113ZM126 171H127V170H126ZM142 171H144V170H142ZM154 171H155V170H154ZM176 171H177V170H176ZM189 171H190V170H189ZM205 171H206V170H204V169H197V170L195 169V170H193L192 172H190V175H189V173H187L188 175H187L186 177L189 176L188 178H190L192 182L190 181V183H189L187 180H186L187 182H186V181H184V182L187 183L186 185H188V183H189L190 185H196V186L199 187V186L204 182V180H205V178H206V176H207V173H206ZM212 171H213V170H212ZM215 171H216V170H215ZM245 171H246V170H245ZM37 172H38V169H37ZM99 172H101L100 169H99ZM106 172H107V171H106ZM136 172H137V171H136ZM152 172H153V171H152ZM159 172H160V171H159ZM169 172H170V171H169ZM182 172H183V171H182ZM207 172H208V171H207ZM216 172H217V171H216ZM233 172H234V171H233ZM249 172H250V171H249ZM22 173H23V172H22ZM22 173H21V174H22ZM43 173H44V172H43ZM87 173H88V172H87ZM102 173H103V172H102ZM102 173H101V174H102ZM107 173H108V172H107ZM123 173H124V172H123ZM143 173H144V172H143ZM173 173H174V172H173ZM208 173H209V172H208ZM11 174H12V173H11ZM21 174H20V175H21ZM23 174H24V173H23ZM35 174H36V173H35ZM45 174H46V173H45ZM101 174H100V176H101ZM103 174L105 175V173H103ZM121 174H122V173H121ZM139 174H140V173H139ZM146 174H147V173H146ZM146 174H145V176H146ZM155 174H156V173H155ZM161 174H162V173H161ZM183 174H184V173H183ZM213 174H214V173H213ZM216 174H217V173H216ZM249 174H250V173H249ZM5 175H6V174H5ZM5 175H4V176H5ZM14 175H15V174H14ZM67 175H68V174H67ZM91 175H93V174H91ZM94 175H95V174H94ZM109 175H110V174H109ZM124 175H125V174H124ZM158 175H160V174H158ZM163 175H164V173H163ZM179 175H180V173H179ZM179 175H178V176H179ZM25 176H26V175H25ZM41 176H42V175H41ZM47 176H48V175H47ZM96 176H98V175H96ZM112 176H113V175H112ZM112 176H111V177H112ZM115 176H116V175H115ZM137 176H138V175H137ZM139 176H141V175H139ZM139 176H138V177H139ZM143 176H144V175H143ZM160 176L162 177V175H160ZM166 176H167V174H166ZM182 176H183V175H181V177H182ZM208 176H209V175H208ZM29 177H30V176H29ZM37 177H38V176H37ZM101 177H102V176H101ZM103 177H104V176H103ZM149 177H151V176H149ZM153 177H154V176H153ZM156 177H157V176H156ZM158 177H159V176H158ZM163 177H164V176H163ZM174 177H175V176H174ZM5 178H6V177H5ZM13 178H14V177H13ZM26 178H27V177H26ZM48 178H49V177H48ZM50 178H51V177H50ZM77 178H78V177H77ZM83 178H84V177H83ZM90 178H91V177H90ZM92 178H93V176H92ZM97 178H99V177H97ZM97 178H95V179L97 180ZM108 178H109V177H108ZM115 178H116V177H115ZM125 178H126V177H125ZM127 178H128V177H127ZM131 178H133V177H131ZM131 178H129V179H131ZM151 178H152V177H151ZM166 178H167V177H166ZM9 179H10V178H9ZM11 179H12V178H11ZM70 179H71V178H70ZM103 179H105V177L102 178V180H103ZM112 179H113V178H112ZM118 179H120V178H118ZM129 179H127V181H128ZM137 179H138V178H137ZM146 179H148V178H146ZM153 179H154V178H153ZM159 179H160V178H159ZM159 179L157 180V179L155 178V180H157V182L159 181ZM175 179H177V177H175ZM180 179H181V178H180ZM190 179H189V180H190ZM211 179H212V178H211ZM221 179H222V178H221ZM0 180H1V179H0ZM21 180H22V178H21ZM74 180H75V179H74ZM78 180H79V179H78ZM93 180H94V179H93ZM100 180H101V179H100ZM102 180H101V181H102ZM113 180H114V179H113ZM113 180H111V182H112ZM116 180H117V179H116ZM116 180H114V181H116ZM125 180H126V179H125ZM125 180H124V181H125ZM132 180H133V179H132ZM160 180L162 181V179H160ZM167 180H169V179H167ZM183 180H185V179H183ZM11 181H12V180H11ZM70 181H71V180H70ZM81 181H82V180H81ZM87 181H88V180H87ZM90 181H91V180H90ZM101 181H100V182H101ZM104 181H105V180H104ZM104 181H103V182H104ZM117 181H118V180H117ZM130 181H131V180H130ZM130 181H129V182H130ZM151 181H152V179H151ZM153 181H154V180H153ZM174 181H175V180H174ZM181 181H182V180H181ZM6 182H7V179H6ZM6 182L4 181V182L2 183V185H3V184H6ZM18 182H20V181H18ZM37 182H38V181H37ZM41 182H42V179H41ZM44 182H45V181H44ZM61 182H62V181H61ZM68 182H69V181H68ZM73 182H74V181H73ZM83 182H84V181H83ZM85 182H86V181H85ZM91 182H92V181H91ZM107 182H108V181H107ZM111 182H108V183H111ZM118 182H119V181H118ZM121 182L124 183V182H123V179H122ZM138 182H139V180H138ZM146 182H147V181H146ZM154 182H155V181H154ZM154 182H153V183H154ZM166 182H167V181H166ZM166 182L164 181L163 183H166ZM176 182H177V181H176ZM222 182H223V180H222ZM222 182H220L219 184H221ZM237 182H238V181H237ZM237 182H235V183L237 184ZM7 183H8V182H7ZM15 183H16V182H15ZM47 183H48V182H47ZM71 183H72V182H71ZM71 183H70V184L68 183L67 185H71ZM93 183H95V182H93ZM97 183H98V181H97ZM97 183H95V184H97ZM114 183H115V182H114ZM116 183H117V182H116ZM134 183H135V181H134ZM134 183H133V184H134ZM139 183H140V182H139ZM143 183H144V181H143ZM159 183H160V182H159ZM159 183H158V184H159ZM171 183H172V182H171ZM178 183H180V181H179ZM263 183H264V182H263ZM9 184H10V183H9ZM13 184H14V183H13ZM25 184L27 185L26 182H25ZM42 184H43V183H42ZM42 184H41V185H42ZM78 184H79V183H78ZM78 184H77V185H78ZM80 184H81V183H80ZM87 184H88V182H87ZM91 184H92V183H91ZM104 184H105V182H104ZM117 184H118V183H117ZM130 184H132V183H129V186H130ZM141 184H142V183H141ZM146 184L149 185L148 183H146ZM146 184H143V186L146 185ZM154 184H156V182H155ZM158 184H157V185H158ZM160 184H161V183H160ZM167 184H168V183H167ZM180 184H182V182H181ZM183 184H184V183H183ZM223 184H224V183H223ZM2 185H1V186H2ZM10 185H11V184H10ZM17 185H18V184H17ZM26 185H25V187H26ZM59 185H60V183H59ZM89 185H90V184H89ZM110 185H111V184H110ZM112 185H113V184H112ZM112 185H111V186H112ZM122 185H123V184H122ZM126 185H127V184H126ZM150 185H151V184H150ZM161 185H162V184H161ZM165 185H166V184H165ZM173 185H174V183H173ZM36 186H37V185H36ZM39 186H40V185H39ZM71 186H72V185H71ZM102 186H103V184H102ZM108 186H109V185H108ZM117 186H118V185H117ZM120 186H121V185H120ZM134 186H137V185H134ZM154 186H155V185H154ZM168 186H169V185H167V187H168ZM170 186H171V185H170ZM170 186H169V187H170ZM179 186H180V185H179ZM188 186H189V185H188ZM221 186H224V185L221 184ZM260 186H261V185H260ZM2 187H4V186H2ZM9 187H11V186H9ZM14 187H15V186H14ZM67 187H68V186H67ZM78 187H79V186H78ZM81 187H82V186H81ZM92 187H93V185H92ZM96 187H97V186H96ZM104 187H105V186H104ZM114 187H115V186H113L112 188H114ZM118 187H119V186H118ZM137 187H138V186H137ZM146 187H147V186H146ZM151 187H152V186H151ZM151 187H150V190H151ZM157 187H158V186H157ZM160 187H162V186H160ZM165 187H166V186H165ZM165 187H164V189H162V190H164V191H165L164 193L166 194V189H165ZM191 187H192V186H191ZM193 187H194V186H193ZM234 187H235V185H234ZM20 188H21V187H20ZM69 188H70V187H69ZM76 188H77V187H76ZM124 188H126V187L124 186ZM139 188H140V187H139ZM139 188H138V189H139ZM155 188H156V186H155ZM162 188H163V187H162ZM170 188H171V187H170ZM170 188H169V189H170ZM215 188H216V187H215ZM215 188H214L213 190H215V192H216V189H215ZM1 189H2V188H1ZM28 189H29V188H28ZM74 189H75V188H74ZM74 189H73V190H74ZM94 189H95V188H94ZM97 189H98V188H97ZM97 189H96V190H97ZM108 189H109V187H108ZM116 189H117V188H116ZM119 189H120V188H119ZM121 189H122V188H121ZM127 189H128V188H127ZM135 189H136V188H135ZM142 189H143L142 191L145 190V193H146V189H145V188H142ZM172 189H173V188H172ZM176 189H177V187H176ZM179 189H180V188H179ZM179 189H178V190H179ZM193 189H194V188H193ZM198 189H199V188H198ZM210 189H211V187H210ZM210 189H209V190H210ZM255 189L257 190V189H259V188H255ZM5 190H6V189H5ZM13 190H14V189H13ZM32 190H33V188H32ZM32 190H30V191H32ZM71 190H72V189H71ZM85 190H86V189H85ZM85 190L82 189V191H85ZM104 190H105V189H104ZM112 190H113V189H112ZM122 190H124V189H122ZM130 190H131V189H130ZM133 190H134V189H133ZM139 190H140V189H139ZM148 190H149V189H148ZM148 190H147V191H148ZM153 190H155L154 187H153ZM158 190L161 191V192H163L160 188H158ZM158 190H157V191H158ZM174 190H175V189H174ZM183 190H185V191L188 190V188H187V186H185V184L183 185ZM189 190H191V189H189ZM259 190H260V189H259ZM78 191H79V189H78ZM80 191H81V190H80ZM108 191H109V190H108ZM118 191H119V190H118ZM126 191H127V190H125V192H126ZM134 191H136V190H134ZM159 191H158V192H159ZM203 191H204V190H203ZM257 191H258V190H257ZM257 191H256L255 193H257ZM260 191H261V190H260ZM1 192L3 193L2 190H1ZM5 192H6V191H5ZM18 192H19V191H18ZM20 192H21V191H20ZM27 192H28V191H27ZM33 192H34V191H33ZM35 192H36V191H35ZM43 192H44V191H43ZM55 192H56V194H57L58 197L63 198V197H65V196L68 194V189H67L66 187H64V186H58V187L56 186V188H55ZM88 192H89V191H88ZM113 192H114V191H113ZM125 192H123V193H125ZM132 192H133V191H132ZM148 192H149V191H148ZM151 192H152V191H151ZM158 192H157V194H158ZM169 192H170V190H169ZM175 192H176V190H175ZM175 192H174V193H175ZM179 192H180V191H179ZM183 192H184V191H183ZM195 192H196V191H195ZM229 192H230V191H229ZM261 192H262V191H261ZM29 193H30V192H29ZM36 193H37V192H36ZM72 193H73V192H72ZM74 193H75V192H74ZM79 193H80V192H79ZM79 193H77V194H79ZM85 193H86V191H85ZM92 193H93V192H92ZM99 193H100V192H99ZM110 193L112 194V192L109 191V194H110ZM115 193H116V190H115ZM139 193H140V192L138 191V194H139ZM149 193H150V192H149ZM153 193H154V192H153ZM155 193H156V191H155ZM164 193H162L161 195H163ZM167 193H168V192H167ZM225 193H228V192H225ZM255 193H254V195H255ZM258 193H259V191H258ZM258 193H257V194H258ZM0 194H1V193H0ZM4 194H5V193H4ZM4 194H3V195H4ZM13 194H14V193H13ZM25 194H26V193H25ZM48 194H49V193H47V196H48ZM56 194H55V195H56ZM77 194H76V195H77ZM80 194H81V193H80ZM106 194H107V193H106ZM106 194H104V195H106ZM117 194H118V193H117ZM130 194H132V193H130ZM159 194H160V193H159ZM168 194H169V193H168ZM176 194H177V193H176ZM182 194H183V193H182ZM188 194H189V193H188ZM191 194H192V193H191ZM210 194H211V191H210ZM210 194H209V195H210ZM218 194H220V193H218ZM250 194H251V193H250ZM262 194H263V192L260 193L261 197H262ZM20 195H21V194H20ZM22 195H23V194H22ZM26 195L28 196V194H26ZM30 195H32V194H30ZM40 195H41V193H40ZM93 195H94V194H93ZM93 195H92V197H93ZM101 195H103V194H101ZM118 195H119V194H118ZM118 195H116V196H118ZM122 195H123V194H122ZM132 195H136V196H137V194H132ZM132 195H131V196H132ZM139 195H140V194H139ZM154 195H156V194H153V196H154ZM170 195H171V194H169V197H170ZM173 195H175V194H173ZM225 195H226V194H225ZM230 195H232V192H230ZM251 195H252V194H251ZM260 195H259V196H260ZM13 196H14V195H13ZM27 196H26V197H27ZM73 196H74V195H73ZM73 196H72V198H73ZM80 196H81V195H80ZM83 196H84V198H83L82 200L87 199V198L90 196V194H89V196H88L87 198H85L86 194H84ZM107 196H108V195H107ZM127 196H129V194L126 195V197H127ZM145 196H146V194H145L144 196H142V198H144ZM150 196H152V195H150ZM153 196H152V197H153ZM157 196H158V195H157ZM163 196H164V195H163ZM179 196H180V194H179ZM179 196L177 195V197H179ZM184 196H185V195L183 194V197H184ZM199 196H200V195H199ZM221 196H222V195H221ZM235 196H236V195H235ZM6 197H7V196H6ZM8 197H9V196H8ZM10 197H11V196H10ZM10 197H9V198H10ZM48 197H49V196H48ZM81 197H82V196H81ZM111 197H112V195H111ZM113 197H114V196H113ZM147 197H149V196H147ZM152 197H151V198H152ZM173 197H175V196H173ZM177 197H176V198H177ZM180 197H181V196H180ZM251 197H252V196H251ZM11 198H14V197H11ZM29 198H30V197H29ZM31 198H32V197H31ZM33 198H34V196H33ZM52 198H53V197H52ZM79 198H80V197H79ZM96 198H97V195H96ZM103 198H106V196H104ZM117 198H119V197H117ZM127 198H128V197H127ZM137 198H138V196H137ZM153 198H154V197H153ZM155 198H157V197H155ZM163 198H164V197H163ZM165 198H166V196H165ZM176 198H175V199H176ZM185 198H187V196H186ZM185 198H184V199H185ZM200 198H203V197H200ZM220 198H221V197H220ZM225 198H227V197H225ZM231 198H232V196H231ZM256 198H258V197H256ZM0 199H1V198H0ZM7 199H8V198H7ZM35 199H36V198H35ZM39 199H40V198H39ZM57 199H58V198H57ZM70 199H71V198H70ZM91 199H92V198H91ZM111 199H112V198L108 199V200L110 201V204L113 203V202L111 203ZM115 199H116V198H115ZM120 199H121V198H120ZM122 199H123V198H122ZM139 199H140V198H139ZM146 199H147V198H146ZM168 199H169V198H168ZM168 199L166 198L167 201H168ZM178 199H179V198H178ZM243 199H244V198H243ZM31 200L33 201V199H31ZM37 200H38V198H37ZM74 200H75V199H74ZM76 200H78V198H77ZM80 200H81V199H80ZM89 200H90V199H89ZM92 200H93V199H92ZM112 200H114V199H112ZM129 200H130V199H129ZM152 200H153V199H152ZM152 200H151V201H152ZM156 200H159V201H160L159 197H158ZM161 200H162V199H161ZM164 200H165V199H164ZM201 200H202V199H201ZM10 201H11V200H10ZM12 201H13V200H12ZM12 201H11V202H12ZM27 201H28V200H27ZM100 201H101V199H100ZM100 201H98V202H100ZM120 201H123V200H120ZM120 201H119V202H120ZM138 201H139V200H138ZM141 201H143V200H141ZM151 201H149V202H151ZM194 201H195V200H194ZM194 201H193V202H194ZM204 201H206V198H205ZM219 201H221V200H219ZM225 201H226V200H225ZM230 201H231V200H230ZM242 201H243V200H242ZM2 202H4V201H2ZM2 202H1V203H2ZM40 202H41V199H40ZM66 202H67V200H66ZM80 202H81V201H80ZM89 202H90V201H89ZM94 202L96 203V200H95ZM105 202H106V201H105ZM115 202L118 203V199H117ZM130 202L133 203L132 201H130ZM153 202H154V200H153ZM162 202H163V201H162ZM168 202H170V201H168ZM168 202H167V203H168ZM172 202H173V200H172ZM177 202H179V201H177ZM183 202H184V201H183ZM187 202H188V201H187ZM187 202H186V203H187ZM240 202H241V201H240ZM253 202H254V201H253ZM256 202H257V201H256ZM260 202H261V201H260ZM13 203H14V202H13ZM47 203H48V202H47ZM47 203H46V204H47ZM53 203H54V202H53ZM59 203H60V202H59ZM63 203H64V202H63ZM63 203H62V204H63ZM70 203H71V201H70ZM101 203H102V202H101ZM103 203H104V201H103ZM106 203H107V202H106ZM139 203H140V202H139ZM141 203H142V202H141ZM163 203H164V202H163ZM224 203H225V202H224ZM228 203H229V202H228ZM254 203H255V202H254ZM3 204H4V206H5V202H4ZM7 204H9V203H7ZM7 204H6V205H7ZM43 204H44V203H43ZM43 204H42V205H43ZM72 204H73V203H72ZM78 204H79V202H78ZM83 204H84V203H83ZM83 204H82V205H83ZM85 204L87 205V202H85ZM85 204H84V205H85ZM97 204H98V203H97ZM104 204H105V203H104ZM110 204H109V205H110ZM113 204H114V203H113ZM113 204H112V205H113ZM142 204H143V203H142ZM161 204H162V203H161ZM165 204H166V202H165ZM198 204H199V203H198ZM262 204H263V203H262ZM0 205H1V204H0ZM24 205H25V204H24ZM49 205H50V203H49ZM74 205H75V204H74ZM76 205H77V204H76ZM76 205H75V207H77ZM95 205H96V204H95ZM127 205H128V204H127ZM155 205L157 206L158 204H155ZM155 205H154V207H155ZM176 205H177V204L175 203V206H176ZM183 205H184V204H183ZM254 205H255V204H254ZM257 205H258V204H257ZM4 206H2V207H4ZM11 206H12V205H11ZM22 206H23V205H22ZM26 206H27V205H26ZM67 206H68V205H67ZM92 206H93V205H92ZM113 206H114V205H113ZM113 206H112V207H113ZM123 206H124V204H123ZM135 206H136V205H135ZM137 206H138V205H137ZM161 206H162V205H161ZM173 206H174V205H173ZM175 206H174V207H175ZM185 206H186V204H185ZM260 206H261V205H260ZM0 207H1V206H0ZM23 207H24V206H23ZM46 207H47V206H46ZM46 207H44V208H46ZM54 207H55V206H54ZM62 207H63V206H62ZM65 207H66V206H65ZM70 207H72V205H71ZM88 207H89V204H88ZM139 207H140V206H139ZM154 207H153V208H154ZM162 207H163V206H162ZM170 207H172V206L169 205V206L167 207V209H169ZM174 207H173V209H174ZM183 207H184V206H183ZM187 207H188V206H187ZM253 207H254V206H253ZM255 207H256V205H255ZM262 207H263V206H262ZM6 208H7V207H6ZM20 208H21V207H20ZM27 208H28V206H27ZM27 208H26L25 210H27ZM35 208H36V207H35ZM35 208H33V209H35ZM41 208H42V207H40V209H41ZM60 208H61V207H60ZM80 208H81V206H80ZM85 208H86V207H85ZM91 208H92V207H91ZM94 208H96V207L94 206ZM107 208H108V207H107ZM113 208H114V207H113ZM119 208H120V207H119ZM129 208H130V207H129ZM129 208H128V209H129ZM141 208L144 209V207H141ZM146 208H148V206H147ZM153 208H151V209H153ZM156 208H157V207H156ZM165 208H166V207H165ZM176 208H177V207H176ZM189 208H190V207H189ZM189 208H188V209H189ZM196 208H197V207H196ZM231 208H232V207H231ZM247 208H248V206H247ZM258 208H259V207H258ZM4 209H5V208H4ZM4 209L2 208V211H3V212H4ZM12 209H13V208H12ZM18 209H19V208H18ZM28 209H30V208H28ZM55 209H56V208H55ZM64 209H65V208H64ZM69 209H70V208H69ZM69 209H68V210H69ZM71 209H72V208H71ZM71 209H70V211H71ZM73 209H74V208H73ZM87 209H88V208H87ZM92 209H93V208H92ZM92 209H91V210H92ZM98 209H99V208H98ZM98 209H97V210H98ZM111 209H112V208H111ZM117 209H118V208H117ZM117 209H115V210H117ZM143 209H141V210L143 211ZM180 209H181V207H180ZM180 209H179V210H180ZM184 209H185V208H184ZM188 209H187V210H188ZM253 209H255V208H253ZM15 210L17 211V209H15ZM25 210H24V211H25ZM30 210H31V209H30ZM37 210H38V209H37ZM43 210H45V209H43ZM60 210H61V209H60ZM85 210H86V209H85ZM95 210H96V209H95ZM121 210L123 211V209H121ZM124 210H125V209H124ZM138 210H139V209H138ZM141 210L139 211V213L141 212ZM149 210H150V209H149ZM160 210H161V209H160ZM198 210H199V209H198ZM244 210H245V209H244ZM9 211H10V210H9ZM52 211H53V209H52ZM56 211H57V210H56ZM81 211H84V210H81ZM88 211L90 212V209H89ZM100 211H101V209H100ZM106 211H107V210H106ZM113 211H114V210H113ZM161 211H162V210H161ZM177 211H178V210H177ZM235 211H237V210H235ZM235 211H234V213H235ZM238 211H239V210H238ZM248 211H249V209H248ZM255 211H257V210H255ZM262 211H263V210H262ZM25 212H26V211H25ZM42 212H43V211H42ZM67 212H69V211H67ZM72 212H73V211H72ZM75 212H77V211H75ZM75 212H73V213L75 214ZM85 212H86V211H85ZM95 212H96V211H95ZM110 212H111V211H109V213H110ZM123 212H124V211H123ZM145 212H146V211H145ZM145 212H144V213H145ZM150 212H151V211H150ZM150 212H149V213H150ZM153 212H154V211H153ZM158 212H159V211H158ZM164 212H165V211H164ZM164 212H163V213H164ZM191 212H192V210H191ZM251 212H252V211H251ZM1 213H2V212H1ZM13 213H15V212H13ZM20 213H23V212H20ZM27 213H28V212H27ZM46 213H47V212H46ZM58 213H59V212H58ZM63 213H64V211H63ZM73 213H72V214H73ZM83 213H84V212H83ZM93 213H94V209H93ZM98 213H99V212H98ZM101 213H102V212H101ZM103 213H104V210H103ZM103 213H102V214H103ZM114 213H115V211H114L113 213H111V214L114 215ZM118 213H119V215H120V212H118ZM128 213H129V212H128ZM147 213H148V212H147ZM168 213H169V212H168ZM171 213H172V212H170V214H171ZM186 213H187V212H186ZM239 213H240V212H239ZM239 213H238V214H239ZM244 213H245V212H244ZM9 214H10V213H9ZM23 214H26V213H23ZM29 214H30V213H29ZM36 214H37V213H36ZM42 214H43V213H42ZM42 214H40V215H42ZM48 214H49V213H48ZM53 214H54V213H53ZM55 214H56V212H55ZM79 214H82V213H79ZM87 214H88V213H87ZM87 214H84V216L87 215ZM102 214H101V215H102ZM115 214H116V213H115ZM136 214H137V212L134 213V215H136ZM152 214H154V213H152ZM161 214H162V213H161ZM184 214H185V213H184ZM231 214H232V212H231ZM242 214H243V213H242ZM245 214H247V213H245ZM251 214H252V213H251ZM251 214H250V215H251ZM26 215H27V214H26ZM26 215H24V216H26ZM38 215H39V213H38ZM38 215H37V216H38ZM40 215H39V216H40ZM43 215H44V214H43ZM43 215H42L41 217H43ZM91 215H92V214H91ZM108 215H109V214H108ZM121 215H122V214H121ZM131 215H132V214H131ZM137 215H138V214H137ZM142 215H144V214H142ZM142 215L140 214V216H142ZM146 215H147V214H146ZM150 215H151V213H150ZM180 215H181V214H180ZM180 215H179V217H180ZM248 215H249V214H247V216H248ZM13 216H14V215H13ZM15 216H16V215H15ZM15 216H14V217H15ZM20 216H21V214H20ZM20 216H19V217H20ZM28 216H29V215H28ZM28 216H26V217H28ZM31 216H32V214H31ZM33 216H35V215H33ZM39 216H38V217H39ZM44 216H45V215H44ZM47 216H48V215H47ZM53 216H54V215H53ZM58 216H59V215H58ZM78 216H79V215H78ZM80 216H81V215H80ZM80 216H79V217H80ZM96 216L98 217V215H96ZM109 216H111V215H109ZM148 216H149V215H148ZM158 216H159L158 220H159V219H162V218H160V214H159ZM171 216H172V215H171ZM185 216H186V215H185ZM224 216L226 217L225 214H224ZM239 216H241V215L239 214ZM239 216H236L235 218H237V217H239ZM242 216H244V214H243ZM242 216H241V217H242ZM261 216H262V215H261ZM35 217H36V216H35ZM61 217H64V216H61ZM71 217H73V216H71ZM86 217H89V218H90V216H86ZM93 217H94V215H93ZM106 217H107V216H106ZM121 217H122V216H121ZM121 217H120V219H121ZM123 217H124V216H123ZM128 217H130V216H128ZM137 217H138V216H137ZM142 217H143V216H142ZM149 217H150V216H149ZM156 217H157V215H156ZM164 217H165V216H164ZM176 217H177V216H176ZM179 217H178V218H179ZM244 217H245V216H244ZM251 217H252V216H251ZM256 217H257V216H256ZM262 217H263V216H262ZM262 217H260V218H262ZM2 218H3V217H2ZM7 218H8V217H7ZM32 218H33V217H32ZM49 218H51V217L49 216ZM82 218H83V216H82ZM100 218H101V217H100ZM100 218H98V219H100ZM115 218H116V217H115ZM125 218H126V216H125ZM153 218H155V217H153ZM153 218H151V219L153 220ZM170 218H171V217H170ZM182 218H183V217H182ZM182 218H181V219H182ZM0 219H1V218H0ZM5 219H6V218L4 217V220H5ZM13 219H14V218H13ZM17 219H18V218H16L15 220H17ZM29 219H30V217H29ZM33 219H35V218H33ZM37 219H38V218H37ZM39 219H40V218H39ZM46 219H48V218H46ZM52 219H53V218H52ZM73 219H74V218H73ZM87 219H88V218H87ZM95 219H96V218H95ZM106 219H108V221H109L110 217H108V218H106ZM111 219H112V217H111ZM120 219H119L118 221L121 222L122 220H120ZM122 219H124V218H122ZM129 219H130V218H129ZM139 219L142 220L143 218H142V219L139 218ZM146 219H147V218H146ZM146 219H145V220H146ZM165 219H167V218H165ZM188 219H189V218H188ZM223 219H224V218H223ZM223 219H222V216H219L217 221L219 222V221H222ZM242 219H243V218H242ZM245 219L247 220L248 218H245ZM251 219H252V218H251ZM251 219H250V220H251ZM22 220H23V218H22ZM26 220H27V219H26ZM30 220H31V219H30ZM63 220H64V219H63ZM66 220H67V219H66ZM66 220H65V221H66ZM82 220H83V219H82ZM92 220H94V219H92ZM113 220H114V219H113ZM124 220H126V219H124ZM140 220H139V221H140ZM145 220H144V222H145ZM171 220H172V219H171ZM174 220H175V219H174ZM224 220H225V219H224ZM240 220H241V219H240ZM263 220H264V218H263ZM24 221H25V220H23V222H24ZM27 221H28V220H27ZM40 221H41V220H40ZM40 221H39V222H40ZM61 221H62V220H61ZM86 221H87V220H86ZM90 221H91V220H90ZM94 221L96 222L97 219L94 220ZM99 221H100V220H99ZM102 221H103V220H102ZM106 221H107V220H106ZM108 221H107V222H108ZM126 221H127V220H126ZM132 221H133V220H132ZM134 221H135V217H134ZM163 221H165L164 218H163ZM166 221H167V220H166ZM178 221H179V220H178ZM180 221H181V220H180ZM180 221H179V222H180ZM187 221H188V220H187ZM190 221H191V220H190ZM225 221H226V220H225ZM243 221H244V219H243ZM256 221H257V220H256ZM2 222H3V221H2ZM5 222H6V220H5ZM11 222H12V221H11ZM44 222H45V221H44ZM49 222H51V220H50ZM57 222H58V221H57ZM92 222H93V221H92ZM103 222H104V221H103ZM109 222H110V224H111V221H109ZM114 222H115V221H114ZM137 222H138V221H137ZM150 222H151V220H150ZM156 222H158V221H156ZM156 222H155V223H156ZM161 222H162V221H161ZM171 222H172V221H171ZM203 222H204V221H203ZM244 222H246V221H244ZM249 222H250V221H249ZM249 222H248V223H249ZM251 222H252V221H251ZM260 222H261V221H260ZM263 222H264V221H263ZM6 223H7V222H6ZM9 223H10V222H9ZM25 223L27 224V222H25ZM32 223H33V222H32ZM52 223H53V221H52ZM68 223H69V222H68ZM78 223H79V222H78ZM81 223H83V221H82ZM86 223H87V222H86ZM98 223H99V222H98ZM100 223H101V222H100ZM112 223H113V222H112ZM117 223H118V222H117ZM128 223H130V222H128ZM135 223H136V222H135ZM145 223H146V222H145ZM152 223H153V222H152ZM158 223H159V222H158ZM169 223H170V222H169ZM180 223H181V222H180ZM204 223H205V222H204ZM212 223H213V222H212ZM216 223H217V222H216ZM237 223H238V221H237L235 224H237ZM240 223H241V221H240ZM255 223H256V222H255ZM2 224H3V223H2ZM14 224H15V223H14ZM18 224L21 225V223H18ZM22 224H24V223H22ZM33 224H34V223H33ZM70 224H71V223H69V225H70ZM90 224H91V222H90ZM90 224H87V225H90ZM126 224H127V222H126ZM138 224H139V223H138ZM161 224H162V223H161ZM164 224H165V222H164ZM164 224H163V225H164ZM177 224H178V223H177ZM199 224H200V223H199ZM205 224H206V223H205ZM209 224H210V223H209ZM213 224H215V222H214ZM219 224H220V223H218V227L221 228V227L219 226ZM242 224H246V223H242ZM252 224H253V222H252ZM8 225H9V224H8ZM30 225L33 226L31 223H30ZM48 225H49V224H48ZM50 225H52V224H50ZM56 225H57V224H56ZM56 225H54V226L56 227ZM79 225H80V224H79ZM82 225H84V224H82ZM93 225H95V224L93 223ZM105 225H106V224H105ZM113 225H114V224H113ZM118 225H119V223L117 224V226H118ZM122 225H123V224H121V227H122ZM133 225H135V224H133ZM159 225H160V224H159ZM173 225H174V223H173ZM173 225H171V226H173ZM184 225H185V224H184ZM190 225H191V224H190ZM220 225H221V224H220ZM224 225H225V222H224ZM250 225H251V223L249 224V226H250ZM260 225H261V224H260ZM263 225H264V224H263ZM10 226H11V224H10ZM10 226H9V227H10ZM21 226H22V225H21ZM31 226H30V227H31ZM57 226H58V225H57ZM64 226H65V224H64ZM67 226H68V225H67ZM70 226H71V225H70ZM70 226H69V227H70ZM96 226H97V225H96ZM110 226H111V225H110ZM117 226H116V227H117ZM124 226H125V225H124ZM127 226H128V224H127ZM145 226H146V225H144V227H145ZM155 226L157 227V224H155ZM155 226L152 225V227H154V228H155ZM164 226H165V225H164ZM193 226H194V225H193ZM221 226H223V224H222ZM242 226H243V225H242ZM254 226H255V225H254ZM11 227H12V226H11ZM11 227H10V228H11ZM16 227H17V229H18V226H16ZM19 227H20V226H19ZM22 227L25 228V226H22ZM22 227H21V228H22ZM26 227H27V225H26ZM41 227H42V226H41ZM41 227H40V228H41ZM51 227H52V226H51ZM55 227H53V228H55ZM58 227H59V226H58ZM83 227H84V226H83ZM108 227H109V226H108ZM112 227H114V226H112ZM116 227H115V228H116ZM128 227H129V226H128ZM128 227H127V228H128ZM134 227H135V226H134ZM144 227H143V228H144ZM166 227H167V224H166ZM168 227H169V226H168ZM182 227H183V225H182ZM184 227H185V226H184ZM191 227H192V226H191ZM191 227H190V228H191ZM194 227H195V226H194ZM208 227H209V226H208ZM211 227H212V225H211ZM211 227H210V228H211ZM238 227H239V226H238ZM6 228H7V227H6ZM21 228H20V229H21ZM31 228H32V227H31ZM38 228H39V227H38ZM40 228H39V229H40ZM65 228H66V227H65ZM67 228H68V227H67ZM70 228H71V227H70ZM70 228H69V229H70ZM90 228H91V227H90ZM103 228H104V227H103ZM103 228H102V229H103ZM109 228H110V227H109ZM135 228H136V227H135ZM135 228H134V229H135ZM143 228H142V229H143ZM149 228H150V226H149ZM154 228H153V229H154ZM159 228H160V227H159ZM159 228H158V229H159ZM164 228H165V227H164ZM180 228H181V227H180ZM213 228L215 229V226H214ZM213 228H212V229H213ZM225 228H228V227H225ZM232 228H234L233 224H232ZM235 228L237 229V227H235ZM242 228H243V227H242ZM252 228H253V227H252ZM252 228H251V229H252ZM256 228H257V227H256ZM12 229H14V231H16V232L18 233V231L15 230L16 228H12ZM27 229H28V228H27ZM41 229H42V228H41ZM47 229H48V228H47ZM56 229H57V228H55V230H53V231H57ZM61 229H62V228H61ZM61 229H59V230H61ZM69 229H68V231H69ZM105 229H106V228H105ZM111 229H112V228H111ZM118 229H119V228H118ZM123 229H124V227H123ZM128 229H129V228H128ZM130 229L132 230V229H133V226H132V228H130ZM134 229H133V230H134ZM140 229H141V228H140ZM145 229H146V227H145ZM145 229H144V230H145ZM147 229H148V228H147ZM150 229H151V228H150ZM153 229H151V230H153ZM158 229H157V230H158ZM169 229H170V228H169ZM169 229L167 228V230H169ZM174 229H175V228H174ZM205 229H206V228H205ZM205 229H203V230H205ZM222 229H223V228H222ZM248 229H249V228H248ZM262 229H264V228H262ZM49 230H52V229L50 228ZM49 230H47V231L44 232V233H48V234H49V232H48ZM76 230H77V229H76ZM81 230H82V229H80V231H81ZM86 230H87V229H86ZM106 230H107V229H106ZM119 230H120V229H119ZM124 230H125V229H124ZM135 230H136V229H135ZM144 230H142V231H144ZM148 230H149V229H148ZM157 230H156V232H158ZM159 230L161 231V229H159ZM172 230H173V229H172ZM187 230H188V229H187ZM187 230H186V231H187ZM209 230H211V229H209ZM209 230H208V231H209ZM231 230H232V229H231ZM242 230H244V229H242ZM242 230H241V231H242ZM257 230H260V229L258 228ZM1 231L3 232L4 230H1ZM34 231H35V230H33L32 232H34ZM53 231H52V233H53ZM62 231L65 232L64 230H61V234H63ZM70 231H71V230H70ZM74 231H75V230H74ZM77 231H78V230H77ZM165 231H166V230H165ZM196 231H197V230H196ZM217 231H218V230H217ZM222 231H223V230H222ZM224 231H225V230H224ZM226 231H227V230H226ZM236 231H237V230H236ZM5 232H6V231H5ZM10 232H11V231H10ZM35 232H36V231H35ZM38 232H39V231H38ZM40 232H41V231H40ZM42 232H43V231H42ZM42 232H41V233H42ZM58 232H59V231H58ZM75 232H76V231H75ZM83 232L86 233V231H83ZM90 232H91V231H90ZM90 232L88 231V233H90ZM103 232H105V231H103ZM103 232H102V233H103ZM113 232H115V230H113ZM125 232H126V231H125ZM129 232H130V230H129ZM131 232H132V231H131ZM135 232H136V231H135ZM138 232H139V231H138ZM145 232H146V231H145ZM150 232H152V231H150ZM166 232H167V231H166ZM168 232H169V231H168ZM168 232H167V233H168ZM199 232H200V231H199ZM199 232H198V233H199ZM214 232L216 233V231H214ZM239 232H240V231L238 230V233H239ZM242 232H243V231H242ZM250 232H251V231H250ZM259 232H261V231H259ZM0 233H1V232H0ZM14 233H15V232H14ZM68 233H69V232H68ZM91 233L94 234L93 231H92ZM99 233H100V232H99ZM102 233H101V234H102ZM106 233H108V232L106 231ZM116 233L118 234V232H116ZM133 233H134V232H133ZM140 233H141V232H140ZM140 233H139V234H140ZM142 233H143V232H142ZM152 233H153V232H152ZM172 233H173V232H172ZM203 233H204V232H203ZM205 233H206V231H205ZM205 233H204V234H205ZM215 233H214V234H215ZM224 233H225V232H224ZM227 233H228V232H227ZM238 233H237V234H238ZM243 233L247 235V233H245V232H243ZM251 233H252V232H251ZM256 233H257V232H256ZM256 233H255V234H256ZM262 233H263V231H262ZM4 234L7 235L6 233H4ZM21 234H22V233H21ZM24 234H25V233H24ZM31 234H32V233H31ZM55 234H56V233H55ZM65 234H67V231L65 232ZM75 234H76V233H75ZM75 234H74V235H75ZM121 234H122V233H121ZM121 234H120V235H121ZM131 234H132V233H131ZM147 234H148V233H147ZM150 234H151V233H150ZM155 234H156V233H155ZM176 234H177V233H176ZM178 234H179V233H178ZM220 234H221V233H220ZM229 234H230V233H229ZM231 234H232V233H231ZM249 234H250V233H249ZM257 234H258V233H257ZM257 234H256V235H257ZM0 235H1V234H0ZM39 235H40V234H39ZM46 235H47V234H46ZM59 235H60V233H59ZM59 235H58V236H59ZM67 235H68V234H67ZM70 235H71V234H70ZM72 235H73V234H72ZM72 235H71V237H73ZM77 235H78V234H77ZM79 235H80V233H79ZM90 235H91V234H90ZM95 235H97V234H95ZM98 235H99V234H98ZM107 235H108V234H107ZM114 235H115V234H114ZM122 235H123V234H122ZM134 235H136V234L134 233ZM164 235H165V233H164ZM169 235H170V234H169ZM169 235H168V236H169ZM173 235H174V234H173ZM183 235H184V234H183ZM191 235H193V233H192ZM202 235H203V234H202V232H201V235H199V236H202ZM208 235H209V234H208ZM208 235H207V236H208ZM210 235H212V233H211ZM221 235H222V234H221ZM227 235H228V234H227ZM252 235H253V234H252ZM258 235H260V234H258ZM7 236H8V235H7ZM7 236H6V237H7ZM29 236H31V235H29ZM36 236H37V235H36ZM36 236H35V237H36ZM42 236H43V235H42ZM44 236H45V234H44ZM58 236H57V237H58ZM68 236H69V235H68ZM91 236L94 237L93 235H91ZM99 236H101V235H99ZM99 236H98V237H99ZM111 236H112V235H111ZM111 236H110V237H111ZM115 236H116V235H115ZM126 236H127V235H126ZM129 236H130V235H129ZM132 236H133V234H132ZM143 236H144V235H143ZM237 236H238V235H237ZM240 236H241V235H240ZM248 236H249V235H248ZM1 237H2V236H1ZM1 237H0V238H1ZM46 237H47V236H46ZM52 237H54V236L52 235L51 238H52ZM55 237H56V236H55ZM69 237H70V236H69ZM75 237H76V236H75ZM98 237L95 236V239H94V240H96V238L99 239ZM102 237H103V236H102ZM102 237H101V238H102ZM122 237H124V236H122ZM136 237H137V236H136ZM166 237H167V235H166ZM202 237H203V236H202ZM202 237H200V239H201ZM213 237H214V236H213ZM219 237H220V236H219ZM222 237H223V239H224V236H222ZM222 237H220L219 240H220ZM227 237H228V236H227ZM227 237H226V238H227ZM235 237H236V236H235ZM249 237H250V236H249ZM251 237H252V236H251ZM3 238H4V236H3ZM37 238H38V236H37ZM48 238H49V237H48ZM48 238H47V240H48ZM63 238H64V237H63ZM63 238L61 237V239H63ZM66 238H67V237H66ZM85 238H86V237H85ZM87 238H88V237H87ZM107 238H108V237H107ZM116 238H117V237H116ZM173 238H175V237H173ZM181 238H182V235H181ZM181 238H180V239H181ZM187 238H188V236H187ZM194 238H195V237H194ZM194 238H190V240H191V239H194ZM204 238H206L205 235H204ZM217 238H218V237H217ZM226 238H225V239H226ZM237 238H238V237H237ZM15 239H16V238H14V240H15ZM18 239H20V238H18ZM29 239H31V238H29ZM29 239H28V240H29ZM41 239H42V238H41ZM52 239H54V238H52ZM52 239H51V240H52ZM56 239H57V238H56ZM58 239H59V238H58ZM73 239H74V238H73ZM91 239H92V238H90V240H91ZM103 239H105V238H103ZM113 239H115V238H113ZM117 239H118V238H117ZM119 239H120V237H119ZM119 239H118V240H119ZM123 239H124V238H123ZM130 239H131V237H130ZM157 239H158V238H157ZM176 239H177V238H176ZM197 239H198V238H197ZM207 239H208V237L206 238V240H207ZM209 239H210V238H209ZM214 239H215V237H214ZM238 239H239V238H238ZM254 239H256V237H254ZM259 239H260V238H259ZM259 239H258V240H259ZM262 239H263V237H262ZM1 240H2V239H1ZM21 240H22V239H21ZM21 240H19V241L21 242ZM25 240H26V238H25ZM45 240H46V239H45ZM47 240H46V241H47ZM49 240H50V239H49ZM69 240H70V238H69ZM76 240H77V239H76ZM82 240H83V239H82ZM92 240H93V239H92ZM126 240H127V239H126ZM131 240H132V239H131ZM135 240H136V239H135ZM163 240H165V239H163ZM171 240H172V238H171ZM178 240H179V238H178ZM178 240H176V242H177ZM188 240H189V239H188ZM188 240H187V241H188ZM216 240H217V239H216ZM221 240H222V239H221ZM230 240H232V239L230 238ZM235 240H236V238H235ZM248 240H249V239H248ZM250 240H251V238H250ZM2 241H3V240H2ZM6 241H7V238H6ZM12 241H13V240H12ZM19 241H17V242H19ZM39 241H40V240L38 239V242H39ZM42 241H43V240H42ZM65 241H66V240H65ZM70 241H71V240H70ZM96 241H97V240H96ZM98 241L101 242L102 240L99 239ZM106 241H111V242H112L111 239H110V240L107 239ZM113 241H114V240H113ZM116 241H117V240H116ZM122 241H123V240H122ZM157 241H158V240H157ZM159 241H161V240L159 239ZM227 241H228V239H227ZM236 241H239V240H236ZM254 241H255V240H254ZM260 241H261V239H260ZM20 242H19V243H20ZM33 242H34V241H33ZM47 242H48V241H47ZM50 242H51V241H50ZM50 242H49V243H50ZM54 242H55V241H53V243H54ZM66 242H67L66 244H68V239H67ZM88 242H90V241H88ZM88 242H87V243H88ZM119 242H120V241H119ZM125 242H126V241H125ZM125 242H124V243H125ZM131 242H132V241H131ZM151 242H152V241H151ZM170 242H171V241H170ZM173 242H174V240H173ZM193 242H194V240H193ZM193 242H192V244H195V243H193ZM196 242H197V241H196ZM199 242H200V241H199ZM204 242H207V241H205V239H204ZM208 242H209V241H208ZM232 242H234V241H232ZM240 242H242V241H240ZM257 242H258V241H257ZM5 243H6V242H5ZM8 243H9V241L7 242V246H8ZM11 243H12V242H11ZM19 243H17V244H19ZM30 243H31V242H30ZM34 243H35V242H34ZM49 243H48V244H49ZM55 243H56V242H55ZM60 243H61V242H60ZM60 243H59V244H60ZM70 243H71V242H70ZM73 243H74V241H73ZM90 243H91V242H90ZM93 243H94V242H93ZM97 243H98V242H97ZM102 243H103V241H102ZM112 243H113V242H112ZM112 243H110V244L112 245ZM114 243H116V242H114ZM128 243H129V242H128ZM154 243H155V242H153V244H154ZM189 243H191V241H189ZM228 243H229V242H228ZM258 243H259V242H258ZM260 243H261V242H260ZM14 244H16V243L14 242ZM21 244H23V243H20V245H21ZM44 244H45V243H44ZM50 244H51V243H50ZM62 244L65 245L64 243H62ZM74 244H75V243H74ZM82 244H84L83 241H82ZM117 244H118V242H117ZM126 244H127V243H126ZM130 244H131V243H130ZM132 244H133V243H132ZM168 244H170V243L168 242ZM171 244L174 245V243H171ZM187 244H188V243H187ZM202 244H204V243H202ZM232 244L234 245V243H232ZM232 244H231V245H232ZM241 244H242V247H243L244 249H246V252H245V254H246V255H245V259H246V260H249L248 262L246 261L247 263H249V264H264L263 253H262V255H261V252L258 251V252L260 253V256L263 257V258H261V257L258 255V252H257L258 247H255V248H254V247H253V248L250 247L249 242L246 241V239L243 240V243H241ZM250 244H251V243H250ZM2 245H3V244H2ZM4 245H5V244H4ZM26 245H27V244H26ZM42 245H43V243H42ZM52 245H53V244H52ZM76 245H77V244H76ZM76 245H74V247H75ZM88 245H89V244H88ZM88 245H87L86 247H88ZM91 245H92V244H91ZM98 245H99V244H98ZM128 245H129V244H128ZM159 245H160V242H159ZM196 245H197V244H196ZM239 245H240V244H239ZM254 245H255V244H254ZM256 245H257V244H256ZM9 246H10V243H9ZM33 246H34V245H33ZM45 246H46V245H45ZM58 246H59V245H58ZM66 246H67V245H66ZM66 246H65V247H66ZM69 246H70V245H69ZM84 246H85V244H84ZM84 246H83V247H84ZM93 246H94V244H93ZM102 246H103V245H102ZM102 246L99 245V246H97V248L100 247V249H101ZM105 246L107 247L106 244H105ZM114 246H116V245H114ZM117 246H118V245H117ZM139 246H140V245H139ZM150 246H151V245H150ZM155 246H156V245H155ZM162 246H164V245H162ZM167 246H168V245H166V247H167ZM175 246H176V245H175ZM181 246H182V245H181ZM185 246H186V243H185ZM188 246L190 247L189 244H188ZM214 246H215V245H214ZM214 246H213V247H214ZM240 246H241V245H240ZM259 246H260V245H259ZM13 247H16V246L14 245ZM38 247H39V246H38ZM47 247H48V246H47ZM47 247H45V248H47ZM52 247H53V246H52ZM112 247H113V246H112ZM142 247H143V246H142ZM152 247H154V246H152ZM152 247H151V248H152ZM158 247H159V246H158ZM160 247H161V246H160ZM166 247H164V248H166ZM189 247H188V248H189ZM215 247H216V246H215ZM261 247H262V245H261ZM3 248H5V247H3ZM3 248H0V249H3ZM6 248H7V247H6ZM26 248H27V247H25V249H26ZM54 248H55V247H54ZM54 248H53V249H54ZM60 248H61V247H60ZM69 248H70V247H69ZM89 248H90V247H89ZM117 248H118V247H117ZM124 248H125V247H124ZM129 248H130V247H129ZM132 248H133V247H132ZM135 248H136V247H135ZM161 248H162V247H161ZM168 248H170V247H168ZM180 248H181V247H180ZM180 248H178V249L180 250ZM186 248H187V246H186ZM190 248H191V247H190ZM190 248H189V249H190ZM206 248H207V247H206ZM208 248H209V247H208ZM211 248H212V247H211ZM236 248H237V247H236ZM256 248H257V249H256ZM14 249H15V248H14ZM16 249H17V248H16ZM16 249H15V250H16ZM20 249H21V248H20ZM20 249H19V250H20ZM25 249H24V250H25ZM42 249H43V247H42ZM42 249H40V250H42ZM48 249H49V248H48ZM53 249H51V250H53ZM76 249H77V247H76ZM79 249H80V248H79ZM82 249H83V248H82ZM82 249H81V250H82ZM92 249H93V248H92ZM95 249H96V248H95ZM95 249H94V250H95ZM125 249H126V248H125ZM137 249H138V248H137ZM154 249H155V248H154ZM166 249H167V248H166ZM166 249L164 250L165 252H167ZM171 249H173L172 246H171ZM181 249H182V248H181ZM189 249H188V250H189ZM192 249H193V248H192ZM192 249H190V250H192ZM214 249H215V248H214ZM214 249H213V250H214ZM259 249H260V248H259ZM11 250H12V249H11ZM30 250H31V249H30ZM34 250H35V249H34ZM34 250H33V251H34ZM46 250H47V249H46ZM46 250H44V252H45ZM55 250H57V249H54V251H55ZM94 250H93V251H94ZM98 250H99V249H98ZM105 250H107V249H105ZM109 250H110V249H109ZM123 250H124V249H123ZM134 250H135V249H134ZM149 250H150V247H149ZM167 250H168V249H167ZM169 250H170V249H169ZM209 250H210V249H209ZM234 250H235V249H234ZM234 250H233V251H234ZM262 250H263V248L261 249V251H262ZM7 251H8V250H7ZM12 251H13V250H12ZM22 251H23V250H22ZM37 251H38V250H37ZM48 251H49V250H48ZM72 251H74V250H72ZM86 251H87V250H86ZM99 251H100V250H99ZM124 251H125V250H124ZM127 251H128V250H127ZM145 251H147V250H145ZM156 251H157V250H156ZM161 251H162V250H161ZM164 251H162V252H164ZM181 251H182V250H181ZM184 251H185V250H184ZM205 251H208V250H205ZM211 251H212V249H211ZM214 251H215V250H214ZM222 251H223V250H222ZM0 252L2 253V251H0ZM15 252H16V251H15ZM20 252H21V251H20ZM52 252H53V251H52ZM55 252H56V251H55ZM74 252H75V251H74ZM79 252H80V251H79ZM91 252H92V250H91ZM116 252H117V251H116ZM129 252H130V251H129ZM135 252H136V251H135ZM159 252H160V251H159ZM175 252H176V251H175ZM175 252H174V253H175ZM179 252H180V251H179ZM179 252H177V255H179V254H178ZM224 252H226V251H224ZM224 252H222V253H224ZM235 252H236V253H239V252H237V251H235ZM3 253L5 254V252H3ZM12 253H13V252H12ZM16 253L18 254L19 252H16ZM16 253H14V255H15ZM22 253H23V252H22ZM22 253H21V255H22ZM26 253H27V251H26ZM30 253H31V252H30ZM39 253H40V252H39ZM42 253H43V252H42ZM42 253H40V254H42ZM50 253H51V251H50ZM50 253H49V254H50ZM57 253L59 254V251H58ZM60 253H61V252H60ZM75 253H76V252H75ZM75 253H74V254H75ZM89 253H90V252H89ZM92 253H93V252H92ZM103 253H104V252H103ZM117 253L119 254L120 251L117 252ZM121 253H122V252H121ZM125 253H126V252H125ZM133 253H134V252H133ZM142 253H143V252H142ZM154 253H155V252H154ZM184 253H185V252H184ZM184 253L182 252V255H183ZM188 253H189V252H188ZM188 253H187V254H188ZM199 253H200V252H199ZM205 253H206V252H205ZM24 254H25V251H24ZM24 254H23V255H24ZM49 254H48V255H49ZM51 254H52V253H51ZM70 254H71V253H70ZM86 254H87V253H86ZM104 254H105V253H104ZM126 254H127V253H126ZM135 254H136V253H135ZM138 254H141V253H138ZM155 254H156V253H155ZM163 254H164V253H163ZM203 254H204V253H203ZM212 254H214V253H212ZM215 254H216V253H215ZM217 254H218V253H217ZM6 255H7V254H6ZM14 255H13V256H14ZM23 255H22V256H23ZM29 255H30V254H29ZM48 255H47V256H48ZM55 255H56V254H55ZM63 255H64V254H63ZM65 255H66V254H65ZM78 255H79V253H78ZM89 255H90V254H89ZM95 255H96V253H95ZM119 255H121V254H119ZM133 255H134V254H133ZM151 255H152V251H151ZM165 255H166V254H165ZM165 255H164V256H165ZM180 255H181V254H180ZM182 255H181V256H182ZM224 255H226V254H224ZM224 255H223V256H224ZM228 255H229V252H228ZM228 255H227V256H228ZM230 255H231V254H230ZM10 256L12 257L11 253H10ZM19 256H20V255H19ZM31 256H32V254H31ZM51 256H52V255H51ZM51 256H50V258H51ZM53 256H54V255H53ZM56 256H57V255H56ZM90 256H91V255H90ZM92 256H93V254H92ZM96 256H97V255H96ZM103 256H104V255H103ZM106 256H107V255H106ZM190 256H191V255H190ZM204 256H206V255H204ZM208 256H209V255H208ZM238 256H239V255H238ZM17 257H18V256H17ZM58 257H59V258L61 257L60 254H59ZM63 257H64V256H63ZM80 257H81V256H80ZM83 257H84V255H83ZM115 257H116V256H115ZM123 257H124V256H123ZM135 257H136V256H135ZM156 257H157V256H156ZM161 257H162V256H161ZM175 257H176V256H175ZM182 257H183V256H182ZM185 257H186V256H185ZM196 257H197V256H196ZM210 257H211V256H210ZM215 257H217V256H214V258H215ZM218 257H219V256H218ZM218 257H217V258H218ZM225 257H226V256H225ZM234 257H235V256H234ZM42 258H43V257H42ZM50 258H49V259H50ZM55 258H56V257H55ZM59 258H58V259H59ZM61 258H62V257H61ZM84 258H86V256H85ZM101 258H102V256H101ZM166 258H168V255H167ZM183 258H184V257H183ZM201 258H202V256H201ZM228 258H229V257H228ZM230 258H231V257H230ZM8 259H9V258H8ZM14 259H16V258H14ZM44 259H45V258H44ZM51 259H52V258H51ZM56 259H57V258H56ZM65 259H66V258H65ZM87 259H88V258H87ZM87 259H86V260H87ZM90 259H91V258H90ZM115 259H116V258H115ZM120 259H122V258H120ZM132 259H133V257H132ZM154 259H157V258H154ZM169 259H170V257H169ZM215 259H216V258H215ZM236 259H237V258H235V260H236ZM243 259H244V258H243ZM6 260H7V258H6ZM22 260H24V259H22ZM42 260H43V259H42ZM97 260H98V259H97ZM97 260L95 259V262H96V263L99 262V260H98V262H97ZM118 260H119V259H118ZM143 260H144V259H143ZM158 260L160 261V259H158ZM158 260H157V261H158ZM162 260H163V259H162ZM164 260H165V259H164ZM164 260H163L164 263L167 262V261H164ZM177 260H179V259H177ZM204 260H205V259H204ZM206 260H207V258H206ZM16 261H19V260H16ZM32 261H33V260H32ZM40 261H41V260H40ZM45 261H46V259H45ZM48 261H49V260H48ZM48 261H47V262H48ZM53 261H54V260H53ZM62 261H63V260H62ZM122 261H124V260H122ZM138 261H139V260H138ZM171 261H172V260H171ZM171 261H169V262H171ZM183 261H184V260H183ZM186 261H187V258H186ZM207 261H208V260H207ZM216 261H218V260L216 259ZM233 261H234V260H233ZM10 262H12V260H10ZM19 262H20V261H19ZM56 262H57V261H56ZM67 262H68V261H67ZM76 262H77V261H76ZM82 262H84V259H83ZM87 262H88V260H87ZM87 262H85V263H87ZM89 262H91V261H89ZM110 262H111V261H110ZM113 262H114V261H113ZM115 262H116V261H115ZM115 262H114V263H115ZM144 262H145V260H144ZM153 262H155V261H153ZM178 262H179V261H177V264H178ZM181 262H182V261H181ZM191 262H192V261H191ZM208 262L210 263V261H208ZM13 263H14V262H13ZM13 263H11V264H13ZM16 263H17V262H16ZM37 263H38V262H37ZM40 263H41V262H40ZM40 263H39V264H40ZM49 263H50V262H49ZM54 263H55V261H54ZM59 263H60V262H59ZM61 263H62V262H61ZM63 263H65V262H63ZM63 263H62V264H63ZM108 263H109V262H108ZM108 263H107V264H108ZM117 263H118V262H117ZM117 263H116V264H117ZM122 263H123V262H122ZM161 263H162V262H161ZM175 263H176V262H175ZM182 263H183V262H182ZM196 263H197V262H196ZM212 263H213V262H212ZM9 264H10V263H9ZM14 264H15V263H14ZM26 264H27V263H26ZM35 264H36V263H35ZM44 264H45V263H44ZM56 264H57V263H56ZM67 264H68V263H67ZM69 264H70V262H69ZM83 264H84V263H83ZM110 264H112V263H110ZM120 264H121V263H120ZM130 264H132V263H130ZM142 264H143V263H142ZM145 264H148V263H145ZM153 264H154V263H153ZM166 264H167V263H166ZM168 264H169V263H168ZM183 264H185V263H183ZM186 264H187V263H186ZM217 264H218V263H217ZM240 264H241V263H240Z\"/></svg>", "mask_w": 264, "mask_h": 264}]
</instances>
